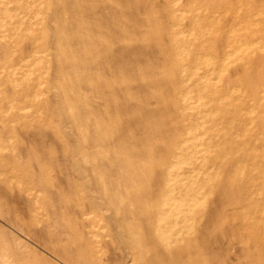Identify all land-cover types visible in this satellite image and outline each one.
Instances as JSON below:
<instances>
[{"label":"rangeland","instance_id":"374dc122","mask_svg":"<svg viewBox=\"0 0 264 264\" xmlns=\"http://www.w3.org/2000/svg\"><path fill=\"white\" fill-rule=\"evenodd\" d=\"M6 1V2H5ZM21 1V2H20ZM26 1V2H25ZM43 1V2H42ZM49 2L50 0H46V2ZM74 0H51L49 3L50 4H46V2L44 1V0H0V3H1V5H0V11H1V13L3 12V14H1L0 13V45L2 46H0L1 48H0V60H1V62H0V95L2 96H0V112H1V114L3 115V114H5V115H3V116H1V114H0V153H3V154H1L0 156V166L3 168V170H5V171H3L2 170V168L0 167V192H1V196L3 197H1L0 196V212L2 211H5V212H3V213H6L5 215H3V213L1 212L0 213V264H56V262H58L59 264H61V262H62V264H66L67 262H68V264H70V262H71V264H84V263H86V264H88V263H90V264H103V262H104V264H110L111 262V264H118V263H120V264H122V262L124 263V264H141V261L143 262V263H145V264H149L150 262H151V264H152V262H154L155 261V263H157L158 264V262L160 263V264H170V262H167V257H165L162 253H164V254H171L170 256L173 258V263L171 262V264H178L179 263V261H181V260H183V263L182 264H187V260H189V256L191 257V255L193 254V256L190 258V259H192L191 261L189 260L188 261V263L189 264H199V263H197V262H203V263H207V259H205L206 258V255H207V253L208 252H210V253H208V255H210L211 253H213V254H211V256L212 255H214L215 257H216V259L217 260H219L221 263H219V261H217L216 259H215V257L213 258V257H211V256H208V261H209V263L208 264H213V263H217V264H227V262L229 263V262H231V264H238L239 263V261L241 262L242 261V259H243V261L240 263V264H256V262H257V264H264V256H262V255H264V252L263 253H261L262 252V250H264V208H262V207H264V204L262 203V202H264V181H262V180H264V161H263V158H264V155H258V153H260V154H264V145H263V142H264V126H262V125H264L263 123H264V121H262L263 119H264V103H262V101H258L257 100V98L259 99V97H256L255 96V94L257 93V92H255V93H253V94H250L249 95V91H251L252 92V90H253V92L254 91H256L257 90V88L258 87H261V85L263 86L264 85V83L262 84V81L264 82V72H263V70H264V57H261V58H259L261 55H263L264 56V53L262 54L261 52H264V39H262V38H264V35H263V33H264V3H261L260 1L258 2V0H246V1H244V0H240V3H239V1L237 0H223L222 2H221V0L220 1H217V0H207V2L205 3L204 1H202V0H197L196 2L198 3V4H196V2H195V0H165V2L164 1H162V3H161V1L160 0H142V2H143V4H142V2H138V0H131L132 1V3L131 4H129V2H131L130 0H127V1H125V0H123V2H121L120 0H107L108 2H106V0H104V2H103V0H76L77 2H73ZM82 1V2H81ZM91 3H90V2ZM93 1H94V3H93ZM99 1V2H98ZM110 1H112V2H114V1H116V2H114L115 4H113V3H111ZM119 1H120V4H119ZM141 1V0H140ZM155 1V2H154ZM158 1H160V2H158ZM182 3H181V2ZM185 1L187 2V3H185ZM226 1H230V3H226ZM235 1V2H234ZM242 1H244V3L242 2ZM253 1V2H252ZM264 0H262V2H263ZM17 3V5H16V3ZM25 2V3H24ZM32 2V3H31ZM57 2V3H56ZM59 2H63L62 4L60 3V4H58ZM98 2V3H97ZM118 2V3H117ZM149 2V3H148ZM158 2V3H157ZM190 2V4H189V6H188V3ZM203 2H204V4L205 5H203ZM221 2V3H220ZM234 2V3H233ZM255 2H258V3H256V5H255ZM14 3V5L12 6V4ZM22 3V4H21ZM28 3V4H27ZM39 3V4H38ZM52 3H54L53 5H52ZM55 3H56V5L58 4L59 6H57L58 7V9L57 8H54V6H55ZM76 4V7H72L73 5L75 6V4ZM102 3V4H101ZM123 3V4H122ZM125 3H128V4H125ZM133 3L135 4L136 3V5H135V7H137L138 5H139V9H141V11L138 9V8H135L134 7V5H133ZM144 3H145V5H144ZM155 3H157V5L155 4ZM161 3V4H160ZM180 3L182 4V7H181V5H180ZM194 3H195V5H194ZM216 3H217V7H219V8H215L216 7ZM224 4V6H225V4L227 5V7L225 8V7H223L222 5ZM3 4V5H2ZM20 4V5H19ZM113 4V5H112ZM149 6H148V5ZM151 4H153L155 7H153ZM186 4H187V6H186ZM196 8H194L192 5ZM212 4V6H213V8H215L214 9V11L212 10V9H210L209 7H210V5ZM220 4H222V5H220ZM235 4H239V5H235ZM253 4H254V6H253ZM34 5L36 8H35V10L34 11H32L34 8V6L32 7V6ZM47 5V6H46ZM52 6V10H51V6ZM85 5H86V7H85ZM95 7H94V6ZM118 5V6H117ZM129 5H131V7L129 6ZM140 5L141 6H147L146 8L144 7H140ZM159 5V6H158ZM191 5V6H190ZM230 5V6H229ZM252 5V6H251ZM261 5H263V6H261ZM3 6H5V8H3ZM10 6H12L13 7V9L10 7ZM15 6V7H14ZM20 6V8H18ZM23 6V7H22ZM25 6V7H24ZM44 6H46V7H44ZM83 8H82V7ZM91 6V7H90ZM108 6V7H107ZM109 6H111V8L112 9H115V10H118V11H115V10H112ZM115 6V7H114ZM128 6V7H127ZM152 6V7H151ZM156 6H157V10L158 11H156L155 12V10H156ZM179 6V7H178ZM184 6V7H183ZM198 6H199V8H198ZM201 6V7H200ZM222 8H221V7ZM238 6V7H237ZM248 6V7H247ZM259 6V9L257 8ZM263 7V8H261V7ZM66 7H67V9H66ZM69 7H70V9L71 10H69ZM119 7H120V9H119ZM125 7H126V9H125ZM162 7H164V9L162 8ZM206 7V8H205ZM231 7L232 8H234V9H236L235 10V13H234V11H233V9H231ZM236 7V8H235ZM246 7H247V10H245L246 9ZM252 7V8H251ZM255 7V8H254ZM8 8V9H7ZM22 8V9H21ZM25 8H28V9H25ZM30 8V9H29ZM38 8H39V10H38ZM61 8V9H60ZM72 8H73V10H72ZM76 8H78V9H76ZM90 8H92V9H90ZM100 8V9H99ZM133 8H135L134 10H133ZM148 8H150V9H148ZM152 8V9H151ZM184 8H188V9H190V10H186V9H184ZM194 8V10L192 11V9ZM198 8V9H197ZM203 8V9H202ZM205 8V9H204ZM225 10H224V9ZM6 9H7V11H6ZM46 9V10H45ZM53 9H57V11L56 10H54L53 11ZM79 9H81V10H79ZM94 9H96V10H99V11H97V12H95V10ZM104 9V10H103ZM107 9H108V13L109 12H111L110 14H108L107 13ZM111 9V10H110ZM144 9V10H143ZM146 9H148V10H146ZM163 10L162 11V13L164 12V10H166V13H163V14H168V17H169V15L171 16V13H172V15L173 16H171L172 18H168L169 20L170 19H174V22L172 21V20H168L166 17H167V15L166 16H164L163 14H161L160 12V10ZM172 9V10H171ZM204 10V13L205 14H203V11L202 10ZM210 9V10H209ZM216 9H219V10H216ZM257 9V10H256ZM20 10V11H19ZM41 10V11H40ZM90 10V11H89ZM131 10V11H130ZM138 10V11H137ZM153 10V11H152ZM244 12H243V11ZM249 10H250V12H254V13H249ZM253 10V11H252ZM255 10H256V13H255ZM27 11V12H26ZM44 11V12H43ZM52 13V15H53V17H52V15H51V13ZM137 11V12H136ZM144 11H148L146 14H143L144 13ZM197 11V12H196ZM207 11V12H206ZM210 11H212V12H210ZM224 11V12H223ZM233 11V13H231ZM246 11H248L247 12V14H246ZM14 12V13H13ZM33 12V13H32ZM83 12H85V13H83ZM89 12V13H88ZM92 12V13H91ZM122 12V13H121ZM143 12V13H142ZM151 12V13H150ZM180 12H181V14H180ZM192 12V13H191ZM196 12V13H195ZM199 12V13H198ZM220 12V13H219ZM236 12H237V14H236ZM27 13V14H26ZM47 13H48V15H47ZM60 13H62V15L60 14ZM70 13V14H69ZM75 13V14H74ZM82 14V15H79V14ZM121 13V14H120ZM124 13V14H123ZM126 13V14H125ZM134 13L135 14H137V17H136V15H134ZM140 13L142 14V16L140 15ZM151 14V16H150V14ZM208 13V14H207ZM230 13V14H229ZM249 13V14H248ZM259 13H260V15H259ZM8 15V17H11L10 18V20H11V22H10V20H7V16L6 15ZM35 16V17H33V15ZM55 14H56V16H55ZM63 14H65V15H63ZM77 14V15H76ZM99 16H98V15ZM111 14H112V16H111ZM123 14V15H122ZM148 14V15H147ZM152 14H153V16H152ZM155 14V15H154ZM156 14H158V15H156ZM161 16H160V15ZM174 14H175V18H174ZM191 14H192V16H191ZM193 14H194V16H193ZM195 14H196V16H195ZM203 15V17H202V15ZM218 14L220 15V16H218ZM239 14H240V16L242 17V18H240V16H239ZM246 16H245V15ZM18 15L20 16V17H18ZM23 17H22V16ZM29 15H31V16H29ZM41 15V16H40ZM50 15V16H49ZM67 15V16H66ZM115 15H116V18H115ZM124 15H126V16H124ZM128 15V16H127ZM132 15V16H131ZM146 15V16H145ZM176 15H177V18H178V16H180L178 19H176ZM185 15V16H184ZM187 15H190L191 17H189V16H187ZM207 15H210V17L209 16H207ZM216 15H217V17H216ZM225 15V16H224ZM231 15H234V17L232 16L231 17ZM236 15V16H235ZM238 15V16H237ZM249 15V16H248ZM254 16V17H252V16ZM256 15V16H255ZM30 18H29V17ZM71 16V17H70ZM88 16H90V17H88ZM91 16H92V18L93 19H91ZM109 16V17H108ZM123 16H124V18H123ZM130 16V18H128ZM145 16V17H144ZM148 16V17H147ZM184 16V18L182 19V17ZM207 16V17H206ZM229 16V17H228ZM15 17H18V18H15ZM22 17V18H21ZM27 17L29 18V19H27ZM46 17H47V19H48V17L50 18V19H48V20H51V18H53L51 21H47L46 20ZM70 17V18H69ZM131 17H133V18H135V19H131ZM151 17V18H150ZM157 17V18H156ZM222 17V18H221ZM231 17V18H230ZM21 20H20V19ZM26 18V19H25ZM36 18V19H35ZM57 18V19H56ZM59 18H60V20H59ZM65 18H67L66 20H65ZM81 18H83V20H81ZM95 18H99V20L97 21V19H95ZM107 18L109 19L107 22H106V20H107ZM128 18V19H127ZM155 18H156V20H155ZM160 18H161V20H164V21H161L160 20ZM186 18H188L187 20H185ZM190 18V19H189ZM192 18V19H191ZM195 18V20H193ZM197 18V19H196ZM226 18H230V19H226ZM254 18H255V20H254ZM256 18H258V19H256ZM261 18V19H260ZM1 19H2V22H1ZM9 19V18H8ZM24 19V20H23ZM70 19H72L71 21H70ZM78 19V20H77ZM86 19V20H85ZM111 19V20H110ZM124 19V20H123ZM128 21H126V20ZM131 19V20H130ZM148 19V20H147ZM157 19H159V21L160 22H162V23H160ZM176 19V20H175ZM219 19H220V21H219ZM231 19H232V21H231ZM237 19V20H236ZM241 19V20H240ZM250 19V20H249ZM5 20H7V22L5 21ZM15 20H18V21H20V22H18V21H15ZM28 20H31L30 21V23L28 22ZM44 20V21H43ZM62 20H65L67 23H65L64 25L66 26L67 25V28H65V26H62L63 24L62 23H64L65 21H63L62 22ZM69 21V23H68V21ZM75 20H77V21H80V22H77V21H75ZM87 20H88V22L89 21H91L92 22V20H93V22H92V24H91V22H89V24L87 23ZM102 20V21H101ZM112 20H117V21H115L113 24H110V23H112L113 21ZM121 20V21H120ZM135 20V21H134ZM143 20H145V21H143ZM189 20V21H188ZM201 20H202V22H201ZM209 20V21H208ZM240 20V21H239ZM13 21V22H12ZM25 21H27L28 22V24H27V22H25ZM34 21V22H33ZM54 21H56V23L54 22ZM58 21H59V24H57L58 23ZM61 21V22H60ZM86 21V22H85ZM119 21V22H118ZM126 23H125V22ZM130 21V22H129ZM155 21V22H154ZM176 21H178V22H176ZM179 21H182L181 22V24H180V22ZM184 21V22H183ZM192 21L194 22L193 24H192ZM196 21H197V24H196ZM199 21H200V23H199ZM205 21V23H203ZM3 22H5V23H3ZM75 22V23H74ZM82 22V23H81ZM94 22H95V25H93L94 24ZM110 22V23H109ZM123 22H124V24H123ZM133 22V23H132ZM153 22V23H152ZM157 22V23H156ZM166 22V23H165ZM170 22V23H169ZM188 22V24L189 25H185L186 23ZM219 22V23H218ZM227 23V24H225V23ZM229 22V23H228ZM253 22V23H252ZM20 23V24H19ZM45 23L46 24H48L49 26H51V23L53 24V27L51 26V28L49 27V26H45ZM77 23V24H76ZM80 23V24H79ZM86 25H85V24ZM98 25H97V24ZM101 23L102 24H104V26L103 25H101ZM127 23H128V26H127ZM138 23H140V24H138ZM152 23V24H151ZM154 23H155V25H157V26H155L154 25ZM160 23V24H159ZM168 23V24H167ZM191 23V24H190ZM243 23H244V25H243ZM246 23H247V25L250 23V25H246ZM19 24V25H18ZM25 26H23V25ZM40 24V25H39ZM56 24V25H55ZM62 24V25H61ZM84 24V25H83ZM88 24V25H87ZM91 24V25H90ZM115 24L117 25H119L120 27H115ZM132 24V25H131ZM134 24V25H133ZM138 24V25H137ZM164 24H166L165 26H164ZM174 24V25H173ZM200 24V25H199ZM201 24H204V25H201ZM225 24V25H224ZM263 25V28H261L262 27V25ZM13 25V26H12ZM35 25H38V27H36ZM42 25V26H41ZM54 25L55 26H57V30L59 31L58 33H57V30H56V28L54 27ZM60 25V26H59ZM100 25V26H99ZM107 25H109V26H107ZM139 25H141L142 26V28H144V30H142V28H141V26H140V28H141V30H140V28L138 27ZM143 25H145L146 27L148 26V30H147V28L145 27V26H143ZM162 26V28H161V26ZM197 25V26H196ZM219 25V26H218ZM223 25V26H222ZM233 26V27H230V26ZM253 25H255V27H258L259 26V28H257V29H255V27L253 28ZM261 25V26H260ZM9 26H10V30H9ZM34 27V30H33V27ZM75 26V27H74ZM107 26V27H106ZM151 26V27H150ZM170 26V27H169ZM183 26V27H182ZM184 26H187V27H184ZM191 26V27H190ZM193 26H194V28H193ZM202 26V27H201ZM203 26H205L208 30H206V28H205V31H204V28H203ZM249 26H250V28H249ZM50 29H49V28ZM59 27V28H58ZM69 27V28H68ZM101 27V28H100ZM110 27V28H109ZM111 27H113V28H111ZM121 27H123V29L124 30H122V28ZM124 27H126V28H124ZM128 27V28H127ZM132 28V29H130V28ZM153 27V28H152ZM155 27V28H154ZM159 27V28H158ZM223 27V29H221ZM239 27H240V29H239ZM2 28V29H1ZM3 28H5V30H3ZM38 28H39V30H38ZM48 28V33L49 34H51L50 36H48L47 37V35H49L48 33H47V29ZM61 28H62V30H61ZM75 28V29H74ZM90 28H92V30L90 29ZM105 28H107V29H111V31H109V30H107L106 31V29ZM133 28H135V29H133ZM137 28H138V30H137ZM161 28V29H160ZM164 28V29H163ZM200 28H201V30H200ZM217 28H218V30H217ZM45 29V30H44ZM51 29H52V31H54L53 33H52V31H51ZM69 29V30H68ZM83 31H82V30ZM97 32H94V30ZM104 31H103V30ZM116 29V31H114ZM117 29H118V32H117ZM128 29V30H127ZM150 29H151V31H150ZM157 29V30H156ZM160 29V30H159ZM175 29V30H174ZM226 29V31H224ZM255 29V30H254ZM2 30V31H1ZM43 31L42 33H40L41 31ZM64 30V31H63ZM94 33V34H91L92 32ZM99 30H101V31H99ZM120 30V31H119ZM127 30V31H126ZM146 30V32H144ZM156 30V31H155ZM173 30V31H172ZM180 30V31H179ZM212 30H213V32H212ZM248 31V33H247V31ZM252 31V33H251V31ZM260 30H261V32H260ZM15 31H16V33H15ZM20 31V32H19ZM25 31H27V33H25ZM30 31H32V33H33V35L35 34L36 36L37 35H39V37L40 38H37L35 35H34V37L32 36V33L30 32ZM45 31V32H44ZM62 31V32H61ZM67 31V32H66ZM75 31V32H74ZM91 32V33H88V32ZM99 31V32H98ZM129 31L132 33V34H129ZM155 31V32H154ZM198 31V32H197ZM207 31V32H206ZM222 31H224L223 33H222ZM243 31H245V32H243ZM11 32V33H10ZM63 33L62 35L61 34H59V33ZM68 33L67 35H71V34H74V35H71V36H67L65 33ZM70 32H71V34H70ZM80 32H82L81 34H80ZM111 32H116V35H118L119 37H121L122 38V42H124V43H122L121 42V39L120 38H118V36L116 37V35L115 34H113V33H111ZM127 32H128V34H127ZM133 32H135V33H133ZM154 34H157L158 33V35H153V33ZM219 32H221L220 34H219ZM227 32V33H226ZM242 34H241V33ZM21 33H23V34H21ZM31 35H30V34ZM38 33V34H37ZM47 33V34H46ZM75 33H79L78 34V36H80V37H77L76 35H75ZM88 33V34H87ZM100 33V34H99ZM110 33V34H109ZM136 33H138L137 35H136ZM142 33V34H141ZM149 33H151L150 35H148ZM163 33V34H162ZM205 33V34H204ZM214 33H215V37H216V39H218V40H216V39H214L215 37L213 36L214 35ZM225 33V34H224ZM231 33H233L234 35H235V37H234V35L232 34L231 35ZM25 34V35H24ZM41 34V35H40ZM56 34V35H55ZM65 34V35H64ZM82 34H84L85 35V37L86 38H84V35H82ZM91 34V35H90ZM96 34V35H95ZM103 34V35H102ZM105 34H108V37H107V35H105ZM112 34V35H111ZM120 34V35H119ZM134 34V35H133ZM162 34V36H160V35ZM167 34V35H166ZM188 34V35H187ZM217 34V35H216ZM221 35L220 37H219V35ZM224 34V35H223ZM249 34V35H248ZM259 34H261V35H259ZM43 35H44V37H43ZM56 36L57 37V35H59L57 38L58 39H56L55 38V40H54V38L53 37H51V36ZM81 35H82V40L80 39L81 38ZM106 37H105V36ZM140 36V35H142L143 37H145L144 39L146 40V41H144V39H143V37L141 36V38H139V37H135V36ZM184 35V36H183ZM192 35V36H191ZM194 35V36H193ZM196 35V36H195ZM228 35V38L226 37V40L224 39L225 38V36H227ZM257 35H259V36H257ZM10 36H11V38H10ZM18 36H19V39H18ZM32 36V37H31ZM54 36V37H55ZM76 36V38H72V37H75ZM115 36V37H114ZM130 38V40H129V38ZM134 36V39H132V37ZM148 36V37H147ZM152 36V37H151ZM156 36V37H155ZM166 37V38H164V37ZM171 36V37H170ZM177 36V37H176ZM188 36V37H187ZM199 36V37H198ZM202 36H203V38H202ZM206 36H207V38H206ZM212 37L211 39H210V37ZM238 36H240V37H238ZM31 37V38H30ZM46 37V38H45ZM62 37V38H61ZM67 37V38H66ZM89 37V38H88ZM101 37H105L106 39H108V40H110L111 38H112V41L111 42H115V43H111L110 41H108V40H106V39H103V38H101ZM109 37H111V38H109ZM162 37V38H161ZM167 37H170L171 39H167ZM176 37V38H175ZM178 37H180L179 39H178ZM205 37V38H204ZM219 37V38H218ZM236 37H238V38H236ZM244 37V38H243ZM255 37V38H254ZM5 38H7V39H5ZM9 38H10V40H9ZM15 40H14V39ZM33 38V39H32ZM35 38V39H34ZM46 40H45V39ZM48 38H50L51 40H52V38H53V40L51 41V40H49ZM60 38V39H59ZM84 38V39H83ZM119 40H118V39ZM123 38H125L124 39V41H123ZM146 38H148V39H146ZM175 38V39H174ZM186 38H188V40H190L191 42H189ZM230 38H231V40H230ZM233 38H234V40H233ZM243 38V39H242ZM26 39V40H25ZM48 39V40H47ZM64 39H66V40H64ZM69 39V40H68ZM70 39L73 41V40H75V41H73V42H71L70 41ZM90 39V40H89ZM93 39V40H92ZM139 39V41H140V39H141V44H146V45H140V42L139 41H137ZM158 39V40H157ZM160 39V40H159ZM185 39V40H184ZM225 41L224 43H223V41ZM227 39H228V41L230 40V41H232V42H228L227 41ZM254 39V40H253ZM2 40V41H1ZM3 40H6V43L5 42H3ZM60 40V41H59ZM61 40H63V41H61ZM81 40V41H80ZM94 40L95 41H98V42H96V44H95V42H94ZM114 40V41H113ZM129 41L130 42V44H131V40H132V44H131V46L130 45H128V43L129 42H127V41ZM136 41V43H135V41ZM148 40V41H147ZM152 40V41H151ZM154 40H157V42L156 41H154ZM173 40V44L170 42V41H172ZM202 40H203V42H202ZM206 40V41H205ZM220 40V41H219ZM239 40V41H238ZM12 41V42H11ZM31 41V42H30ZM40 41H42V44H41V46H40ZM55 41H57L56 43H55ZM68 41V42H67ZM70 41V42H69ZM91 41H93V42H91ZM103 41H105V43H102ZM154 41V42H153ZM161 41H163V44L164 45H161L160 43H162ZM180 41V42H179ZM197 41H199V42H197ZM3 42V43H2ZM64 44H63V43ZM108 42H109V44H108ZM121 43V44H119V43ZM127 42V43H126ZM138 42V43H137ZM156 42V43H155ZM167 42V43H166ZM228 42V44L230 43L231 44V47H230V50H229V48H228V45H226V43ZM242 42H247V44H248V48H247V51L245 50V47L243 48L242 46L243 45H241V44H239V43H242ZM13 44V47H12V45L11 44ZM25 43V44H24ZM30 43H32V45L30 44ZM35 43L37 44L36 45V47H35ZM39 43V44H38ZM45 43H46V45H45ZM51 43H52V45H51ZM55 43V47H56V50H55V47L53 46V44ZM60 43V44H59ZM62 43V44H61ZM68 43H69V45H70V43L71 44H73V45H75V47L73 46V45H68ZM87 43H90V44H87ZM94 45H93V44ZM98 43V44H97ZM119 44L118 46H117V44ZM133 43H135V44H138V45H135V44H133ZM189 43V44H188ZM205 43H207V44H205ZM214 43V44H213ZM217 43V45H215ZM220 43V44H219ZM223 43V44H222ZM238 43V45H236V44ZM28 44H30V45H28L29 47H26ZM104 44V46H102ZM114 44H115V46H114ZM154 44V46L155 47H152L151 45H153ZM158 45L157 46V48H158V50H157V48H156V45ZM199 44V45H198ZM211 44V45H210ZM212 44L214 45V47H210V46H212ZM254 44V45H253ZM9 45V46H8ZM23 45H25V46H23ZM42 45H43V51H41L42 49ZM61 45V46H60ZM67 45V46H66ZM79 45H83V46H79ZM88 45H89V47H88ZM96 45V46H95ZM108 45H111V46H108ZM182 45V46H181ZM189 45V46H188ZM235 45V46H234ZM257 45V47L254 49V47ZM6 46H8L9 48H7ZM17 46V47H16ZM20 46V47H19ZM65 47V48H63V47ZM70 48H69V47ZM71 46H73V48L74 49H71L72 47ZM86 46V47H85ZM95 46V48H93ZM100 48H99V47ZM122 46V47H121ZM126 46H127V48H126ZM143 46H149L148 47V49L149 50H151V48H153L151 51H148L145 47H143ZM169 46H170V48L172 49H170L169 48ZM173 46V47H172ZM187 46V47H186ZM192 46V47H191ZM196 46V47H195ZM219 46H224L223 47V49H224V51H222L223 49H222V47H220V50L218 49V47ZM226 46H227V48H226ZM239 46H241V48H243V50L242 51H236V47L238 48ZM3 47H5V48H3ZM31 47H32V50L30 51V49H31ZM50 48V49H47V48ZM53 47H54V49H53ZM57 47H58V49L59 50H57ZM96 47H98L99 49H101V50H98ZM107 47H109V48H111V49H109V48H107ZM114 47H116V48H114ZM120 47V48H119ZM195 49H194V48ZM201 47L203 48V49H201ZM217 47V49H214V48H216ZM16 48H17V50H16ZM91 48V49H90ZM117 48H119V49H117ZM124 50H123V49ZM140 48V49H139ZM155 48V49H154ZM159 48H160V50H159ZM166 48H167V50H168V52H171V54L170 53H168V52H166L167 50H166ZM198 50H197V49ZM206 48V49H205ZM209 48H210V50H209ZM213 48V49H212ZM3 49V50H2ZM8 49V51H6ZM19 49V50H18ZM25 50V53H26V55L27 56H25L24 55V50ZM36 49H37V51H36ZM41 49V50H40ZM53 49V50H52ZM69 49V50H68ZM70 49H71V51H70ZM81 49H82V51H81ZM87 49L88 50H93L92 51V53H91V51L89 52H87ZM98 51H97V50ZM103 49V50H102ZM121 49V50H120ZM136 49H138V50H136ZM162 49H163V51H162ZM170 49V50H169ZM196 50V51H193V50ZM222 49V50H221ZM225 49H226V51H225ZM233 49V51H231ZM258 49V50H257ZM14 50V51H13ZM49 50H51V52L49 51ZM67 52H65V51ZM80 50V51H79ZM86 50V51H85ZM107 50V51H106ZM132 50V51H131ZM133 50H135V53L136 54H139V55H136L135 53H132L133 52ZM166 50V51H165ZM180 50V51H179ZM213 50L215 51V50H217L216 52H213ZM3 51H6V53L7 54H5V52H3ZM21 51V52H20ZM47 51V52H46ZM59 54H61V60L62 61H56V59H59L60 60V57L58 56V55H56L55 53L56 52ZM59 51V52H58ZM69 51H70V54L71 53H73L72 55H73V57L75 58H73L72 57V55L70 56L68 53H69ZM73 51V52H72ZM105 51V52H104ZM109 51H110V53H109ZM112 51V52H111ZM114 51V52H113ZM115 51L116 52H118V53H120V56H119V54L118 55H116L117 53H115ZM125 51V54H127L128 56H126L125 54H121L122 52H124ZM129 53H128V52ZM137 51V52H136ZM138 51H140V52H143V54L145 55H141L140 56V52L138 53ZM154 51L157 53V55L158 56H160V57H157V55H156V53H154ZM159 51V52H158ZM174 51V53H175V55L176 56H174L173 54H172V52ZM187 51V52H186ZM198 51V52H197ZM203 51H205V52H203ZM219 51V52H218ZM251 51V52H250ZM20 52V53H19ZM22 52H23V54H22ZM46 54H45V53ZM50 52V53H49ZM86 52V53H85ZM102 52V54H100ZM108 52V53H107ZM182 52V53H181ZM196 52V53H195ZM202 52V53H201ZM206 52H209L208 54L206 53ZM211 52V53H210ZM218 52V53H217ZM221 52L223 53V55L221 54ZM233 52V53H232ZM234 52H235V54H234ZM240 52H242L241 54H240ZM259 53V54H256L257 55V59L255 60V53ZM52 53H54V55H52ZM66 53V55H63V54H65ZM79 54V53H84L85 55H80L79 54V57H77V54ZM91 53V54H90ZM105 53V54H104ZM111 53L113 54L112 56H111ZM151 53H153V56H152V54ZM159 53V54H158ZM161 53H163V54H161ZM164 53H165V55H164ZM193 56H195V54H196V60H194V58L192 57V55ZM206 53V54H205ZM213 53V54H212ZM216 53H217V55H220V56H217L216 55ZM224 53H226V55L224 54ZM227 53H228V55H227ZM246 53H248V54H246ZM2 54H5V55H2ZM10 54H11V56H10ZM35 54H36V56H35ZM39 54H40V56H39ZM41 54H42V56H41ZM48 54V55H47ZM96 54V55H95ZM99 54V57L97 56ZM110 54V55H109ZM133 54L134 55H136V56H133ZM166 54H170L169 56H170V58L168 57V55L166 56ZM3 57H2V56ZM9 55V57H8V60H10V61H8L7 60V56ZM17 55V56H16ZM19 55V56H18ZM22 55V56H21ZM93 55V56H92ZM100 55H102V56H104V57H102V59H100ZM107 55H109L108 56V58H107ZM132 55V56H131ZM146 55H148L147 57H146ZM173 55V56H172ZM45 56V57H44ZM46 56H48L49 57V59L47 60V57ZM50 56L53 58H50ZM56 56V58L54 59V57ZM69 56L70 58V60L67 58V57ZM115 57V60L113 59L114 57ZM122 56V57H121ZM171 56H172V58H171ZM180 56V57H179ZM223 56H225L226 58H227V60L223 57ZM232 56H233V59H232ZM259 56V57H258ZM6 57V58H5ZM13 57V58H12ZM23 57V58H22ZM63 57H65V59L63 58ZM83 57V58H82ZM91 59V62L89 61L90 59ZM92 57V58H91ZM95 57H97V58H99V59H97V58H95ZM111 57H112V59H111ZM150 57H151V59H150ZM153 57V58H152ZM157 59H156V58ZM163 57V58H162ZM169 59H168V58ZM178 57V59L180 58L181 60H178V59H176L177 60V64H176V61L174 60L175 58H177ZM192 57V58H191ZM197 57H198V59H197ZM204 58V60H202V58ZM209 57V58H208ZM3 58H5V60H3ZM11 58V59H10ZM17 58V59H16ZM19 58V59H18ZM45 58H46V60H45ZM74 59V61H72L73 63H71V60H73ZM76 58H78V59H76ZM86 58V59H85ZM88 58V59H87ZM93 58H95V59H93ZM121 59V60H117V59ZM123 58H125V59H123ZM165 58H166V60H165ZM174 58V59H173ZM221 58V59H220ZM16 59V60H15ZM66 59H68V60H66ZM81 59V60H80ZM93 59V60H92ZM107 59V60H106ZM130 59H131V61H130ZM136 59V60H135ZM145 59V60H144ZM150 59V60H149ZM162 59H164V61L162 60ZM171 59V60H170ZM191 59H192V61H191ZM206 59H209L207 62L205 61ZM210 59H211V63L213 62V64H211L210 63ZM217 59V60H216ZM220 59V61H218ZM230 59H231V61H230ZM241 59V60H240ZM250 59V63H249V60ZM252 59H254V61H252ZM263 59V60H262ZM17 60H19V61H17ZM75 60H77L76 62H75ZM87 60V61H86ZM98 60V61H97ZM103 60H105V61H103ZM110 60V61H109ZM117 60V61H116ZM134 60V61H133ZM141 60H142V62L143 63H141ZM158 60V61H157ZM170 60V61H169ZM201 60H202V62H201ZM233 60V61H232ZM243 60H246V62L245 61H243ZM257 60H258V62H257ZM12 61V62H11ZM13 61H14V63H13ZM24 61H25V63H24ZM55 61V62H54ZM67 61V62H66ZM84 61V62H83ZM115 61H116V65H115V67H113L114 69H116V70H114L113 71V68L112 67H109V65H111V66H114V64H115ZM125 61H127V63L125 62ZM161 62V61H163V63L161 62V64L160 63H157V62ZM166 61V62H165ZM180 61V62H179ZM187 61V62H186ZM195 61V62H194ZM198 61V62H197ZM243 61V63L244 64H242L241 62ZM261 62V64H262V62H263V64L261 65L260 64V62ZM3 62H5V64H7L6 66H5V64H2ZM10 64H9V63ZM27 62H28V65H27ZM41 62V63H40ZM58 62H59V67H64V68H66V70H71V69H73L74 71H72L71 70V72H75L74 74L72 73L71 74V72H69V71H66L65 69H62L63 70V72L61 71V69L58 67ZM70 62V63H69ZM75 62V63H74ZM83 62V63H82ZM90 62V63H89ZM101 62V63H100ZM105 62V63H104ZM110 62V63H109ZM122 62V63H121ZM131 62H133L132 63V65H131V67H130V64H131ZM140 62V63H139ZM149 62V63H148ZM153 62V63H152ZM156 62V63H155ZM169 62V63H168ZM172 62V63H171ZM185 62V63H184ZM192 63V65L190 66V64L189 63ZM43 63V64H42ZM54 63V64H53ZM56 63H57V65H56ZM61 63V64H60ZM80 63V64H79ZM97 63H99V64H97ZM109 64V65H102V64ZM118 63H119V65H118ZM124 63V64H123ZM148 63V64H147ZM154 63H155V65H154ZM175 63V64H174ZM179 63H181V66H177ZM187 63V64H186ZM193 63L195 64L196 63V66L194 67L193 66ZM205 63V64H204ZM220 63H222V66L220 65ZM254 63H256V67L254 66ZM12 64H14V65H12ZM47 64H48V66H47ZM66 64H68L67 66H66ZM82 64H83V67H82ZM87 64V65H86ZM93 64H95V65H93ZM97 64V65H96ZM134 64V65H133ZM135 64H138V65H135ZM147 64V65H146ZM149 64H151L150 66H152V64L154 65V66H152V67H150L149 66V69L147 68V66L149 65ZM174 65V68L173 69H171L172 67L171 66H173ZM182 64H183V66H182ZM185 64V65H184ZM235 64H237L236 66H235ZM239 64V65H238ZM252 64V65H251ZM30 65H31V67H30ZM45 66V67H43V66ZM49 65H52V66H49ZM88 65L90 66V67H88ZM101 65V66H100ZM129 65V66H128ZM139 65H141V66H139ZM146 65V66H145ZM165 65V66H164ZM180 65V64H179ZM204 65H205V68H204ZM212 65V66H211ZM216 65H218L217 67H216ZM233 65V66H232ZM261 65V66H260ZM8 66V67H7ZM47 66V67H46ZM72 66V67H71ZM76 66L79 68V70L80 69H82V70H77L78 68H76ZM97 66V67H96ZM126 66V67H125ZM132 66H133V68H132ZM143 66V67H142ZM162 66V67H161ZM167 66H168V69H167ZM208 66V67H207ZM210 66V67H209ZM235 66V67H234ZM242 66V68H240V67ZM243 66H246V69H245V67H243ZM15 67V68H14ZM20 67V68H19ZM25 67H26V70H25ZM37 67V68H36ZM62 67V68H63ZM91 67H92V69H91ZM95 69H94V68ZM105 67V69H103ZM107 67V68H106ZM118 67H122V68H117ZM129 67V68H128ZM137 67H139V68H137ZM153 67L155 68V69H153ZM159 67L161 68V69H159ZM175 67H177V68H175ZM214 67V68H213ZM220 67H222V69L220 68ZM226 67V68H225ZM237 67V68H236ZM254 67V68H253ZM260 67L263 69H260ZM3 70H2V69ZM22 68V69H21ZM28 68V69H27ZM31 68V69H30ZM34 68V69H33ZM58 68L60 69V70H58ZM75 68V69H74ZM85 68V69H84ZM137 68V69H136ZM157 68H158V70H157ZM163 68H165V69H163ZM178 68H179V70H178ZM182 68V69H181ZM191 68L192 69H194V71L193 70H191ZM195 68H196V70H195ZM211 68V69H210ZM230 68L232 69L233 68V71L232 70H230ZM240 68V69H239ZM249 68H252V70H253V72H256V73H253L252 72V70H251V72H250V69ZM5 69H7V70H5ZM35 69H36V71H35ZM55 69H57L56 71H55V73H54V70ZM84 69V70H83ZM90 69V70H89ZM97 69V70H96ZM100 69H102V70H100ZM107 69V70H106ZM121 69V70H120ZM125 71H124V70ZM141 69V70H140ZM144 69V70H143ZM146 69H147V72H145L146 71ZM170 69H171V71H170ZM23 71V72H21V71ZM51 70V71H50ZM88 72H87V71ZM103 70H105V71H103ZM111 70V71H110ZM123 71V72H120V71ZM130 70V71H129ZM136 70V71H135ZM143 70V71H142ZM156 70V71H155ZM172 70H176V71H172ZM203 70V71H202ZM215 70V71H214ZM219 70H220V72H219ZM238 70V71H237ZM239 70H242V72L241 71H239ZM244 70V71H243ZM257 70H258V72H257ZM260 70H262V74H261V71ZM19 71V72H18ZM48 71H50V72H48ZM57 71H59V72H57ZM77 71V72H76ZM98 71V73H96ZM100 71V72H99ZM130 72L131 74H126V72ZM133 71H134V73L136 74V75H133ZM141 71V72H140ZM153 71V72H152ZM156 73H155V72ZM164 71L165 72H167V73H164ZM190 71H192V72H190ZM197 71V72H196ZM239 72V73H237V72ZM248 71H249V74H248ZM6 72H7V74H6ZM17 72V73H16ZM25 72H26V74H25ZM60 72H62L61 74H59ZM70 73L72 76H68L69 74L68 73ZM108 72H110V73H108ZM120 74H119V73ZM127 72V73H128ZM139 72V73H138ZM142 72H145V75H144V73H143V75H142ZM150 72H152V73H150ZM175 72V73H174ZM176 72H178V75H177V73ZM189 72V73H188ZM211 72H212V74H211ZM233 72H235L234 74H233ZM30 73V74H29ZM52 74V75H50V74ZM67 74V77L65 76L64 77V75L63 74ZM116 73H117V76H115L116 75ZM123 73V74H122ZM125 73V74H124ZM150 74V78H148V74ZM154 73L156 74V75H154ZM163 73V75H165L166 76V74H167V77L168 78H166L165 76H163V75H161V74ZM169 73H170V76H168L169 75ZM182 73H184L183 75H182ZM185 73H187L186 75H185ZM191 73H192V75H191ZM209 73V74H208ZM215 73L217 74V75H220V78L218 79V80H215L214 78H215ZM229 73H231V74H229ZM244 73V74H243ZM250 73H251V75L252 76H254V75H256L257 76V78H259L260 76H262V77H260L259 78V82H260V79H261V82L259 83L256 79V76L254 77V79H255V81H256V83H258V86H256V83H255V85H254V82L255 81H253L254 79L253 78H251V76H250ZM45 74V75H44ZM77 74H79V77H78V75ZM86 76H85V75ZM91 74V75H90ZM95 74V75H94ZM102 74H104V75H101ZM112 74H114V75H112ZM138 74V75H137ZM172 74V75H171ZM239 74H241L242 75V78H241V75H239ZM258 74V75H257ZM260 74V75H259ZM3 75H5L6 77H3ZM21 75V76H20ZM48 75V76H47ZM51 77H50V76ZM58 76V78H57V76ZM73 75H76L77 77H75V79L73 78H71V79H69V77H73ZM83 75V76H82ZM88 75V76H87ZM100 75V76H99ZM110 77V78H114L113 80H115L116 79V82L115 81H112V82H114V83H111L110 82V78H109V81H108V77ZM119 75H121V76H125L126 75V77H127V75L128 76H133V81H132V77L130 76L129 78H127V79H129V80H127V79H125L124 80V76L123 77H121V76H119ZM140 75V76H139ZM152 75V76H151ZM160 75V76H159ZM174 75H177V76H174ZM196 75V76H195ZM205 75V76H204ZM213 75V76H212ZM226 75H227V77H226ZM231 77V75L233 76L232 78H233V80H232V78H230L229 76ZM238 75V76H237ZM243 75L245 76V77H243ZM246 75H248V76H250L249 78H247L246 77ZM19 76V77H18ZM28 76V77H27ZM34 76V77H33ZM35 76H37L38 77V79H40V82L38 83V81L39 80H37V77L35 78ZM105 76L107 77L106 79H105ZM139 76V77H138ZM144 78H143V77ZM146 76V77H145ZM172 76H174L175 78L174 79H172L173 77ZM188 76V77H187ZM199 76V77H198ZM33 77V78H32ZM49 79H48V78ZM59 77H60V79H59ZM82 77V78H81ZM86 77H88V78H86ZM98 77H99V79H98ZM139 80H136V78ZM154 77V78H153ZM158 77V78H157ZM170 77V78H169ZM172 77V78H171ZM181 77V78H180ZM195 77V78H194ZM225 77V79H223ZM237 77H239V78H237ZM65 78H67V81H66V79ZM78 78V79H77ZM85 78V79H84ZM91 78L92 79H94V80H91ZM103 78L105 79V80H103ZM130 78H131V80H130ZM140 78H143L144 80L146 79V81H148V82H146V81H144L143 79L141 80ZM177 78V79H176ZM187 80H186V79ZM197 78V79H196ZM245 78V79H244ZM251 78V79H250ZM6 79V80H5ZM41 79H43V80H41ZM45 79V80H44ZM48 79V80H47ZM57 79H59V81L60 80H63V81H58L59 82V84L58 83H55V80H57ZM84 79V80H83ZM89 79V80H88ZM96 79V80H95ZM121 79V81H119ZM135 79V80H134ZM150 79H153L152 81L150 80ZM158 79H159V81H158ZM163 79H164V81H163ZM195 79L197 80V81H195ZM205 79H206V81H205ZM207 79H208V82H209V85H210V83H211V85L209 86L208 85V82H207ZM241 79H243V81L241 80ZM253 79V80H252ZM2 80V81H1ZM31 80V82H29ZM32 80H33V83L34 82H36L35 84H36V86H34L35 84H33L32 83ZM53 82H52V81ZM73 80V81H72ZM75 80V81H74ZM83 80V81H82ZM87 80H88V82H87ZM98 80V81H97ZM150 80V81H149ZM172 80H174L175 82L173 83L172 82ZM176 80H177V82H176ZM195 81L194 83H192L193 81ZM201 80V81H200ZM209 80H214V81H209ZM227 81V80H229V82H227V84H224V83H226L225 81ZM232 80V81H231ZM237 80H239V82L236 81ZM242 82H244V83H241L240 84V82L241 81ZM253 82H252V81ZM10 81V82H9ZM47 81V82H46ZM65 81V83L63 84V82ZM94 82V83H92L91 85H90V83L89 82ZM126 82V84H129L130 82L132 83V85H131V83H130V86H131V88H132V86H133V84H134V86H133V89H135V88H139L140 89V91H139V89H138V92H140L139 94H138V92H137V90L135 89V91H133V92H135V93H133V92H130L131 90H133V89H131L130 88V86H126V84L125 85H123L124 83L123 82ZM141 81V82H140ZM157 81V82H156ZM168 81H170V83H172L171 85H170V83L168 82ZM191 81V82H190ZM218 81H219V84H218ZM245 81H247V83L245 82ZM248 81L250 82V83H248ZM42 82V83H41ZM49 82V83H48ZM57 82V81H56ZM68 82V83H67ZM129 82V83H128ZM136 82L139 84V86L138 85H136ZM143 82V83H142ZM152 82H156L158 85H156V83H152V86L150 85ZM32 83V84H31ZM52 83H53V85H52ZM61 83L64 85H62L61 86ZM98 83H99V85H98ZM120 83H122L121 85H120ZM168 83V84H167ZM187 83V84H186ZM188 83H189V85H188ZM215 83V84H214ZM221 83V84H220ZM232 83H235V84H233V85H231ZM12 84V86H10ZM60 86V88L62 89V87H63V90H64V92H63V90H59V86ZM74 84H77L76 86H73ZM82 84V85H81ZM111 84H113L114 86H116V88L112 85L111 86ZM115 84H118V85H115ZM146 84V85H145ZM148 84H149V86L150 87H152L151 88V90L153 89V88H155V89H158V90H155L154 89V92H157V93H154L153 91V93L151 92V90H149V86H148ZM161 86H160V85ZM164 84H167V86L165 85L164 86ZM186 84V85H185ZM191 84V85H190ZM197 84V85H196ZM204 84V85H203ZM229 84V85H228ZM237 84V85H236ZM244 84V85H243ZM253 84V85H252ZM261 84V85H260ZM9 85V86H8ZM40 85H41V88H40ZM48 85V87H46ZM50 85L51 86H53L54 87V89L56 90V92H57V94H56V96H55V94L54 93H56L55 92V90L53 89V87H52V90H51V87H50ZM56 85L58 86V87H56ZM66 85H69V86H66ZM72 85V86H71ZM79 85V86H78ZM83 85H85V86H83ZM102 85V86H101ZM163 85V86H162ZM196 85V86H195ZM214 85V86H213ZM245 85H246V87H245ZM248 85H251V87L250 86H248ZM260 85V86H259ZM2 86H5V87H2ZM44 86V87H43ZM78 86V87H77ZM86 86H89V87H86ZM97 87V89H95L96 87ZM111 86V87H110ZM135 86H137V87H135ZM155 86V87H154ZM176 88V90H175V88ZM186 87L185 89H181V88H184V87ZM187 86H189V88H187ZM194 86V87H193ZM198 86V87H197ZM209 86V87H208ZM225 86V87H224ZM230 86V87H229ZM231 86H232V88L233 87H238V91L239 92H241L242 93V96H240V97H238L236 94H233L232 92H231V90H232V88H231ZM255 88H253V87ZM12 87V88H11ZM27 87H28V89H27ZM70 87H72L71 88V91H73V93L70 91ZM80 87H82V89H83V91L85 92H79L80 90L82 91V89H80ZM98 87H99V89H98ZM109 87V88H108ZM118 87V88H117ZM124 87V88H123ZM129 87V88H128ZM141 87H144V88H142V90H141ZM156 87H162V88H156ZM174 88V89H169L170 90V92H169V90H168V88ZM196 87V88H195ZM221 87H223V89H225V90H223V89H221ZM248 87H250L249 89H248ZM257 87V88H256ZM3 88V89H2ZM5 88H9V89H5ZM20 88V89H19ZM26 88V89H25ZM38 88H39V90H38ZM58 88V89H57ZM65 88V89H64ZM68 88H69V90H68ZM78 88V89H77ZM86 88H88V89H86ZM91 88V89H90ZM93 88V89H92ZM108 88V89H107ZM121 88V90H119ZM127 88V89H126ZM148 88V89H147ZM165 90H164V89ZM228 90H230V91H228ZM46 89V90H45ZM68 91H67V90ZM73 89V90H72ZM86 89V90H85ZM102 89H104V90H107V91H105L104 92V90H102ZM125 89V90H124ZM128 89H129V91H128ZM145 89V90H144ZM160 89H163V91H166V92H164L163 93V91H161ZM193 91H192V90ZM195 89V90H194ZM203 89H204V92H203ZM222 91H224V92H222ZM6 90H8V91H6ZM12 90V91H11ZM35 90V91H34ZM36 90H37V92H36ZM40 90H43V91H40ZM92 92H91V91ZM100 90V91H99ZM111 91L112 93H110V95L108 96L107 94L109 93V91ZM125 91V94H128L129 93V95H125V94H123L122 93V91ZM127 90V91H126ZM219 90V91H218ZM245 90V91H244ZM247 90V91H246ZM249 90V91H248ZM20 91V92H19ZM25 91V92H24ZM30 91H32V92H30ZM45 91H47V93L45 92ZM67 91V92H66ZM94 91V92H93ZM115 91H120V93L119 92H115ZM160 91L163 93L162 95L160 94ZM176 93H175V92ZM208 91V92H207ZM5 93V94H3V93ZM9 92V93H8ZM23 92L25 93V96L23 97ZM27 92V93H26ZM41 92V94H39V93ZM51 92V93H50ZM59 92V93H58ZM63 92V93H62ZM65 92H66V94H65ZM105 94H104V93ZM108 92V93H107ZM128 92V93H127ZM198 92V93H197ZM226 92V93H225ZM229 92V93H228ZM231 92V93H230ZM250 92V93H251ZM19 93V94H18ZM23 95H22V94ZM46 93V94H45ZM74 93H77V94H74ZM80 95H79V94ZM100 93V95H98ZM133 93V94H132ZM147 96H145L144 94ZM147 93V94H146ZM168 93H170L169 94V96H170V98H169V96H168ZM172 93L174 94V96H176L175 98H174V96L172 95ZM197 93V94H196ZM211 93V94H210ZM220 93V95H219V98H218V94ZM225 93V94H224ZM241 93H239V95L241 94ZM7 94V95H6ZM11 94H15V96L17 95V99H18V97H22V98H19L18 100L16 99V97H15V99H14V96L13 97H11V99L9 98L10 97V95ZM34 94V95H33ZM50 94H52V95H50ZM62 94H64V95H62ZM82 94V95H81ZM88 94H89V97H87L88 96ZM91 94H93V95H91ZM95 94V95H94ZM104 94V95H103ZM114 94V95H113ZM118 94V95H117ZM122 94H123V96H125V99H124V97L122 96ZM144 95V98H143V95ZM157 94H160V97H163L164 98V100H162L160 97H159V95H157ZM191 94V95H190ZM195 96H194V95ZM210 94V95H209ZM222 94V95H221ZM245 94V95H244ZM3 95H5V96H3ZM22 95V96H21ZM59 95V96H58ZM69 95H70V97H69ZM106 95V96H105ZM113 95V96H112ZM165 95H166V97H165ZM173 97H172V96ZM198 95V96H197ZM12 96V95H11ZM39 96H41V97H39ZM54 98H53V97ZM71 96H72V100L74 101H72L71 100ZM73 96H74V99H73ZM82 96H84V97H82ZM86 96V97H85ZM93 96V97H92ZM98 96H101L100 98L98 97ZM102 96L105 98H102ZM110 96H112V97H110ZM118 96H120L121 98H122V100H120L121 98L120 97H118ZM127 96H128V98H130V99H128L127 98ZM140 96H142V97H140ZM181 97V98H179V97ZM212 98H211V97ZM214 96H216V97H214ZM245 96V97H244ZM44 97L46 98V99H44ZM51 97V98H50ZM58 99H57V98ZM59 97H61V98H59ZM70 98V102H72V104H69L70 102H68L69 101V98ZM85 98V101L83 100L82 101V99L80 100V98ZM93 99H92V98ZM96 97H97V99H96ZM114 97V98H113ZM132 97H134V99H135V101H134V99L132 98ZM140 98V100H139V98ZM151 97V98H150ZM153 97V98H152ZM159 97V98H158ZM256 97V98H255ZM67 98V99H66ZM87 98V99H86ZM119 98V99H118ZM126 98H127V100H126ZM146 98V99H145ZM147 98H149L148 100H150L151 99V101H149L150 103H148V105H146V103L148 102V100H147ZM168 98V99H167ZM177 98V99H176ZM196 98H197V100H196ZM207 98V99H206ZM215 98H216V100H215ZM222 98V100H223V102H222V100H220ZM245 98V99H244ZM249 98H251V100L249 99V101H247ZM9 99V101H7V100ZM39 99H41L40 101H41V103H43V104H41L40 103V101L38 102V100ZM52 100V101H50V100ZM55 99V100H54ZM102 99H103V101L104 102H102ZM110 100V101H107V100ZM133 99V100H132ZM145 99V100H144ZM161 99V100H160ZM174 99H176V100H174ZM228 99V100H227ZM229 99H232L233 100V102H235L237 105H238V108L240 107L241 108V110H237V109H235L234 108V110L232 109L233 108V106L231 105V103H232V101L231 100H229ZM244 99V100H243ZM11 100V101H10ZM28 100V102H30V103H28V102H26V101ZM30 100V101H29ZM33 100L36 102V103H33ZM43 100H46V101H48L49 103H47L46 101H43ZM59 100H61V101H59ZM78 100V103L76 104L75 103V101H77ZM80 100V101H79ZM92 102H91V101ZM120 101V102H114L113 103V101ZM127 101V103L126 102H124V101ZM130 100V102H128ZM141 100H143V102L141 101ZM147 100V101H146ZM159 101V102H157V101ZM192 100V101H191ZM203 102H202V101ZM207 100V101H206ZM218 100V101H217ZM225 100H227V101H225ZM257 100V101H256ZM3 101V103H2V105H1V102ZM6 101V102H5ZM32 101V102H31ZM63 101H64V103L66 104L65 106V108H63L64 107V103H63ZM67 101V102H66ZM88 101H90V102H88ZM96 101V102H95ZM99 101H101V104H100V102ZM105 101H107L108 102V104H107V102L105 103ZM132 101V102H131ZM140 101V102H139ZM156 101V102H155ZM163 101L165 102V104L163 103ZM169 101V102H168ZM172 101H174V104L172 105V103H170V102H172ZM185 101V102H184ZM216 101V102H215ZM229 101V102H228ZM241 101V102H240ZM253 101V102H252ZM7 102H9V103H7ZM38 102V103H37ZM51 102H53V104L51 103ZM61 102V103H60ZM110 102V103H109ZM134 102H135V104H134ZM138 102V103H137ZM143 104H142V103ZM144 102H145V104H144ZM178 102H180V103H178ZM181 102H183V103H181ZM187 102L189 103V102H191L190 104H187ZM202 102V103H201ZM214 102V103H213ZM220 102H221V104H220ZM247 102H250V103H246ZM255 102V103H254ZM264 102V101H263ZM7 103V105H3V104H6ZM28 103V104H27ZM56 103H57V106H58V103L60 104V106H56ZM87 105H90V106H87ZM93 103H96V105H93ZM105 103V104H104ZM129 103V104H128ZM131 103V104H130ZM139 103H140V105H139ZM156 103H157V105H156ZM178 103V105H177V107H176V104ZM185 103H186V105H185ZM244 103V104H243ZM251 103H253V104H251ZM19 104H20V106H19ZM39 104H40V106H39ZM44 104H47L46 106L44 105ZM55 104V105H54ZM113 104V105H112ZM118 104V105H117ZM124 104H128L129 106H127V105H124ZM163 104V105H162ZM166 104H168V105H166ZM179 104H180V106H179ZM184 104V105H183ZM194 104H196V105H198L199 104V106H201V108H199L198 106H196V105H194ZM214 104V105H213ZM218 104H220V105H218ZM242 105V106H240V105ZM254 104H256L255 106H253ZM23 105H24V107H23ZM43 105V106H42ZM49 105V106H48ZM53 105L57 108V110L60 108V107H62V108H60L59 110L60 111H57L56 110V108L54 109V107H53ZM62 105V106H61ZM76 107V105H77V107L75 108L74 106ZM99 105V106H98ZM105 107H104V106ZM122 105H124V106H122ZM141 105H143V107H144V105L146 106L145 108H143L144 110H142V107H140V110H138V108H139V106H141ZM150 105L152 106V107H150ZM155 105H156V107H155ZM175 105V106H174ZM190 105H191V107H190ZM209 105H211V108H210V106ZM216 105V106H215ZM229 105H231V106H229ZM3 106V107H2ZM38 108H37V107ZM52 106V107H51ZM68 106V107H67ZM70 106V107H69ZM84 106V107H83ZM107 106H108V110L106 109L105 110V108H107ZM113 106V108H110V107H112ZM117 106H119L118 108V110H117V107L115 108V107ZM121 106V107H120ZM133 106V107H132ZM135 106V107H134ZM138 106V107H137ZM148 106V107H147ZM172 106H173V108H172ZM188 106V107H187ZM228 106H229V108H228ZM249 106H251V107H249ZM263 106V107H262ZM7 107H8V109H7ZM29 107V108H28ZM46 107V108H45ZM74 108L75 109V111H77L78 112V114H77V112H76V114H75V112H74V109H73V115H74V117L73 116H70V114H71V110H70V108ZM82 109H80V108ZM86 107V108H85ZM101 109H104L105 111H103V110H100V108ZM126 107H128V109L126 108ZM130 107V108H129ZM167 107H168V109H167ZM171 107V108H170ZM174 107H176L177 108V110H176V108H174ZM180 107V108H179ZM205 107L207 108V110L205 109ZM209 107V108H208ZM213 107H214V109H213ZM223 107V108H222ZM231 107V108H230ZM243 107H247L246 109H244ZM20 110H19V109ZM51 108H53V109H51ZM66 108H67V111H66ZM69 108V109H68ZM110 108V109H109ZM114 108L116 109V110H114ZM120 108H121V110H120ZM132 108V109H131ZM134 108H137V109H134ZM146 108H148L147 109V111H145L146 110ZM160 108V109H159ZM198 108H199V110H198ZM2 109V110H1ZM14 109V110H13ZM16 109V110H15ZM25 109H26V111H25ZM32 109H34V111L32 110ZM35 109H36V111H35ZM46 109V110H45ZM47 109H48V111L50 110V112H47ZM62 109V110H61ZM78 109V110H77ZM112 109H113V111H112ZM158 109V110H157ZM165 109V110H164ZM166 109H167V111H166ZM190 109H192V110H190ZM195 109H196V111L197 112H194L195 111ZM202 109V110H201ZM223 109V110H222ZM261 109H263V111H261ZM6 110V111H5ZM31 110V111H30ZM80 110H81V112H80ZM95 110V111H94ZM123 110L125 111L124 112V114L126 115H123ZM128 110H130V111H128ZM138 110V111H137ZM151 110H154L153 112L151 111ZM162 110V111H161ZM182 110V111H181ZM189 110V111H188ZM11 111V112H10ZM13 111H19L18 112V114H17V112H13ZM33 111V112H32ZM39 111V112H38ZM45 111V112H44ZM66 111V114L65 115H67L68 116V114H69V118H67V116H65L64 114H63V112H65ZM108 111V112H107ZM111 111H112V114H111ZM116 112V114H115V112ZM127 111V112H126ZM132 111V112H131ZM143 111V112H142ZM171 111H174V112H171ZM175 111H176V114H175ZM179 111V112H178ZM192 111V112H191ZM241 111V112H240ZM243 111H245V112H243ZM9 112H10V114H11V116H10V114H9ZM25 112H26V114H25ZM30 112H31V114H30ZM59 112H60V114H59ZM93 112H94V117H92L93 116ZM117 112H118V114L120 115V118H118V119H116V117L118 116L117 115ZM134 112H135V115H134ZM144 112H145V114H144ZM161 112H162V114H161ZM164 112H165V114H164ZM169 112H170V114H169ZM193 112H194V114H193ZM222 112H223V114H222ZM239 112H240V114H239ZM247 112H248V115L249 116H247L246 114H247ZM8 114H9V116H8ZM15 114V115H14ZM20 114V115H19ZM28 114V115H27ZM57 114H59V117H57ZM62 114V115H61ZM80 114V115H79ZM86 114V115H85ZM89 114V116H87ZM92 114V115H91ZM107 114L109 115H112L111 117H112V119L110 118V115L109 116H107ZM139 114H142V115H140L139 117H137ZM147 114H149V116L147 115ZM151 114V115H150ZM156 114V115H155ZM159 114H161V115H159ZM182 114H184V115H182ZM195 114H196V116H195ZM201 114L203 115V114H205V116H201ZM211 114H212V116H211ZM217 114H218V117H220V118H218L217 117ZM223 116H222V115ZM233 114V115H232ZM236 114H238V115H236ZM256 114V115H255ZM258 114V115H257ZM23 115V116H22ZM29 115H31V118L29 117ZM41 115H42V117H41ZM56 115V116H55ZM63 117V122L65 123H63V122H60L61 121V119H62V117ZM78 115V116H77ZM99 117H98V116ZM117 115V116H116ZM144 115V116H143ZM170 115H171V117L172 116H174V117H172L171 119H169L168 117H170ZM175 115H176V117H175ZM179 115V119L181 118V121H182V119H185V117H186V119L185 120H183V121H185V123L187 124V125H185V123L183 124V122L181 123V121L180 120H178V118H177V116ZM227 116V118L226 117H224V116ZM241 115H242V118L243 119H240L241 118ZM6 116H8L9 118L8 119H6L7 117ZM12 116H13V118H12ZM27 116V117H26ZM37 116V117H36ZM80 116H85V120L81 117V118H79ZM91 116V117H90ZM97 116V117H96ZM116 116V117H115ZM122 116V117H121ZM133 116H135V117H133ZM154 117L153 119L151 118V117ZM156 116V117H155ZM162 116H165V117H163L164 119H166V120H163V119H161L162 118ZM166 116H168V117H166ZM182 116H183V118H182ZM185 116V117H184ZM199 116H201V118L199 117ZM237 116H239V117H237ZM246 116L248 117L247 119H246ZM254 118H253V117ZM260 116H261V118H260ZM10 117H11V119H10ZM72 117L73 118H75V117H77V118H79L80 119V121L82 120L83 121V125L81 124L82 123V121L80 122L79 121V119L77 120L78 122H76V119H74L73 121L71 120V122L73 123L74 121V123L72 124V123H68V120H66V118L67 119H72ZM88 117H90L89 119H88ZM129 117V118H128ZM131 117V118H130ZM141 117H145L146 119L145 120H143L144 118H141ZM149 117L151 118L150 120H153V121H149V124H148V120H149ZM159 117H161V118H159ZM211 117H212V119H211ZM229 117H231V119L229 118ZM233 117V118H232ZM245 117V118H244ZM249 117H251V119L249 118ZM257 117V118H256ZM33 118V119H32ZM49 120H48V119ZM58 120V118H60V121L58 122L56 119ZM97 120H100V121H97ZM99 118V119H98ZM102 118L104 119V120H102ZM114 118H115V121H114ZM136 120H138V118H139V123L137 122V123H135V119ZM140 118H141V121H140ZM147 118H148V120H147ZM214 118H216V119H214ZM217 118H218V120H217ZM12 119H13V121H12ZM16 119V120H15ZM24 119V120H23ZM26 119V120H25ZM29 119V120H28ZM33 120V121H31V120ZM38 119H39V121H38ZM55 119V120H54ZM65 119V120H64ZM90 120V121H88V120ZM120 119H122L123 121H125V120H128V121H131L132 122V124L134 125V127L133 126H131L132 124L131 123H129V122H127V121H125L126 123L124 124V122H122ZM157 119V120H156ZM159 119H160V121H159ZM167 119L169 120V121H167ZM175 119H176V121H175ZM194 119H196V120H194ZM209 120V121H207V120ZM230 119V120H229ZM249 119V120H248ZM262 119V120H261ZM5 120H7V122L5 121ZM28 120V121H27ZM42 120V121H41ZM47 122H46V121ZM96 120V121H95ZM110 120V122H108ZM118 120V121H117ZM143 120V121H142ZM156 120V121H155ZM162 120V121H161ZM220 120V121H219ZM225 120H226V122H225ZM9 121L11 122L10 124H9ZM25 121V122H24ZM27 121V122H26ZM54 121V122H53ZM101 121H105L106 122V124L104 123V122H101ZM157 121H159V122H157ZM166 121H167V123H166ZM170 121H172V122H170ZM178 121V122H177ZM179 121H180V123H179ZM201 121V122H200ZM244 121V122H243ZM248 121V122H247ZM250 121H252V123L250 122ZM255 121H256V123H255ZM260 121V122H259ZM22 122V124H17V123H21ZM31 122V123H30ZM38 122H39V124H38ZM50 122V123H49ZM53 122V123H52ZM56 122H58V123H56ZM86 122L87 123H89L90 124V126L88 125V124H86ZM142 122V123H141ZM143 122H146V123H143ZM155 124V125H152L153 123ZM163 124H162V123ZM164 122H165V125H164ZM171 124H170V123ZM177 122V123H176ZM227 122H228V125H227ZM236 122H238L239 123V125H238V123H236ZM241 122V123H240ZM15 123V124H14ZM25 123V124H24ZM28 123H30V124H28ZM34 124V126H35V128H34V126H32L33 124ZM54 123H55V125H54ZM113 123V124H112ZM114 123H116V124H114ZM150 123H152V124H150ZM158 125H157V124ZM169 123V124H168ZM174 123V124H173ZM189 123V124H188ZM197 125H196V124ZM257 123H258V126H257ZM8 124V125H7ZM17 124V125H16ZM27 124V125H26ZM47 124H51V125H47ZM57 124V125H56ZM68 124H69V126H68ZM81 124V125H80ZM100 124V125H99ZM104 125V126H108L109 124V126L108 127H104L103 126V128H104V130L106 129V130H108L109 132H107L106 130L105 131H102L101 132V130H99V129H102L101 128V125ZM120 124H121V126H120ZM135 124H137V125H135ZM139 124H141V126L139 125ZM143 124H145V126L143 125ZM160 124H162L161 126H159ZM179 124H181V125H179L180 126V128L181 129H184V132L182 131H180V128H178L179 126L178 125ZM182 124H183V126H182ZM209 124H211V125H209ZM236 124V125H235ZM255 124V125H254ZM262 124V125H261ZM20 125H22V126H20ZM26 125V126H25ZM39 125H40V128H39ZM63 125V126H62ZM78 125H80L82 128H80V126H78ZM88 125V126H87ZM114 125H115V127H114ZM117 125H118V127H117ZM128 125V126H127ZM139 125V126H138ZM151 125V126H150ZM167 125H168V127H167ZM176 125V126H175ZM208 125V126H207ZM11 128H10V127ZM17 126H18V129H17ZM67 126H68V128H67ZM93 126V127H92ZM148 128H147V127ZM153 126V127H152ZM163 126V130H160V127H162ZM172 126H173V128H172ZM214 126V127H213ZM220 126L222 127V129L220 128ZM241 126V127H240ZM262 126V127H261ZM1 127H3V130H5V132H3V130H2V128ZM16 127V128H15ZM22 127V128H21ZM28 127V128H27ZM48 127V128H47ZM50 127V128H49ZM52 127V128H51ZM55 127V128H54ZM60 127H62L61 129H60ZM67 129H66V128ZM72 127V128H71ZM86 127V128H85ZM95 127V128H94ZM114 129H113V128ZM117 127V129H115ZM132 127V128H131ZM142 127V128H141ZM144 127V128H143ZM188 127H190V128H188ZM249 127V128H248ZM257 127H261L260 129H262L261 131H263V132H261L260 131V129L259 128H257ZM9 128L11 129V132L9 133L8 132V130H9ZM14 128V129H13ZM32 128V129H31ZM57 128H58V133L56 132V130H57ZM109 128V129H108ZM140 129V131H139V129ZM156 129V131L158 132V131H161V132H156L155 131V129ZM169 128V129H168ZM187 128V129H186ZM241 128V129H240ZM243 128V129H242ZM17 129V130H16ZM27 129H29V132H28V130ZM32 131H31V130ZM34 129V130H33ZM37 129V130H36ZM38 129H39V131H38ZM47 130V132H45L44 130ZM51 129V130H50ZM59 129H60V131H59ZM73 129H75V130H73ZM86 129H87V131H86ZM88 129H90V130H88ZM98 131H97V130ZM112 129V130H111ZM121 129V130H120ZM123 129H125L126 131H124V133H122L123 132ZM134 129H135V131H134ZM137 129V130H136ZM141 129H142V132H141ZM151 129H153L152 131L153 132H150L151 131ZM162 129V128H161ZM165 129H166V131H165ZM167 129H168V131L170 130V133H174L175 135L174 136H177L178 135V137H173V136H171L172 134H170V133H168V131H167ZM174 129H175V131L177 130V132H175L174 131ZM190 129V130H189ZM194 129V130H193ZM218 129V130H217ZM227 129H228V131H227ZM236 129H237V131H236ZM256 129H258V131L256 130ZM23 130V131H22ZM36 130V131H35ZM40 130H41V132H40ZM53 130V131H52ZM70 131V132H73V133H70L69 132V134L70 135H73V136H70V135H67L68 133L66 132V131ZM78 130H80V131H78ZM82 130H84V131H86V132H84L83 131V133H82ZM95 130V131H94ZM103 130V129H102ZM120 130V131H119ZM129 130L132 132V134L134 135V136H132V134L131 133H129ZM173 130V131H172ZM179 130V131H178ZM201 130V131H200ZM203 130H205L206 132H203ZM16 131H18V133L16 132ZM27 131V134L26 133H23V132H26ZM55 131V132H54ZM61 131H63V132H61ZM77 133H76V132ZM90 131V132H89ZM93 131V132H92ZM101 132V133H98V132ZM111 131V132H110ZM112 131H113V133H112ZM114 131H115V133H114ZM117 131H119L118 133H117ZM128 131V132H127ZM137 131V132H136ZM140 133H139V132ZM147 131V132H146ZM190 131V132H189ZM196 131V132H195ZM210 131L212 132V135L210 136ZM6 132H8V133H6ZM14 132V133H13ZM64 132H66V134L64 133ZM87 132H89V134L87 133ZM97 132V133H96ZM134 132L136 133V135L134 134ZM148 132H150V133H148ZM164 132V133H163ZM189 132V133H188ZM200 132H202V134L200 133ZM218 132V133H217ZM221 132H223V135H222V133ZM236 134H235V133ZM260 132V133H259ZM6 133V134H5ZM43 133V134H42ZM47 133V135H44V134H46ZM105 133V134H104ZM107 133H109V136H108V138H109V140L108 141H106L105 142V140H107ZM117 133V134H116ZM148 133V134H147ZM164 134L163 136H162V134ZM165 133L167 134V138H166V135H165ZM181 133V134H180ZM199 133V134H198ZM204 133V134H203ZM209 133V134H208ZM234 133V134H233ZM253 133V134H252ZM259 133V134H258ZM262 133V134H261ZM2 134V135H1ZM8 134V135H7ZM10 134H11V136H10ZM21 136V138H20V136ZM24 134H26V135H24ZM42 134V135H41ZM48 134H50L51 136H52V134H55L54 136H52V138H51V136H48ZM57 134H59L58 136H57ZM65 136H69L68 138L70 139V142H69V139L68 138H66V136L63 138L62 136L63 135ZM78 135V137H81L82 139L84 138L83 136H85V139H83V140H85V141H88L87 143H84L83 142V140H81V138H78L77 136H75V135ZM80 134H82V135H80ZM85 134V135H84ZM87 134V135H86ZM97 134H99L100 136L98 137V135ZM101 134H104V135H101ZM115 134V135H114ZM120 134V135H119ZM143 134V136H141ZM145 134H146V136H145ZM152 134V136H150ZM153 134H155V135H153ZM186 134V135H185ZM214 134V135H213ZM256 134V135H255ZM62 135V136H61ZM80 135V136H79ZM92 135V136H91ZM95 137H94V136ZM112 135V136H111ZM114 135V136H113ZM117 135H119V136H117ZM125 135V136H124ZM140 135V136H139ZM192 135V136H191ZM221 135V136H220ZM238 136V138H237V136ZM249 135V136H248ZM261 136L260 138H258V136ZM262 135H263V137H262ZM3 138H5V139H3ZM14 136H17V137H14ZM18 136H19V138H18ZM87 136V137H86ZM130 136V137H129ZM131 136H132V138H131ZM147 136H149L148 138H147ZM165 136V137H164ZM169 136V137H168ZM181 136V137H180ZM195 136V137H194ZM199 136V137H198ZM205 136V137H204ZM208 136V137H207ZM212 136H213V138L214 139H212ZM223 136V137H222ZM229 136V137H228ZM231 136V137H230ZM234 136V137H233ZM58 137H61V138H58ZM94 137V138H93ZM103 137H105V138H103ZM114 137V138H113ZM120 137V138H119ZM125 137V138H124ZM135 137H136V139H135ZM138 137V138H137ZM144 137H146V138H144ZM183 137H185V139L183 138ZM192 137V138H191ZM207 137V138H206ZM222 137V138H221ZM226 137H227V139H226ZM243 137V138H242ZM10 139L9 141H8V139ZM18 138V139H17ZM75 140H73V139ZM86 138H87V140H86ZM90 138V139H89ZM99 138L101 139V140H99ZM113 138V139H112ZM123 139L122 141L120 140V139ZM129 138V140H127ZM130 138H131V140H133V138H134V140L136 141H134V142H130ZM140 138H144L143 140L142 139H140ZM150 138V139H149ZM157 140H156V139ZM169 138V139H168ZM172 138H174L173 140H172ZM177 138L178 139H180V140H177ZM183 138V139H182ZM209 138V139H208ZM219 138H220V140H219ZM231 138V139H230ZM240 138V139H239ZM242 138V139H241ZM253 138V139H252ZM254 138H255V141H254ZM263 138V139H262ZM52 139H54V140H58L59 139V141H58V143H57V141H52ZM81 140L82 142H80L81 143V145H79V141H76V140ZM91 139H93V140H91ZM110 139H111V141H110ZM120 140V141H118V140ZM139 139V140H138ZM146 139V140H145ZM148 139L150 140V141H148ZM159 139H163L165 142L167 141V143H169L170 141H172V142H170L168 145H167V143L165 144V143H163L164 141L163 140H161L162 142H160L159 141ZM182 139V140H181ZM223 139V140H222ZM229 139V140H228ZM238 139H239V141L241 140V142H238ZM246 141H245V140ZM251 139H252V141H251ZM18 140V141H17ZM62 140H64L62 143L60 142V141H62ZM66 140H68V141H66ZM72 140V141H71ZM102 140H104L103 142H102V144H103V146H101L100 148H102V151H99L100 150V148H99V146L101 145V143H100V145H99V142H97V141H102ZM140 140H141V142L143 143H141L140 142ZM151 140H153V141H151ZM156 140V141H155ZM179 141L178 143L176 142V141ZM219 140V141H218ZM234 140V141H233ZM243 140H244V142H243ZM261 140V141H260ZM117 142V143H114V142ZM125 141H127V142H124ZM129 141V142H128ZM138 141V142H137ZM144 141V142H143ZM159 141V142H158ZM211 143H210V142ZM254 141V142H253ZM263 141V142H262ZM8 142H9V144H8ZM73 142V143H72ZM74 142H75V144H74ZM78 143V145H77V143ZM93 142H95V143H93ZM121 142L123 143V144H121ZM192 144H191V143ZM201 142V143H200ZM207 142V143H206ZM209 142V143H208ZM221 142H222V144H221ZM234 142V143H233ZM17 143V144H16ZM65 145H64V144ZM97 143V144H96ZM107 143H110V144H107ZM131 144V146L130 145H127V144ZM142 145H141V144ZM145 143H147V145L145 144ZM150 143H151V145H152V147H151V145H150ZM158 143V144H157ZM172 143H175L174 144V146L177 148V149H174L175 147L173 146V144ZM198 143H200L199 145H198ZM239 143H241V144H239ZM260 143V144H259ZM12 144V145H11ZM28 144V145H27ZM32 144V146H33V148H32V146L30 147V145ZM59 144H61V145H59ZM71 144H72V146H71ZM76 146H74V145ZM92 144H94V146H95V148H94V146H92ZM96 144V145H95ZM126 144V145H125ZM139 144V145H138ZM172 144V145H171ZM253 144V145H252ZM10 145V146H9ZM16 145H17V147H16ZM19 145H21L20 147H19ZM22 145H24V146H28V147H23ZM64 145V146H63ZM72 147V149H71V147ZM84 145H86V146H84ZM87 145H89V146H87ZM106 145V146H105ZM122 145V146H121ZM125 145V146H124ZM134 145H135V147H134ZM138 145V146H137ZM141 145V147L140 148H142V150L140 151V148L138 149V147ZM143 145H146V146H144L143 147ZM150 146L149 148L147 147V146ZM155 145H158V146H155ZM230 145V146H229ZM251 145H252V147H251ZM263 145V146H262ZM13 146V147H12ZM62 146L64 147L63 149H62ZM74 146V147H73ZM92 146V147H91ZM173 146V147H172ZM262 146V147H261ZM11 147L13 148V150L15 151H13V150H10L11 149ZM30 147V148H29ZM70 147V148H69ZM80 147V151H82V152H80L81 154L80 155H82V156H80L79 155V152H77L79 149H76V148H79ZM86 147V149H84V148ZM104 147H106V149H103ZM109 147H110V149H109ZM113 149H112V148ZM116 147V148H115ZM118 147H120V148H118ZM147 147V148H146ZM153 147H156V148H153ZM186 147V148H185ZM204 147V148H203ZM222 147H223V149L225 150V153H224V151H223V149H222ZM24 149V150H22V149ZM32 148V149H31ZM36 150H35V149ZM49 148H51V150L49 149ZM52 148H53V150H55V152L54 151H52ZM69 148V149H68ZM91 148V149H90ZM95 150V152L93 151V149ZM108 148V149H107ZM130 148V149H129ZM132 148H134V152H133V149ZM138 149V150H136V149ZM145 148V149H144ZM150 148H153V149H157L158 151H160L161 150V152L164 154V152L166 153V151L168 150V153H166V155L164 154H162L161 152H158V154L156 153L157 152V150H156V152H155V150L153 151L152 149L150 150ZM159 148H160V150H159ZM175 150H173V149ZM200 148H202L201 149V151H199V149ZM220 149V152L222 153V154H220V152H219V149ZM226 148H227V150H226ZM17 149L18 150H20L21 151V153H20V151H18L20 154H18V153H16L17 152ZM25 149H27V150H30V151H26ZM59 149H60V151H59ZM66 149H68V150H66ZM70 149L72 150V152H74L75 150V152L74 153H71V151H70ZM96 149L99 151H96ZM123 151H122V150ZM127 149H129V150H127ZM132 149V150H131ZM149 149V150H148ZM163 149H165L164 151H163ZM169 149H171L172 150V153H171V155H168V154H170L169 152L171 151V150H169ZM222 149V150H221ZM33 150H34V153H33ZM38 150H40V152H38L37 153V151ZM47 150V151H46ZM85 150V151H84ZM86 150H88V151H86ZM108 150V151H107ZM109 150L111 151V153H108L109 152ZM115 151L114 153H113V151ZM126 150V153L124 152ZM147 152H146V151ZM189 150H191V151H189ZM217 150H218V152H217ZM70 152V155L68 154V152ZM103 151H104V154H103ZM144 151V152H143ZM152 151V153H150L149 155L150 156H147L148 154L147 153H149V152H151ZM178 151V152H177ZM180 151V152H179ZM199 151V152H198ZM248 151L249 152H251L250 154L248 153ZM11 152V153H10ZM23 152V153H22ZM24 152H27V154L26 153H24ZM36 152V153H35ZM53 152V153H52ZM61 152H63V153H61ZM67 152V153H66ZM90 152V158H87V162L88 161H90V164H89V162H88V164H87V162H86V158H84V156H88V153ZM92 152V153H91ZM117 152H120V155L122 156H120L119 155V153H117ZM176 152V153H175ZM185 152V153H184ZM228 152V153H227ZM242 152V153H241ZM263 152V153H262ZM6 153H7V155H6ZM66 155H65V154ZM86 153V154H85ZM100 153H102L101 154V156H100ZM129 153H130V155H129ZM145 153L147 154L146 155V157H147V160H146V157L145 156H143V154L145 155ZM160 153V154H159ZM210 153V154H209ZM224 153V154H223ZM240 153H241V155H240ZM246 153L249 155H246ZM255 153H256V156H255ZM17 155V157H16V155ZM33 154V155H32ZM37 154V155H36ZM39 154V155H38ZM50 154H51V156H50ZM63 154V155H62ZM74 154H76L75 156H74ZM92 154H94V155H92ZM115 154H118V156H119V158L120 159H118L117 160V158H118V156L117 155H115ZM125 154V155H124ZM134 154V155H133ZM142 154V155H141ZM152 154V155H151ZM153 154H155L154 156H153ZM216 154H218L219 155V157H218V155H216ZM239 155V156H236V155ZM253 154V155H252ZM8 155H9V157H8ZM23 156L24 155V157H22V158H20V156ZM30 155V157H27V156H29ZM41 155V156H40ZM72 155H73V158H72ZM84 155V156H83ZM105 155V156H104ZM106 155L108 156V157H106ZM132 155V156H131ZM160 155H163V157L162 156H160ZM199 155V156H198ZM202 155V156H201ZM208 155H210V156H208ZM223 155V156H222ZM35 157V159L34 158H31V157ZM69 156L72 158H69ZM88 156V157H89ZM110 156H112L113 157V159L110 157ZM126 156V157H125ZM134 156H136V159L134 158ZM153 158H152V157ZM162 157L161 159H160V157ZM234 156V157H233ZM246 156V157H245ZM250 158V159H248V157ZM263 156V157H262ZM40 157V159H42V161L41 162H43V160H44V163H45V165H44V163H40V159H37L36 160V158H39ZM68 157V159H66ZM93 159H97V160H93ZM98 157V158H97ZM104 157V158H103ZM128 157V158H127ZM130 157H132V159H130L129 160V158ZM149 157H151L150 158V160L149 161H151V159H153L151 162H149L148 161V159H149ZM159 157V159H157ZM169 157V158H168ZM187 157V158H186ZM212 157V158H211ZM218 157V159H216ZM231 157V158H230ZM237 157H238V159H237ZM244 158V160L242 159V158ZM5 158H6V160H5ZM15 158V159H14ZM17 158V159H16ZM29 158V159H28ZM76 158V159H75ZM116 158V160H115V163L113 164V162H114V159ZM138 158V159H137ZM143 158V159H142ZM164 158H166V159H164ZM167 158L170 160H168L167 161ZM251 158H252V162H251ZM258 158V159H257ZM9 160V164H7L8 163V160ZM11 159V160H10ZM20 159V160H19ZM22 159H23V161H24V163H26V161L29 163H26V164H23V161H22ZM24 159H27V160H24ZM78 159H80V160H78ZM110 159V161H108ZM112 159V160H111ZM140 159V160H139ZM157 159V160H156ZM163 159V160H162ZM233 159V160H232ZM235 159V160H234ZM3 160H5V162H3ZM17 160H18V162H17ZM29 160H30V162H32V163H30L29 162ZM33 160V161H32ZM84 160H85V163H84ZM100 160H101V163H100ZM105 160V161H104ZM120 160V162L119 163H116V162H118ZM123 160V161H122ZM129 160V161H128ZM131 160H132V162H131ZM134 160H136L137 162H139L138 164L137 163H134V162H136V161H134ZM145 160H146V162H145ZM159 160H162V161H160L159 162ZM166 160V162H168V163H164L163 161H165ZM213 160V161H212ZM217 160L219 161V163L217 162ZM249 160V161H248ZM258 160V161H257ZM261 160V161H260ZM38 161H39V163H38ZM46 161V162H45ZM72 162V163H70V162ZM95 161H96V163H95ZM99 163H98V162ZM106 161H108L107 163H106ZM113 161V162H112ZM122 161V162H121ZM125 161H126V163H125ZM142 161L144 162V163H142ZM153 161H158V163H153ZM206 161V162H205ZM212 162V163H210L209 164V162ZM222 161V162H221ZM227 161V162H226ZM234 161V162H233ZM235 161H236V163H235ZM7 162V163H6ZM11 162V163H10ZM13 162V163H12ZM20 162V163H19ZM75 162V163H74ZM77 162H78V164H77ZM92 162V163H91ZM104 162H105V164H104ZM110 162H112V163H110ZM124 162V163H123ZM134 165H132L133 167L132 168H130L131 166H129V165H131V163ZM189 162L191 163V164H189ZM233 162V163H232ZM255 162H258V164H254ZM5 164V165H3V164ZM22 163V164H21ZM34 163V165H32ZM35 163H37V164H35ZM95 165H97V167H96V169H94V168H92L93 166H94V164ZM128 163V164H127ZM142 163V164H141ZM146 163V164H145ZM195 163V164H194ZM197 163L199 164L200 163V165H197ZM217 163V164H216ZM228 163V164H227ZM242 163H243V165H242ZM250 164V165H248V164ZM2 164V165H1ZM15 164H17L16 166H15ZM38 164H39V168H38ZM80 164H82L81 165V167L79 166ZM91 164H92V166H91ZM103 166H102V165ZM113 167H115L114 169H115V171L116 172H118V174L115 172V171H113L114 169H110L109 170V168H111L112 166ZM122 164V165H121ZM124 164H127V165H124ZM148 164H150L149 166H147ZM161 164V165H160ZM162 164H164V165H162ZM171 164V165H170ZM188 166V168H187V166ZM209 164V165H208ZM212 164V165H211ZM231 164H233L232 166H231ZM252 164H253V166H252ZM261 164H263V166L261 165ZM10 165H13V167L11 166L10 167ZM57 167H56V166ZM59 165V166H58ZM70 165V166H69ZM75 165H77V170H78V172H77V170H75L76 169V166ZM107 165V166H106ZM108 165H110V166H108ZM117 165H118V167H117ZM153 165V166H152ZM154 165H156L155 166V169H154ZM174 165V166H173ZM186 167H185V166ZM235 165V166H234ZM237 165V166H236ZM257 165V166H256ZM261 165V166H260ZM16 168H15V167ZM19 166V167H18ZM24 166V167H23ZM50 166V167H49ZM52 166V167H51ZM73 166V167H72ZM85 168H83V167ZM91 166V167H90ZM102 166V167H101ZM140 166V168H142V167H145V169L147 168L148 170H149V172L148 173H150V174H152L151 176H150V174L148 175L147 174V171L148 170H145L144 168H142V169H138V167ZM152 166V167H151ZM158 166V168H156ZM159 166H160V168H159ZM162 166H166V170H165V167H162ZM190 166V167H189ZM198 166H199V168H198ZM210 166V168H207V167H209ZM212 166V167H211ZM224 166V167H223ZM234 166V168L231 170V168ZM249 166V167H248ZM7 167V168H6ZM27 167V170H25L24 168H26ZM29 167V168H28ZM43 167V168H42ZM46 167V168H45ZM53 167H54V170H53ZM63 167V168H62ZM81 169H80V168ZM104 167V168H103ZM106 167V168H105ZM107 167H108V170H107ZM112 167V168H113ZM121 167V168H120ZM122 167H125V168H122ZM137 169H136V168ZM150 167H151V169H152V171H150L151 169H150ZM168 167V168H167ZM193 167V168H192ZM196 167V168H195ZM228 167V168H227ZM10 168V169H9ZM31 168V169H30ZM50 168V169H49ZM62 168V169H61ZM68 170H66V169ZM99 170H98V169ZM102 168L104 169L103 171H102ZM117 168H120V170L119 169H117ZM136 169L135 171H134V169ZM177 168H179V169H177ZM224 168V169H223ZM252 168V169H251ZM15 169V170H14ZM17 169H21L22 170V172H21V170H19V171H17ZM41 169V170H40ZM46 169H47V171H46ZM56 169V170H55ZM61 169V170H60ZM66 171H65V170ZM84 169V171H82ZM86 169H87V171H86ZM89 169V170H88ZM92 169V170H91ZM94 169V170H93ZM101 169V170H100ZM123 169H125V170H123ZM128 169V170H127ZM159 169V170H158ZM163 170V172H162V170ZM176 169V170H175ZM213 169V170H212ZM229 169H230V173H228L229 172ZM247 169H248V171H247ZM250 169H251V171H250ZM29 170L31 171V173L29 172ZM38 170H40V171H38ZM43 170V171H42ZM48 170H50L49 171V173H50V175H52V173H54L51 177L49 176V173H48ZM75 172H74V171ZM107 170V172H105ZM127 170V171H126ZM160 170H161V172H160ZM172 170H173V172H172ZM234 170V171H233ZM261 170H263V171H261ZM32 171H33V173H32ZM44 171H45V173H44ZM55 171V172H54ZM80 171H82V172H80ZM92 171H95L96 172V174H95V172H94V174L95 175H93V172ZM109 171H112V174H111V172H109ZM126 171V172H125ZM137 171H140V173L139 172H137ZM159 172V174H158V172ZM166 171H168V174H166L167 172ZM182 173H181V172ZM185 171V172H184ZM186 171H188V173L186 172ZM214 171V172H213ZM227 171V172H226ZM246 171V172H245ZM12 172V173H11ZM21 172V173H20ZM36 172H38V173H40L41 174V172H42V175H40V174H35ZM59 172V173H58ZM67 172V173H66ZM87 172H88V174H87ZM103 174H102V173ZM122 172V173H121ZM130 172V174H128L127 175V173H129ZM137 172V173H136ZM146 172V174H143V173H145ZM156 172H157V174H156ZM177 172V173H176ZM181 174H180V173ZM233 174H232V173ZM251 172V173H250ZM253 172H254V175H253ZM259 172V174H257ZM108 173V174H107ZM116 173V174H115ZM119 173H121L120 174V176H118L119 175ZM133 175H132V174ZM227 173V174H226ZM244 173V174H243ZM246 173V174H245ZM7 174H9V175H7ZM12 174H14L13 176H12ZM17 174V175H16ZM18 174H19V176H18ZM22 174V175H21ZM24 174V175H23ZM27 174V175H26ZM45 174V175H44ZM48 174V175H47ZM71 174V175H70ZM74 174H75V178H74ZM82 174H85V175H83V177L81 176ZM87 174V175H86ZM101 174V175H100ZM122 174L124 175L123 177H125V178H123L122 177V179H123V181H121V180H119L120 178H121V176H122ZM144 175V177H147L148 178V176H149V178L147 179V178H144L143 177V175ZM158 175V176H156V175ZM173 174H174V176H173ZM196 174V175H195ZM203 174V175H202ZM233 175V176H231L230 177V175ZM260 174L261 175H263V176H260ZM5 175H7V176H5ZM32 175V177H29V176H31ZM76 175H78V177L76 176ZM79 175L82 177H79ZM92 175V176H91ZM98 175H100V176H98ZM110 175H112L111 177H114L113 178V183L115 182V180L117 181L116 182V185L114 184V185H111V184H113V183H111L112 182V178L110 177ZM139 175V176H138ZM141 175V176H140ZM162 175H163V177H162ZM164 175H166V176H164ZM249 175H251L253 178H251V176H249ZM257 175V176H256ZM9 176V177H8ZM22 176H24V177H22ZM27 176V177H26ZM39 176H41V177H43V179H41V177H40V179H39ZM105 178V177H107V178H103V177ZM115 176L117 177H119V179L117 178V179H115ZM129 176V177H128ZM131 176H132V178H131ZM135 176V177H134ZM136 176H138V177H136ZM185 176H187V177H185ZM200 176H201V178H200ZM223 176V177H222ZM242 176L244 177V178H242ZM247 176H249V177H247ZM260 176V177H259ZM21 177V178H20ZM34 177H37V179L39 180L37 183L36 182H34V181H37V179L36 178H34ZM48 178V180H47V178ZM96 177H98L97 179H96ZM109 177V178H108ZM133 177H134V181H133ZM140 177V178H139ZM142 177V178H141ZM156 177H157V179H158V177H159V179L157 180L156 179ZM162 178V180H161V178ZM167 177H168V179H167ZM170 177H172V178H170ZM183 177H185L184 179H182ZM227 177H230V180H229V178H227ZM262 177V178H261ZM3 178V179H2ZM23 178H25V179H23ZM27 178H31V179H27ZM77 178H79V179H82V180H80L79 181V179H78V181L76 180ZM93 179V180H91V179ZM151 178V179H150ZM156 179V182L158 181V182H160V183H158V184H160L161 185V187L159 186L158 187V184L157 183H155V179ZM163 178H165V179H163ZM225 178H227V179H225ZM249 178V179H248ZM256 178V179H255ZM35 179V180H34ZM64 179V180H63ZM102 179H104V181H102ZM107 179V180H106ZM108 179H111V181L110 180H108ZM125 179H128V181H126ZM131 179V180H130ZM139 179V180H138ZM201 179V180H200ZM236 179V180H235ZM253 180V183L254 184H252V180ZM7 180V181H6ZM24 180V181H23ZM32 180V181H31ZM44 180H46V181H48V182H46V181H44ZM54 180V181H53ZM60 180V181H59ZM67 180V181H66ZM87 180V181H86ZM98 180V181H97ZM99 180H101L100 181V183H101V185L103 186V189L105 190H103L102 189V186L100 185V183H99ZM119 180V181H118ZM136 180V181H135ZM137 180H138V183H137ZM144 181V180H146V182H147V184H150V186L148 187V185L145 183V181H144V183H142L141 184V181ZM209 180V181H208ZM224 180V181H223ZM227 180V181H226ZM231 180H233L234 182L236 181V183H234V182H232ZM258 180V181H257ZM262 181L261 183L259 182V181ZM14 181H15V183H14ZM53 181V182H52ZM82 181H84V183L82 182ZM95 181H97L98 182V185H96L97 184V182H95ZM106 181V182H105ZM130 181V182H129ZM133 183H132V182ZM142 181V182H143ZM164 181V182H163ZM199 181H201V182H199ZM205 181V182H204ZM214 181V182H213ZM220 181V182H219ZM229 181H230V183H229ZM243 181H245V182H248V183H244ZM25 182V183H24ZM42 182V183H41ZM43 182H44V185L45 186H47V188L49 189V192H47V188H43V187H45V186H43ZM52 182V183H51ZM77 182H79V184L77 183ZM86 182H88L87 184H86ZM102 182H103V184H102ZM108 182V183H107ZM110 182V183H109ZM120 182V184H118ZM135 182H136V184H135ZM150 182H154V183H150ZM162 182V183H161ZM224 182H226V183H224ZM243 182V183H242ZM251 182V183H250ZM14 183V184H13ZM24 183V184H23ZM34 183H36V184H38V185H36V184H34ZM39 183H41V184H39ZM48 183V184H47ZM65 183V184H64ZM71 184V185H69V184ZM75 183H77L78 184V187L75 185ZM90 183H91V185H90ZM95 183V184H94ZM125 183V186L123 185ZM140 183V184H139ZM165 183H167V185L165 184ZM176 183H178V186H177V184ZM214 183V184H213ZM218 183V184H217ZM221 183V184H220ZM227 184V185H223V184ZM237 183H240L239 185L237 184ZM257 183V184H256ZM3 184H5V187L7 186V187H9L7 190L8 191H10V192H8L6 189L5 190H3L2 188H5V187H3ZM17 184H19V185H17ZM29 184H30V186H29ZM34 184V185H33ZM50 184V185H49ZM60 184V185H59ZM82 184V185H81ZM85 184H86V186H85ZM110 184V185H109ZM126 184H130L129 186L127 185V187H129V188H127L126 187ZM139 184V185H138ZM153 184V185H152ZM179 184L180 185H182V186H179ZM234 184V187L233 186H231V185H233ZM242 184V185H241ZM248 184H250V185H248ZM253 185V189H252V185ZM14 185H16V186H14ZM32 185V186H31ZM53 185V186H52ZM55 185H57L56 186V188H54L55 187ZM62 185H64L66 188H65V190H66V192H67V194H66V192H64V186H62ZM83 185H84V189H86V191L84 190V189H80V188H83ZM117 185H120L121 186V188H120V186H118L117 187ZM131 185H134L137 189H136V192H135V187L134 186H131ZM147 185V186H146ZM167 187V188H165V186ZM210 185V186H209ZM236 185V186H235ZM23 186V187H22ZM24 186H26V187H24ZM42 186V187H41ZM62 187V189H61V187ZM71 186H73V187H71ZM75 186H76V188H75ZM98 186H100L99 188H98ZM107 186H108V188H107ZM114 186H116L120 191H117V188L115 189L114 188ZM124 186V187H123ZM131 186V187H130ZM142 186V187H141ZM145 186H146V188H145ZM152 186H155L154 188L152 187ZM162 186H164L163 188H162ZM184 186L186 187L187 186V188H184ZM208 186V187H207ZM222 186V187H221ZM227 186H229L230 187V189L231 190H229V187H227ZM244 186V189L242 188V187ZM247 187V189H245L246 187ZM248 186H250V187H248ZM15 187V188H14ZM21 187V188H20ZM30 187V188H29ZM32 187V188H31ZM34 187H35V189H34ZM40 187V190L38 189ZM52 187V188H51ZM71 187V188H70ZM95 188V190H93L92 188ZM104 187H106V188H104ZM141 187V188H140ZM151 187V188H150ZM158 187V188H157ZM221 187V188H220ZM233 188V190L234 189H237L238 188V190H236L235 192L232 190V188ZM236 187V188H235ZM255 187V188H254ZM258 187V188H257ZM19 188H20V190H19ZM25 188H27V189H25ZM43 188V189H42ZM71 190H70V189ZM78 188V189H77ZM90 188V189H89ZM114 188V189H113ZM134 188V189H133ZM144 188V189H143ZM148 188V189H147ZM165 188V191H166V189H167V191L166 192H164L163 191V189ZM170 188H171V190H170ZM178 188V189H177ZM208 188V189H207ZM219 188V189H218ZM225 188V189H224ZM252 190H251V189ZM260 188V189H259ZM23 189V190H22ZM52 189H55V191L54 190H52ZM61 189V190H60ZM73 189V190H72ZM80 189V190H79ZM91 191H89V190ZM110 191H108V190ZM127 191H126V190ZM140 189V190H139ZM150 189V190H149ZM151 189H156V190H151ZM157 189H160V190H157ZM207 189V190H206ZM215 189V190H214ZM222 191H221V190ZM224 189V190H223ZM42 190V191H41ZM59 190V191H58ZM63 190V191H62ZM68 190H70V191H68ZM76 190H79L80 191V193H77V192H79V191H76ZM96 190H98V191H96ZM114 192H112V191ZM133 190V191H132ZM137 190H138V192H137ZM169 190V191H168ZM228 190V191H227ZM246 190L248 191V193H244V191L246 192ZM250 190V191H249ZM254 190H258V191H256V192H254ZM2 191H3V193H2ZM7 191V192H6ZM21 191V192H20ZM36 191H38V193H36ZM60 191H61V193L62 192H64V194L62 193H60ZM93 195H90V193ZM94 191H96V192H94ZM118 193L119 192V194L120 195H118L116 192ZM122 191H124V193H126V194H124ZM131 191V192H130ZM147 192L148 191V193H145V192ZM149 191H153V195H151L150 193H149ZM163 191V192H162ZM178 191V192H177ZM216 191H217V193H220L221 192V195H217V193H216ZM224 191H227V192H225L224 194H225V196H224V194H223V192ZM231 191H232V193L233 194H235V197H234V195H232V193H231ZM238 191H241V192H239L238 193ZM260 191V192H259ZM13 192V194H11ZM16 194H15V193ZM18 192L20 193V194H18ZM22 192L23 193H25V194H22ZM31 192H33L32 194H31ZM35 192V193H34ZM44 192V195H45V193L47 194V195H43L42 193ZM52 192V193H51ZM72 192H73V194H72ZM75 192H76V194H75ZM93 192V193H92ZM98 192V193H97ZM100 192H104L105 194H107V195H103V193H100ZM109 192V193H108ZM112 192V193H111ZM143 192V193H142ZM158 192H161V195L162 194H164L162 197H158V200L160 201H158V200H155V197L157 198V196H160V193L158 194ZM228 192H230V193H228ZM253 192V193H252ZM259 192V193H258ZM7 193H9V195L7 194ZM69 193H71V194H69ZM87 193H89V195L87 194ZM111 193V194H110ZM156 193H157V195H156ZM202 193V194H201ZM238 193V194H237ZM242 195H241V194ZM249 193H250V195H249ZM11 194V195H10ZM28 196H27V195ZM37 194V195H36ZM54 194H56V196L53 195ZM61 194V195H60ZM76 195L75 196V198H76V202H75V199H74V196L73 195ZM79 194L81 195L80 197H81V199L79 198ZM100 196H99V195ZM110 194V195H109ZM115 194H117V195H115ZM128 194V195H127ZM132 195V196H130V195ZM139 194L140 195H142L143 197H141V196H139ZM147 194H149V195H151V197L149 196V195H147ZM241 196H240V195ZM244 194H246V195H244ZM257 194V195H256ZM25 195V196H24ZM36 197H35V196ZM88 195V196H87ZM98 195V196H97ZM111 196L110 198H109V196ZM123 195H125V196H123ZM133 195H136L135 197L133 196ZM138 195V196H137ZM147 195V196H146ZM214 195V196H213ZM230 195H231V197H230ZM249 195V196H248ZM252 195V196H251ZM14 196H16V199H15V197ZM31 196V198H26V197H30ZM51 197V199H53V201L50 199V198H48V197ZM62 196V197H61ZM71 196H73V197H71ZM85 196V197H84ZM95 196V198H94V201H93V197ZM106 196V197H105ZM108 196V197H107ZM119 196H121V198L119 197ZM127 196V197H126ZM132 197L133 198V200H134V202H137V200H138V202L140 203H134L133 201H131V199H130V197ZM179 196V197H178ZM203 196V197H202ZM216 196V197H215ZM228 196L230 197V198H228ZM235 198H233V197ZM255 196V197H254ZM257 196L260 198V199H258L257 198ZM262 198H261V197ZM12 197H14L13 199H15V202H14V200L12 199ZM24 197V198H23ZM33 197V198H32ZM40 197H42V198H40ZM56 197H57V199L59 198H61V199H63V201H61V199L60 200H57L56 199ZM69 197V198H68ZM88 197V198H87ZM115 197H117V198H115ZM124 197H125V201L123 200L124 199ZM139 197H141V198H138ZM147 197H149V199H147ZM191 197V198H190ZM210 197V198H209ZM239 197H242V198H244V200L243 199H241V198H238ZM249 197V198H248ZM8 198V199H7ZM11 198V200L13 201V203H12V201L10 200L9 201V199ZM22 198V199H21ZM48 198V199H47ZM67 199L68 201H66L65 199ZM71 198H72V200H71ZM90 198V199H89ZM92 198V199H91ZM101 198V199H100ZM102 198H104V199H102ZM118 198L119 199H121L120 200V202L118 201ZM123 198V199H122ZM128 198V199H127ZM135 198V199H134ZM142 198H143V200H144V198L146 199V200H142ZM151 198V199H150ZM154 198V199H153ZM160 198H162L163 200L161 201V199ZM190 198V199H189ZM195 198H196V200H195ZM222 198L225 200H222ZM238 200H237V199ZM252 198H254V200L252 199ZM39 199V200H38ZM43 199V200H42ZM44 199H46V201L44 200ZM50 199V200H49ZM78 199V200H77ZM80 199V200H79ZM86 199H88L87 201H86ZM111 199V200H110ZM117 199V200H116ZM210 199V200H209ZM216 201H215V200ZM221 199V200H220ZM232 199V200H231ZM246 199V200H245ZM252 199V200H251ZM34 200V201H33ZM48 200V201H47ZM56 200H57V202H56ZM73 203L74 202V204H72L70 201ZM97 200H98V202H97ZM102 201V203H104V205L106 206H103V204H101L100 202ZM107 201V203L106 202H103V201ZM123 200V202H122V205L123 206H121V201ZM140 200V201H139ZM215 202H214V201ZM218 200H219V202H218ZM226 200H229V201H231V204H233V206L230 204V202L229 201H226ZM236 200H237V202H236ZM248 200H249V202H248ZM256 200V201H255ZM9 201V202H8ZM17 201H19V202H17ZM45 202V203H42V202ZM52 201V202H51ZM59 201V202H58ZM66 201V202H65ZM92 201V202H91ZM100 201V202H99ZM110 201H111V205H110ZM113 201H116V205L118 204V203H120V204H118V206H115L114 204H115V202L113 203ZM126 201H127V206L128 207H131L132 205V207L131 208H135V210H137V209H139L140 207H141V209L142 210H144V212L140 209V211L139 210H137V211H134L133 209H131V208H129L128 209V207H125L126 206ZM141 201L143 202V203H141ZM146 201H149V205H148V202H146ZM152 201H156L157 203L155 204V205H153V202ZM211 201V202H210ZM221 201H223L222 203L223 204H221ZM243 201H244V203H243ZM252 201V202H251ZM11 202V203H10ZM17 202V204L18 203H20V205H19V208L17 209L18 211H16V209H15V207L16 206H18L17 204H16V206L14 205V203H16ZM26 202H27V204H26ZM49 202V203H48ZM54 202V203H53ZM59 203L57 206H59V207H57L56 206V210H52L53 208H55V206L53 205V204H55L56 205V203ZM60 202H62V204L60 203ZM68 202V203H67ZM77 202H79V203H77ZM90 202H91V204H90ZM150 202H151V204H150ZM162 202V203H161ZM209 202H210V204H209ZM216 202H217V204H219V205H221L220 207H218L219 205H217L216 204ZM224 202H228L227 204L226 203H224ZM237 203V205H236V203ZM253 202H255V203H253ZM259 202L260 203H262V204H259ZM9 203V204H8ZM31 203H32V205H34V206H31ZM35 203H37V207H36V204ZM40 203H42V204H40ZM52 203V204H51ZM67 203V204H66ZM80 203H82V204H80ZM85 203V204H84ZM86 203H87V205H90V206H87L86 205ZM89 203V204H88ZM100 203V204H99ZM106 203V204H105ZM129 203V204H128ZM133 203V204H132ZM159 203V204H158ZM161 203V204H160ZM192 203H194L193 205H192ZM211 203H213V204H211ZM258 205H257V204ZM26 204V205H25ZM46 204V205H45ZM76 204V205H75ZM94 204H98L97 206L100 208V210L101 211H99V208L98 207H96ZM113 204V205H112ZM130 204H132V205H130ZM147 204V205H146ZM181 204V205H180ZM182 204H183V206H182ZM207 204V205H206ZM215 204V205H214ZM225 204V205H224ZM230 204V205H229ZM7 205H9V206H7ZM11 205H12V207H11ZM45 205V206H44ZM51 207H50V206ZM75 205V206H74ZM141 205V206H140ZM157 205H158V208H157ZM197 205V206H196ZM217 205V206H216ZM227 205H229V206H227ZM240 205H242V206H240ZM248 205V206H247ZM8 207V210H1V208L2 209H7V207ZM26 206H27V208H26ZM49 206V207H48ZM52 206H53V208H52ZM68 206H69V208H68ZM94 207V208H96V210H94L93 208H90V209H88L89 207ZM111 206V207H110ZM113 206V207H112ZM120 206H121V208H120ZM135 206V207H134ZM136 206L138 207V208H136ZM214 206H216L218 209L217 210H215L216 209V207H214ZM225 208H224V207ZM6 207V208H5ZM29 207V208H28ZM33 207V208H32ZM47 207V208H46ZM64 209H63V208ZM77 207H79V209L77 210ZM83 207V210L81 209ZM108 207L110 208V212H109V209H108ZM114 207H115V209H116V207L118 208H120V209H116V210H114ZM165 207H167V208H165ZM169 207V208H168ZM171 207V208H170ZM192 207V208H191ZM213 207V208H212ZM223 207V208H222ZM228 207H230L229 208V210L228 211H230L231 212V210H232V212L231 213H229L228 211H227V208ZM250 207H253V209L255 208V210H252V208L250 209ZM258 207V208H257ZM261 207V208H260ZM12 210V212H11V210ZM25 208V209H24ZM50 210H49V209ZM73 208H76V209H73ZM104 208H106V210L104 209ZM146 210H145V209ZM150 208H151V210H150ZM155 208V209H154ZM199 208H200V212H198L199 211ZM203 208V209H202ZM232 208V209H231ZM233 208H235V209H233ZM20 209L22 210L21 212H20ZM66 209V210H65ZM68 209H71V211L70 212H68ZM86 209H88V211L86 210ZM112 209V210H111ZM153 209V210H152ZM185 209V210H184ZM187 209V210H186ZM195 209H196V211H195ZM210 209H211V211H210ZM259 209H262V210H258ZM30 210V213H31V215H30V213L28 214V212L27 211H29ZM46 210H48V212L46 211ZM84 210H85V212H84ZM91 210V211H90ZM93 210L95 211V212H93ZM119 210L120 211H122V212H120V213H118L119 212ZM127 211V212H125V211ZM148 210H149V212H148ZM154 210H156V211H154ZM250 210L252 211V212H250ZM11 212V214H10V212ZM14 211H16V212H14ZM24 211V212H23ZM43 211V214L45 213V215H43L41 212ZM60 211H62V213L64 214V215H62V214H60ZM64 211H66V212H68V213H70V214H68V213H66V212H64ZM76 211H78V212H76ZM80 211V212H79ZM81 211H83V212H81ZM86 211H87V214H86ZM89 211H90V213H89ZM97 211V212H96ZM113 211H115V213H113ZM117 211V212H116ZM154 212V213H157V214H151V212ZM178 211H179V213H178ZM214 211H215V213H218V214H215L214 213ZM221 211V212H220ZM226 211H227V213H226ZM237 211H239V212H237ZM241 211V212H240ZM242 211H244L243 213H242ZM246 211V212H245ZM39 212H40V214H39ZM58 212V213H57ZM101 212H102V214H101ZM133 212V213H132ZM139 212H140V215H139ZM143 212V215H141V213ZM145 212H147L146 214H145ZM210 212V213H209ZM212 212V213H211ZM220 212V213H219ZM222 212H225L224 214L222 213ZM257 212V213H256ZM14 213H15V215H14ZM18 213V215H16ZM55 213H57V216H56V214ZM80 213H85L84 215L83 214H81L80 215ZM123 213H125L124 215H126V213H127V215L126 216H124L123 217V215L122 214ZM149 213V214H148ZM158 213H159V215H158ZM169 213V214H168ZM262 215H260V214ZM32 214H34V215H32ZM39 214V215H38ZM66 214H68V215H66ZM75 214H77V215H75ZM95 214H96V216H95ZM108 214H112L111 216H109L108 217ZM113 214H115V215H113ZM117 214V215H116ZM131 214H134V215H131ZM150 215V216H148V215ZM197 214V215H196ZM209 214V215H208ZM226 214V215H225ZM234 214V215H233ZM238 214V215H237ZM256 214L258 215V216H256ZM3 215V216H2ZM22 216V218H21V216ZM26 217H25V216ZM40 215H42V216H40ZM49 215V216H48ZM51 215V216H50ZM83 215V216H82ZM100 215V216H99ZM103 215H105V217L102 216ZM120 215H122L121 217H120ZM129 215V216H128ZM136 215V216H135ZM145 215V216H144ZM148 217H147V216ZM158 215V216H157ZM198 215H201L200 216V218H199V216ZM206 215H208V217H209V219H207V220H209V222L208 221H206ZM212 215H215L216 216V218L213 216V218L211 217ZM222 215V216H221ZM233 217H232V216ZM249 215H251L250 217H249ZM9 216H10V218H11V220H9L10 218H9ZM16 216V217H15ZM28 216H29V218L31 217V219H29L28 218ZM64 217V219H63V221H62V219L60 220V218L61 217ZM70 216V217H69ZM77 216V217H76ZM90 217V218H88V217ZM94 217V218H92V217ZM113 216V217H112ZM114 216H116V217H114ZM134 217V218H131V217ZM141 217V219H144V218H149V219H145L144 221H147L148 222V220H149V223H147V222H144L143 220L141 221L140 220V218L139 217ZM152 216V217H151ZM153 216H155L154 217V219H153ZM168 216H169V218H168ZM181 216V218L179 219V217ZM218 216H221V218L220 217H218ZM239 216V217H238ZM242 216V219L240 218ZM243 216H245V221L243 220ZM7 217H8V219H7ZM17 217H18V219H17ZM21 219H20V218ZM25 218V222L23 223V221H24V218ZM47 217V218H46ZM51 217V218H50ZM54 217H55V220H54ZM65 217H69V219H73V221L72 222H74L75 220H76V218H77V222H74V223H76V224H81V223H83V224H81V225H79V226H77L76 224H71V222H70V220H68L67 218H65ZM74 217V218H73ZM76 217V218H75ZM81 217V218H80ZM83 217H84V221L83 220H81V219H83ZM95 217H97V218H95ZM111 217H112V219H111ZM118 217H120V220H119V218ZM144 217V218H143ZM153 219V221H152V219ZM227 217V218H226ZM229 217L231 218V219H229ZM238 217V218H237ZM13 218L15 219V220H13ZM45 218V219H44ZM79 218V219H78ZM88 218V219H87ZM91 218H92V220H91ZM105 218H109L110 219V221H107V220H109V219H105ZM116 218V219H115ZM129 220H127V219ZM135 218H137V219H135ZM139 218V219H138ZM158 218V220L157 221H155V219H157ZM172 218V219H171ZM197 218V219H196ZM199 218V219H198ZM210 218H212V219H210ZM215 218V220H213ZM219 218L221 219V220H219ZM49 219H50V222H51V220H54V222H52L53 224H51V223H49ZM75 219V220H74ZM97 219V220H96ZM121 219H122V222H121ZM123 219H124V224H123ZM132 219V220H131ZM151 219V220H150ZM169 219H171L170 221H169ZM224 219H226V221L224 220ZM235 220V219H237V220H235V223H233V221H231V220ZM239 219V220H238ZM252 219H253V221H252ZM45 222H44V221ZM87 220L89 221V222H87ZM93 220H94V222H93ZM114 220V221H113ZM117 220V221H116ZM135 220V221H134ZM138 222H137V221ZM173 220H174V222H173ZM182 220V221H181ZM210 220H212V222H215L216 221V223L214 224H212V223H210L211 221ZM218 220V221H217ZM223 220V221H222ZM12 221L13 222H15V223H17V225L16 224H14V223H12ZM21 221V222H20ZM55 221H56V223H55ZM67 221V222H66ZM105 221V222H104ZM167 221V222H166ZM219 221H221V222H219ZM229 221H230V223H229ZM237 221H239V223H237ZM244 221V224L242 223ZM255 221H256V224H255ZM26 222L28 223V224H26ZM31 222V224H29ZM57 222L59 223V227H58V229H55V227H57L58 226V224H57ZM66 222V223H65ZM70 222V224H68ZM101 222H103V223H101ZM109 222H111V224L109 223ZM125 222H126V224L128 223L130 226H128V224L125 226ZM130 222L132 223V224H130ZM139 222H140V224H141V226H144V228L143 227H141L142 229L141 230H139L138 228L140 227V224H139ZM155 222H157V224L155 223ZM205 222H208V223H205ZM218 222V223H217ZM223 222V223H222ZM248 222L251 224H248ZM253 222V223H252ZM46 223V224H45ZM47 223H49V224H51V225H49V226H51V227H49L48 226V224ZM97 223V225H94V224H96ZM105 223V224H104ZM113 223H115V224H113ZM116 223H118V225L116 224ZM145 223V224H144ZM163 224V227H162V224ZM167 223V224H166ZM227 223V224H226ZM232 223H233V225H232ZM247 225H246V224ZM21 224V225H20ZM22 224H24V225H22ZM62 224V225H61ZM85 224V225H84ZM87 224H92V225H87ZM99 224L102 226H99ZM107 224H109V225H107ZM138 224V225H137ZM143 224V225H142ZM202 224H203V226H202ZM217 224V225H216ZM219 224H220V227H219ZM235 224V225H234ZM262 224H263V226H262ZM25 225H27L28 227H26ZM29 225H31V227L34 229V230H32V228L29 226ZM36 225H38V226H36ZM55 227H54V226ZM106 225V226H105ZM112 225H117V227H115L114 229L116 230H118V231H116L115 232V230L113 231V228H111V227H113ZM132 225H134L135 226V228H137L136 230H138V231H135L134 230V227L132 226ZM149 225H151V229L149 228ZM206 225V226H205ZM208 225H210V226H208ZM212 225V226H211ZM214 225H216L215 227H216V230H215V227H214ZM224 225V226H223ZM226 225H228V226H226ZM239 225V226H238ZM245 226V227H242L241 229H239V228H237V227H240V226ZM260 225V227H258ZM17 226V227H16ZM19 226V227H18ZM45 226V227H44ZM63 226V227H62ZM71 226H73V227H71ZM74 226H77L78 228L80 227V226H83L82 228L80 227L79 229H81V230H84V231H82L81 232V230L80 231H78L79 229H77V227H74ZM86 226V227H85ZM104 226V227H103ZM121 226H124V227H121ZM146 226H148V227H146ZM179 226V227H178ZM197 226H199V227H197ZM232 226L233 227H235V228H232ZM251 226V227H250ZM39 229H38V228ZM93 227H95V228H97L98 230H96L95 228H93ZM101 227V228H100ZM109 227V228H108ZM129 227H131L130 229H133V230H129L128 231V229H129ZM133 227V228H132ZM167 227V228H166ZM204 227V228H203ZM206 227H208V228H206ZM218 227H219V229H218ZM221 227H222V229H221ZM228 227V228H227ZM246 227L247 228H249L251 231H253L254 232V234H252V232L251 231H249V229H247V231H246ZM24 228V229H23ZM41 228H43L42 229V231L40 232V230H41ZM48 229L47 231H45L44 229ZM49 228L50 229H52V228H54L55 229V233L57 234V235H55V233L53 232V230H49ZM68 228L70 229V230H68ZM73 228V230L74 229H76L75 231L76 232H74L73 230H71ZM120 228V229H119ZM122 228V229H121ZM123 228H124V230H126L127 229V231H124L123 230ZM149 228V229H148ZM152 228H153V234H154V237H153V235H152ZM177 228V229H176ZM179 228V229H178ZM198 228H199V230H198ZM202 228H203V231H202ZM209 228H211V229H209ZM226 228V229H225ZM231 228V229H230ZM253 228V229H252ZM254 228L256 229L255 231H254ZM11 229V230H10ZM16 231H15V230ZM20 229H21V231H20ZM31 229V230H30ZM36 229V230H35ZM65 229H67L66 231H65ZM86 229V230H85ZM96 231L95 233H94V231ZM102 229V230H101ZM107 229V230H106ZM111 229V230H110ZM166 229V230H165ZM185 229V230H184ZM210 230V232H209V230ZM233 230V231H230V230ZM238 229L242 232L241 234H240V231H238ZM29 230V231H28ZM44 230V231H43ZM57 230H60L59 232H61V233H63V234H59L58 233V231ZM64 230V231H63ZM99 230H101V231H99ZM106 230V231H105ZM120 230H121V232H120ZM146 230V231H145ZM155 230V231H154ZM175 230H177L176 232L177 233H174V231ZM201 230V231H200ZM206 230V231H205ZM215 230V231H214ZM243 230V231H242ZM262 232H261V231ZM8 231H11V232H8ZM26 231V232H25ZM33 231H34V233H33ZM36 231H38V233H39V235L36 233ZM86 231V232H85ZM89 233H88V232ZM97 231H99V232H97ZM103 231V233L101 234L100 232H102ZM108 231V232H107ZM113 232V233H110V232ZM123 231L125 232V233H123ZM143 231H145V232H143ZM149 231H150V233H149ZM214 231V232H213ZM224 231H226V232H224ZM237 231H238V233H237ZM13 232L15 233V236H14V234H13ZM19 232V233H18ZM21 232V233H20ZM52 232V233H51ZM64 232H65V234H64ZM107 232V233H106ZM132 232V234H133V232H135V234H131L133 237H134V239H136L137 241H138V244H140V245H137V242L136 241H134V239H133V237H131V235H129L128 233H131ZM141 233V234H138V233ZM172 232H173V234H172ZM180 232V233H179ZM199 232H200V234H199ZM204 232V233H203ZM216 232V233H215ZM23 233V234H22ZM27 233V234H26ZM36 233V234H35ZM48 233V234H47ZM51 233V234H50ZM70 233H72V234H74V235H70ZM77 233V234H76ZM86 233V234H85ZM87 233L89 234L88 235V237H87ZM98 233H99V236H98ZM110 233V234H109ZM143 233V234H142ZM149 233V234H148ZM157 233H160L159 235L157 234ZM184 233V234H183ZM197 233H198V235H197ZM219 233H221V234H219ZM223 233H226V234H228V235H225V234H223ZM236 233V234H235ZM246 233V234H245ZM11 234V235H10ZM18 234V235H17ZM21 234V235H20ZM43 236H42V235ZM66 234H68V235H66ZM106 234H107V236H106ZM125 234V235H124ZM127 234V235H126ZM144 234H146V235H144ZM171 234V235H170ZM195 234V235H194ZM208 234V235H207ZM215 234V235H214ZM235 234V235H234ZM252 235V236H248V235ZM259 236V235H262V237L261 236H259L258 238H260V239H258L257 238V236ZM12 235H13V237H12ZM50 235H52V236H50ZM56 237L57 236V239L59 240V238H60V240H59V242L57 241V239L54 237V236ZM63 236V238H64V241H65V243L63 244V238H61L62 236ZM83 235V237L84 238H82L81 236ZM85 235V236H84ZM93 235V236H92ZM103 235V237H101ZM109 235H112V236H109ZM116 235V236H115ZM136 235V236H135ZM149 235H150V237H149ZM152 235V236H151ZM194 237H193V236ZM213 235V236H212ZM218 235V236H217ZM220 235H221V237H220ZM226 237H225V236ZM231 235H233L232 237H231ZM239 235V236H238ZM242 235H243V237H244V239L242 238ZM247 235V236H246ZM254 235V236H253ZM21 236H23L22 238H21ZM24 236H25V238H24ZM34 236V237H33ZM48 236H49V238H48ZM61 236V237H60ZM66 236H68V237H66ZM70 236H72L71 238H69ZM113 236H115V238H113ZM138 236V237H137ZM148 236V238L149 239H151V240H149V244L150 245H147V247H149L148 248V252H147V249H146V247H145V245L147 244V240H148V238H146ZM159 238H157V237ZM165 236V237H164ZM171 236H172V238H171ZM186 237L185 238V240H184V238L183 237ZM192 236V237H191ZM217 236V238H215ZM222 236H224V237H222ZM237 236V237H236ZM15 237H16V239H15ZM54 237V238H53ZM75 238V240H74V238ZM77 237H79L78 238V240H76V238ZM89 237H90V239H89ZM91 237H93V238H91ZM96 237V238H95ZM123 237V238H122ZM128 237V238H127ZM129 237H131V238H129ZM135 237H137V238H135ZM141 237V238H140ZM163 237H164V239H163ZM179 237H181V238H179ZM199 237V238H198ZM206 237V238H205ZM208 237H209V239H208ZM241 239H243L244 241L243 242H240L239 240H241ZM251 241L250 243H249V241H248V239ZM255 237V238H254ZM34 238V239H33ZM46 238H48V240H49V244H48V242H46ZM53 238V239H52ZM83 240H82V239ZM121 238H122V240H121ZM195 239V240H193L192 241V239ZM219 238V239H218ZM226 238H227V241H226ZM229 238V239H228ZM233 238H235L234 240L235 241H233ZM237 238H238V241H237ZM253 238V239H252ZM30 239V240H29ZM43 239H46L45 240V243H44V240ZM54 239H56L55 241L57 242H55L56 244L54 245ZM90 241H89V240ZM97 239V240H96ZM105 241H104V240ZM115 239H118V240H115ZM128 239V240H127ZM132 239V240H131ZM141 239H143L144 240V242H143V240H141ZM173 239H174V241H173ZM204 239H206V240H208L207 242L210 244L209 246L211 247V249L209 248V246H208V243L206 242V241H204ZM211 239V240H210ZM214 239V240H213ZM216 239V240H215ZM218 239V240H217ZM18 240H19V242H18ZM20 240H21V242H20ZM36 240V241H35ZM47 240V241H48ZM86 240V241H85ZM92 240H95L94 242H91ZM102 240V241H101ZM109 240H110V243H109ZM119 240H121V242L123 243V241H124V243H123V246L124 247H122V243L119 241ZM126 240H127V242H126ZM141 240V241H140ZM163 240V241H162ZM171 240L173 241L172 242V244L174 245V246H177V247H173V245H171ZM197 240V242H195ZM201 240V241H200ZM204 242H203V241ZM221 240H224V241H221ZM247 240V241H246ZM253 240H255V241H253ZM259 240V241H258ZM263 240V241H262ZM24 241V242H23ZM26 241V242H25ZM30 241H33V242H30ZM51 241H53V242H51ZM61 241H63V242H61ZM80 241H82L84 244H80V246H79V243H82V242H80ZM85 241V242H84ZM108 241V242H107ZM112 241V242H111ZM117 241V242H116ZM151 241V242H150ZM156 241V243H154L155 244V246H153L154 248H152V245H153V242H155ZM157 241H158V243H157ZM160 241H161V245L159 244L160 243ZM226 241V242H225ZM232 241V242H231ZM242 241V240H241ZM66 242L67 243H69L68 245L66 244ZM87 242V243H86ZM106 242L108 243V245L109 246H104L105 244H106ZM119 242L121 243V245L119 244ZM136 242V243H135ZM140 242V243H139ZM187 244V243H191V245H189V244H185V243ZM214 244H213V243ZM220 242V243H219ZM230 242H231V244L233 245L232 247H228V246H231V244H230ZM234 242V243H233ZM23 243V244H22ZM29 246V244L31 245V246H27L26 244ZM47 243V244H46ZM51 243V244H50ZM78 243V244H77ZM86 243V244H85ZM101 243H104L103 245L101 244ZM114 243H116V244H114ZM117 243H118V245H117ZM143 243H144V245H143ZM146 243V244H145ZM165 243V244H164ZM199 243H202L203 245V247H200L201 246V244H199ZM205 243H207V245H205ZM219 243V244H218ZM239 244V245H237V244ZM244 243H246V244H244ZM247 243L249 244L248 246H247ZM252 243L254 244V243H256V244H254L255 246L258 244V246H259V248H258V246H252ZM24 244H25V246H24ZM33 244H36V248H35V246L33 245ZM59 244V245H58ZM60 244H62L61 246H60ZM78 245L79 246V248H78V246H76V245ZM91 244H92V248L90 247L91 246ZM95 244H96V246H95ZM127 244V246H125ZM128 244H131L130 246L128 245ZM136 246H135V245ZM156 244L158 245V247L156 246ZM163 244V245H162ZM177 244V245H176ZM184 244V245H183ZM196 246H195V245ZM211 244H213V245H211ZM230 244V245H229ZM234 244H236V245H234ZM240 244H244L243 246L242 245H240ZM260 244H261V246H260ZM50 245V246H49ZM52 245V246H51ZM86 245V247H88V248H85L84 246ZM98 245V246H97ZM102 245V246H101ZM143 245V246H142ZM164 245H166V248L169 250L170 249V252L169 251H167V249L165 248V246ZM179 245H181V246H179ZM199 245V246H198ZM214 245H218V247H213ZM46 246V247H45ZM54 246V247H53ZM56 246H57V248H58V250L56 251L55 250V248H56ZM60 246V247H59ZM63 246H66V247H63ZM71 246V247H70ZM74 246H75V248H74ZM94 246H95V248H94ZM117 246H119L118 248H117ZM129 246V247H128ZM137 246H139L140 248H137ZM141 246H142V248H141ZM163 246V247H162ZM172 246V248L174 249H172L171 250V247ZM191 246H194V247H191ZM224 248H223V247ZM225 246L228 248L227 250H225L226 248H225ZM236 246V247H235ZM237 246H239L238 248H237ZM50 247V248H49ZM52 247V248H51ZM80 247H82L83 248V251H82V249L80 248ZM91 248V250H90V248ZM101 247H103L102 249H101ZM108 247L110 248V249H108ZM111 247H112V249L117 253V250L118 249H120V250H118V253H120L119 255H118V253L116 254V253H114V251L111 249ZM126 247H127V249H126ZM183 247H185V249L183 248ZM189 247H191L192 248V250H191V248L189 249ZM205 247V248H204ZM220 247V248H219ZM222 247V248H221ZM236 249H235V248ZM241 247H243V249L241 248ZM252 247H255L254 248V250L252 249ZM33 248H34V250H33ZM71 249V250H68V249ZM100 248V249H99ZM117 248V249H116ZM121 248H123V249H121ZM128 248H130V249H128ZM144 248V249H143ZM160 248L162 249V251L160 250ZM187 248H188V250H190V251H187ZM194 248L196 249V250H194ZM203 250H202V249ZM233 248V249H232ZM36 249V250H35ZM49 249V250H48ZM54 249V250H53ZM75 251H74V250ZM81 249V250H80ZM84 249H86V250H84ZM87 249H89L88 250V252L90 253H88L87 252ZM93 249V250H92ZM100 251H99V250ZM107 249V250H106ZM125 249H126V252H128V253H124V251H125ZM132 249H133V251H132ZM139 249V252H140V250L142 251L141 253L142 254H140L139 252H137V250ZM178 249V250H177ZM201 249V250H200ZM207 249V250H206ZM231 249V250H230ZM238 249H240L241 250V252H240V250H238ZM246 249V250H245ZM249 249H252L253 250V252H252V250H250V251H248ZM255 249H257V250H255ZM259 249H261L260 251H259ZM46 250V251H45ZM51 250V251H50ZM65 251V254H64V252H62V251ZM68 250V255H70L71 254V256L73 257L74 256V258H70V257H68V255H67V253H66V251ZM78 250V252H76ZM79 250H80V252H79ZM97 250L99 251V252H97ZM102 250V251H101ZM130 250V251H129ZM135 250V251H134ZM150 250H152V251H150ZM155 250V251H154ZM165 250V251H164ZM207 251V252H205V251ZM214 250V251H213ZM219 250H221V251H219ZM232 252H230V251ZM237 250L239 251V253L237 252ZM243 250H244V252H243ZM55 253H54V252ZM59 251H60V253H59ZM96 251V252H95ZM120 251V252H119ZM182 251H186V252H188V254L186 255V253H184V252H182ZM193 251V252H192ZM195 251V252H194ZM201 251V252H200ZM219 251V252H218ZM235 251V252H234ZM36 252H38V254L36 253ZM40 252V253H39ZM43 252V253H42ZM49 252V253H48ZM54 254H53V253ZM57 252V253H56ZM85 252H87V253H85ZM93 252V253H92ZM112 252V253H111ZM131 252V253H130ZM134 252H136L135 254H139L140 256H142L143 254V256L142 257H148L147 259H148V261H147V259H145V258H143V259H145L146 260V262H144L143 260H139V259H135L133 262L131 261V259H132V257L133 256H135V257H138L137 255H135L134 254ZM143 252H145V253H143ZM151 252H153V253H151ZM158 252H159V254H158ZM176 252H178V253H176ZM190 252V253H189ZM196 252H197V254H196ZM205 252V253H204ZM217 252V253H216ZM221 252H223V253H221ZM238 254H237V253ZM242 252H243V254L245 253H247L248 252V254H244V256H243V254H242ZM250 252V253H249ZM259 252V253H258ZM48 253V254H47ZM62 253V254H61ZM73 253H75V254H73ZM87 254L86 256H85V254ZM96 253H98V254H101V255H94V254H96ZM105 255V256H103V254ZM109 253V254H108ZM116 254V255H114V254ZM130 253V254H129ZM132 253H133V255H132ZM148 253H151L152 254V256L151 257H149L151 254H148ZM158 254V256H157V254ZM163 255V257H162V255ZM185 254L184 255V257L182 256L183 254ZM194 253L196 254V257H200V260L197 258V260H195V261H197L196 263L194 262V260L193 259H196L195 258V256H194ZM198 253H199V255H202V256H199L198 255ZM202 253H204V254H202ZM227 253H231V254H227ZM251 253L253 254V253H255L254 255H251ZM45 254V255H44ZM58 254V255H57ZM81 254V255H80ZM93 254V255H92ZM107 254L109 255V256H107ZM110 254H112V256L110 255ZM122 254H123V256H122ZM125 254H127V257H126V255ZM182 258H180V257H178V255ZM191 254V255H190ZM220 254V255H219ZM233 254H235V255H233ZM241 254V255H240ZM250 254V255H249ZM44 256V257H41V256ZM57 255V256H56ZM60 255H61V258L63 257V256H65L64 258H63V260L64 261H61L62 259H59L60 258ZM67 255V256H66ZM78 255V256H77ZM88 255H89V257H88ZM90 255H91V257H90ZM149 255V256H148ZM204 255V256H203ZM226 255V256H225ZM228 255V256H227ZM80 256H82V257H80ZM83 256H84V258H83ZM115 256H117L118 258H115V259H113ZM122 256V257H121ZM125 256V257H124ZM131 256V257H130ZM157 256V257H156ZM219 256V257H218ZM222 256V257H221ZM232 256V257H231ZM236 256V257H235ZM257 256H258V258L260 257V259H258L257 258ZM48 258L50 261L52 260V262H49V260H47V259H44V258ZM66 257H68V258H66ZM101 257V258H100ZM104 257V259H102ZM108 257V260H106L105 258H107ZM111 257V258H110ZM113 257V258H112ZM119 257H120V259H119ZM185 257H187V259H185ZM194 257V258H193ZM234 257V258H233ZM248 257H251L250 259L248 258ZM255 259H254V258ZM56 258V259H55ZM57 258H58V261H55V260H57ZM70 258V259H69ZM81 258H82V260H81ZM93 258L95 259V261L97 262H95V261H93ZM97 258V259H96ZM110 258V259H109ZM121 258H125V260L124 259H121ZM128 258V259H127ZM151 258H152V261H151ZM153 258H156V259H153ZM160 258V259H159ZM204 258V259H203ZM220 258H221V260L222 259H225V260H220ZM247 258V259H246ZM68 259V260H67ZM84 259V260H83ZM90 259H92V261H89ZM116 259L118 260L119 259V262H116ZM129 261H127V260ZM158 259H159V261H158ZM161 259H162V261H161ZM181 259V260H180ZM184 259H185V261H184ZM213 259H215V260H213ZM231 259V260H230ZM237 260V261H234V260ZM255 261H254V260ZM177 260V261H176ZM203 260H206V262L205 261H203ZM213 260V261H212ZM230 260V261H229ZM257 260V261H256ZM259 260V261H258ZM261 260V261H260ZM77 261V262H76ZM85 261V262H84ZM99 261H101V262H99ZM114 261V262H113ZM122 261V262H121ZM158 261V262H157ZM210 261H212V263H210ZM217 261V262H216ZM249 261V262H248ZM64 262V263H63ZM66 262V263H65ZM94 262V263H93ZM138 262V263H137ZM192 262H194V263H192ZM179 264H181V262L179 263ZM200 264H202V263H200ZM230 264V263H229Z\"/></svg>","mask_w":264,"mask_h":264},{"label":"bare ground","instance_id":"6f19581e","mask_svg":"<svg viewBox=\"0 0 264 264\" xmlns=\"http://www.w3.org/2000/svg\"><path fill=\"white\" fill-rule=\"evenodd\" d=\"M1 1H2V0H1ZM33 1H34V0H33ZM44 1L46 2V0H44ZM50 1H51V0H50ZM50 1H49V2H50ZM52 1H53V0H52ZM74 1L77 2L76 0H74ZM74 1H73V2H74ZM82 1H83V0H82ZM82 1H81V2H82ZM95 1H96V0H95ZM120 1H121V0H120ZM120 1H119V4H120ZM125 1H127V0H125ZM130 1H131V0H130ZM146 1H147V0H146ZM148 1H149V0H148ZM156 1H157V0H156ZM160 1H161V0H160ZM160 1H158V2H160ZM162 1L165 2V0H162ZM162 1H161V3H162ZM186 1H187V0H186ZM186 1H185V3H187ZM196 1H197V0H195V2H196ZM199 1H200V0H199ZM202 1H204V0H202ZM205 1L207 2V0H205ZM205 1H204V2H205ZM210 1H211V0H210ZM217 1H220V0H217ZM222 1H223V0H221V2H222ZM231 1H232V0H231ZM236 1H237V0H236ZM238 1H239V3H240V0H238ZM244 1H246V0H244ZM244 1H242V2L244 3ZM259 1H260L261 3H264V1L262 2V0H258V2H259ZM5 2H6V1H5ZM20 2H21V1H20ZM25 2H26V1H25ZM25 2H24V3H25ZM42 2H43V1H42ZM49 2L47 1L46 4H47V3H48V4L51 3V2H50V3H49ZM89 2H90V1H89ZM98 2H99V1H98ZM98 2H97V3H98ZM103 2H104V0H103ZM106 2H108V1L106 0ZM110 2L113 3V4H115L114 2H116V1H114V2L110 1ZM121 2H123V0H122ZM127 2H128V1H127ZM138 2H142V0H141V1L138 0ZM149 2H150V1H149ZM149 2H148V3H149ZM154 2H155V1H154ZM158 2H157V3H158ZM180 2H181V1H180ZM204 2H203V5H205ZM206 2H205V3H206ZM221 2H220V3H221ZM234 2H235V1H234ZM234 2H233V3H234ZM252 2H253V1H252ZM258 2H255V5H256V3H258ZM15 3H16V2H15ZM31 3H32V2H31ZM56 3H57V2H56ZM56 3H55L54 8H57V9H58V7H57V6H59L58 4H60V3L62 4L63 2H59L57 5H56ZM90 3H91V2H90ZM93 3H94V1H93ZM117 3H118V2H117ZM131 3H132V1L129 2V4H131ZM150 3H151V2H150ZM157 3H155V4L157 5ZM161 3H160V4H161ZM165 3H166V2H165ZM181 3H182V2H181ZM181 3H180V5H181V7H182V4H181ZM226 3H230V1H229V2L226 1ZM21 4H22V3H21ZM27 4H28V3H27ZM38 4H39V3H38ZM53 4H54V3H52V5H53ZM63 4H64V3H63ZM74 4H75V3H74ZM101 4H102V3H101ZM113 4H112V5H113ZM122 4H123V3H122ZM125 4H128V3H125ZM142 4H143V2H142ZM162 4H163V3H162ZM189 4H190V2L188 3V6H189ZM196 4H198V3L196 2ZM222 4H223V3H222ZM222 4H220V5H222ZM258 4H259V3H258ZM0 5H1V3H0ZM2 5H3V4H2ZM13 5H14V3L12 4V6H13ZM16 5H17V3H16ZM19 5H20V4H19ZM115 5H116V4H115ZM120 5H121V4H120ZM133 5H134V7H135L136 3H135V4L133 3ZM144 5H145V3H144ZM144 5H143V6H144ZM147 5H148V4H147ZM149 5H150V4H149ZM149 5H148V6H149ZM151 5H152L153 7H155L153 4H151ZM191 5H192V4H191ZM191 5H190V6H191ZM194 5H195V3H194ZM209 5H210V4H209ZM227 5H228V4H227ZM227 5L225 4V6H224V4H223L222 6L226 8ZM235 5H239V4H235ZM259 5H260V4H259ZM12 6H10V7L13 9ZM31 6H32V5H31ZM33 6H34V5H33ZM33 6H32V7H33ZM46 6H47V5H46ZM46 6H44V7H46ZM50 6H51V5H50ZM93 6H94V5H93ZM117 6H118V5H117ZM129 6L131 7V5H129ZM143 6L140 5V7H143ZM152 6H151V7H152ZM158 6H159V5H158ZM186 6H187V4H186ZM192 6H193V5H192ZM229 6H230V5H229ZM239 6H240V5H239ZM251 6H252V5H251ZM253 6H254V4H253ZM261 6H263V5H261ZM261 6H260V7H261ZM14 7H15V6H14ZM22 7H23V6H22ZM24 7H25V6H24ZM72 7H76V4H75V6L73 5ZM81 7H82V6H81ZM85 7H86V5H85ZM90 7H91V6H90ZM94 7H95V6H94ZM107 7H108V6H107ZM109 7L111 8V6H109ZM114 7H115V6H114ZM127 7H128V6H127ZM144 7H145V6H144ZM144 7H143V8H144ZM146 7H147V6H146ZM146 7H145V8H146ZM178 7H179V6H178ZM183 7H184V6H183ZM193 7H194V6H193ZM200 7H201V6H200ZM211 7L213 8L212 4L210 5L209 8L212 9ZM220 7H221V6H220ZM237 7H238V6H237ZM247 7H248V6H247ZM247 7H246L245 10H247ZM263 7H264V6H263ZM263 7H261V8H263ZM0 8H1V7H0ZM3 8H5V6H3ZM18 8H20V6H19ZM33 8H34V9H33L32 11H34L36 7L34 6ZM82 8H83V7H82ZM135 8H138V9H139V5H138L137 7H135ZM135 8H133V10H134ZM162 8L164 9V7H162ZM194 8H195V7H194ZM194 8L192 9V11L194 10ZM198 8H199V6H198ZM198 8H197V9H198ZM205 8H206V7H205ZM205 8H204V9H205ZM215 8H219V7H217V3H216V7H215ZM215 8H213L212 10L214 11ZM221 8H222V7H221ZM235 8H236V7H235ZM251 8H252V7H251ZM254 8H255V7H254ZM257 8L259 9V6H258ZM7 9H8V8H7ZM7 9H6V11H7ZM21 9H22V8H21ZM25 9H28V8H25ZM29 9H30V8H29ZM57 9H53V11H54V10L57 11ZM60 9H61V8H60ZM66 9H67V7H66ZM76 9H78V8H76ZM90 9H92V8H90ZM99 9H100V8H99ZM111 9H112V8H111ZM111 9H110V10H111ZM119 9H120V7H119ZM125 9H126V7H125ZM141 9H142V8H141ZM141 9H139V10L141 11ZM148 9H150V8H148ZM148 9H146V10H148ZM151 9H152V8H151ZM184 9H186V8H184ZM187 9H188V8H187ZM187 9H186V10H187ZM195 9H196V8H195ZM202 9H203V8H202ZM202 9H201V10H202ZM210 9H209V10H210ZM223 9H224V8H223ZM231 9H233V11H234V13H235V10H236V9H234V8H232V7H231ZM38 10H39V8H38ZM45 10H46V9H45ZM51 10H52V6H51ZM69 10H71L70 7H69ZM72 10H73V8H72ZM79 10H81V9H79ZM94 10H95V12L99 11V10H96V9H94ZM103 10H104V9H103ZM112 10H115V9H112ZM126 10H127V9H126ZM143 10H144V9H143ZM171 10H172V9H171ZM188 10H190V9H188ZM216 10H219V9H216ZM224 10H225V9H224ZM256 10H257V9H256ZM256 10H255V13H256ZM263 10H264V9H263ZM19 11H20V10H19ZM40 11H41V10H40ZM89 11H90V10H89ZM115 11H118V10H115ZM130 11H131V10H130ZM134 11H135V10H134ZM137 11H138V10H137ZM137 11H136V12H137ZM152 11H153V10H152ZM156 11H158V10H157V6H156V10H155V12H156ZM160 11H161V12H160L161 14L166 13V10H164L163 13H162V11H163L162 9H161ZM194 11H195V10H194ZM202 11H203V14H205V13H204V10H202ZM233 11H232L231 13H233ZM242 11H243V10H242ZM252 11H253V10H252ZM26 12H27V11H26ZM43 12H44V11H43ZM49 12H50V11H49ZM147 12H148V11H147ZM147 12L144 11V13H143V12H142V13H143V14H146ZM196 12H197V11H196ZM196 12H195V13H196ZM206 12H207V11H206ZM210 12H212V11H210ZM223 12H224V11H223ZM243 12H244V11H243ZM247 12H248V11H246V14H247ZM0 13H1V11H0ZM13 13H14V12H13ZM32 13H33V12H32ZM50 13H51V12H50ZM83 13H85V12H83ZM88 13H89V12H88ZM91 13H92V12H91ZM107 13H108V9H107ZM110 13H111V12H109L108 14H110ZM121 13H122V12H121ZM121 13H120V14H121ZM150 13H151V12H150ZM150 13H149V14H150ZM191 13H192V12H191ZM198 13H199V12H198ZM219 13H220V12H219ZM249 13H254V12H250V10H249ZM249 13H248V14H249ZM1 14H3V12H2ZM26 14H27V13H26ZM60 14L62 15V13H60ZM69 14H70V13H69ZM74 14H75V13H74ZM78 14H79V13H78ZM123 14H124V13H123ZM123 14H122V15H123ZM125 14H126V13H125ZM180 14H181V12H180ZM207 14H208V13H207ZM229 14H230V13H229ZM236 14H237V12H236ZM263 14H264V13H263ZM5 15H6V14H5ZM32 15H33V14H32ZM47 15H48V13H47ZM51 15H52V13H51ZM53 15H54V14H53ZM53 15H52V17H53ZM63 15H65V14H63ZM76 15H77V14H76ZM79 15H82V14H79ZM97 15H98V14H97ZM99 15H100V14H99ZM99 15H98V16H99ZM134 15H136V17H137V14L134 13ZM140 15L142 16L141 13H140ZM147 15H148V14H147ZM154 15H155V14H154ZM156 15H158V14H156ZM159 15H160V14H159ZM163 15H164V16L167 15V17H166L167 19H168V18H172L171 16H173L172 13H171V16L169 15V17H168V14H163ZM201 15H202V14H201ZM244 15H245V14H244ZM259 15H260V13H259ZM261 15H262V14H261ZM261 15H260V16H261ZM6 16L8 17V15H6ZM21 16H22V15H21ZM29 16H31V15H29ZM29 16H28V17H29ZM40 16H41V15H40ZM49 16H50V15H49ZM55 16H56V14H55ZM66 16H67V15H66ZM100 16H101V15H100ZM111 16H112V14H111ZM124 16H126V15H124ZM124 16H123V18H124ZM127 16H128V15H127ZM131 16H132V15H131ZM145 16H146V15H145ZM145 16H144V17H145ZM150 16H151V14H150ZM152 16H153V14H152ZM160 16H161V15H160ZM184 16H185V15H184ZM184 16L182 17V19L184 18ZM187 16L191 17L192 14H191V16H190V15H187ZM193 16H194V14H193ZM195 16H196V14H195ZM207 16L210 17V15H207ZM207 16H206V17H207ZM218 16H220V15L218 14ZM224 16H225V15H224ZM232 16L234 17V15H231V17H232ZM235 16H236V15H235ZM237 16H238V15H237ZM239 16H240V14H239ZM245 16H246V15H245ZM248 16H249V15H248ZM251 16H252V15H251ZM255 16H256V15H255ZM262 16H263V15H262ZM18 17H20V16L18 15ZM18 17H15V18H18ZM22 17H23V16H22ZM22 17H21V18H22ZM28 17H27V19L30 18V17H29V18H28ZM33 17H35V16L33 15ZM70 17H71V16H70ZM70 17H69V18H70ZM88 17H90V16H88ZM101 17H102V16H101ZM108 17H109V16H108ZM147 17H148V16H147ZM179 17H180V16H178V18H179ZM202 17H203V15H202ZM216 17H217V15H216ZM228 17H229V16H228ZM231 17H230V18H231ZM252 17H254V16H252ZM8 18H9V19H8ZM8 18H7V20H10L11 17H8ZM93 18H94V17H93ZM93 18H92V16H91V19H93ZM102 18H103V17H102ZM104 18H105V17H104ZM104 18H103V19H104ZM115 18H116V15H115ZM128 18H130V16H129ZM128 18H127V19H128ZM132 18H133V17H131V19H132ZM150 18H151V17H150ZM156 18H157V17H156ZM156 18H155V20H156ZM174 18H175V14H174ZM178 18H177V15H176V19H178ZM221 18H222V17H221ZM230 18H226V19H230ZM240 18H242V17L240 16ZM263 18H264V17H263ZM19 19H20V18H19ZM25 19H26V18H25ZM35 19H36V18H35ZM48 19H50V18L48 17ZM48 19H47V17H46V20L49 22V21H51L53 18H51V20H48ZM56 19H57V18H56ZM66 19H67V18H65V20H66ZM95 19H97V18H95ZM116 19H117V18H116ZM131 19H130V20H131ZM133 19H135V18H133ZM133 19H132V20H133ZM176 19H175V20H176ZM187 19H188V18H186L185 20H187ZM189 19H190V18H189ZM191 19H192V18H191ZM196 19H197V18H196ZM256 19H258V18H256ZM260 19H261V18H260ZM7 20H5V21L7 22ZM20 20H21V19H20ZM23 20H24V19H23ZM59 20H60V18H59ZM65 20H62V22L65 21ZM71 20H72V19H70V21H71ZM77 20H78V19H77ZM77 20H75V21H77ZM81 20H83V18H81ZM85 20H86V19H85ZM98 20H99V18L97 19V21H98ZM108 20H109V19L107 18L106 22H107ZM110 20H111V19H110ZM123 20H124V19H123ZM125 20H126V19H125ZM147 20H148V19H147ZM157 20L159 21V19H157ZM160 20H161V18H160ZM168 20H169V19H168ZM170 20H172V19H170ZM170 20H169V21H170ZM193 20H195V18H194ZM236 20H237V19H236ZM240 20H241V19H240ZM240 20H239V21H240ZM249 20H250V19H249ZM254 20H255V18H254ZM15 21H18V20H15ZM30 21H31V20H28L29 23H30ZM43 21H44V20H43ZM67 21H68V20H67ZM101 21H102V20H101ZM112 21H113L112 23H110V22H109V23H110V24H113V23H114L115 21H117V20H115V21L112 20ZM120 21H121V20H120ZM126 21H127V20H126ZM134 21H135V20H134ZM143 21H145V20H143ZM161 21H164V20H161ZM172 21L174 22V19H173ZM188 21H189V20H188ZM208 21H209V20H208ZM219 21H220V19H219ZM231 21H232V19H231ZM1 22H2V19H1ZM10 22H11V20H10ZM12 22H13V21H12ZM18 22H20V21H18ZM25 22H27V21H25ZM28 22H27V24H28ZM33 22H34V21H33ZM54 22L56 23V21H54ZM60 22H61V21H60ZM77 22H80V21H77ZM85 22H86V21H85ZM89 22H91V21H89ZM89 22H88V20H87V23H88V24H89ZM92 22H93V20H92ZM92 22H91V24H92ZM118 22H119V21H118ZM124 22H125V21H124ZM124 22H123V24H124ZM127 22H128V21H127ZM129 22H130V21H129ZM154 22H155V21H154ZM159 22H160V21H159ZM176 22H178V21H176ZM179 22H180V24H181L182 21H179ZM183 22H184V21H183ZM201 22H202V20H201ZM3 23H5V22H3ZM49 23H50V22H49ZM65 23H67V22L65 21L64 23H62L63 25H62V24H61V25H62V26H65V25H64ZM68 23H69V21H68ZM74 23H75V22H74ZM81 23H82V22H81ZM125 23H126V22H125ZM132 23H133V22H132ZM152 23H153V22H152ZM152 23H151V24H152ZM156 23H157V22H156ZM160 23H162V22H160ZM160 23H159V24H160ZM165 23H166V22H165ZM169 23H170V22H169ZM193 23H194V22L192 21V24H193ZM199 23H200V21H199ZM203 23H205V21H204ZM218 23H219V22H218ZM224 23H225V22H224ZM228 23H229V22H228ZM252 23H253V22H252ZM19 24H20V23H19ZM19 24H18V25H19ZM30 24H31V23H30ZM57 24H59V21H58ZM69 24H70V23H69ZM76 24H77V23H76ZM79 24H80V23H79ZM84 24H85V23H84ZM84 24H83V25H84ZM88 24H87V25H88ZM91 24H90V25H91ZM96 24H97V23H96ZM138 24H140V23H138ZM138 24H137V25H138ZM167 24H168V23H167ZM190 24H191V23H190ZM196 24H197V21H196ZM225 24H227V23H225ZM225 24H224V25H225ZM22 25H23V24H22ZM39 25H40V24H39ZM55 25H56V24H55ZM55 25H54V27H55L56 30H57V26H58V25H57V26H55ZM85 25H86V24H85ZM93 25H95V22H94ZM97 25H98V24H97ZM101 25L104 26V24H102V23H101ZM117 25H118V24H117ZM117 25L115 24V27H116ZM131 25H132V24H131ZM133 25H134V24H133ZM154 25H155V23H154ZM165 25H166V24H164V26H165ZM173 25H174V24H173ZM185 25H189L188 22H187ZM197 25H198V24H197ZM197 25H196V26H197ZM199 25H200V24H199ZM201 25H204V24H201ZM243 25H244V23H243ZM246 25H247V23H246ZM248 25H250V23H249ZM248 25H247V26H248ZM261 25H262V24H261ZM261 25H260V26H261ZM263 25H264V24H263ZM263 25H262L261 28H263ZM0 26H1V25H0ZM12 26H13V25H12ZM23 26H24V25H23ZM25 26H26V25H25ZM25 26H24V27H25ZM35 26L38 27V25H35ZM41 26H42V25H41ZM45 26H49V25L45 23ZM51 26L53 27V24H52V23H51ZM51 26H49V27L51 28ZM59 26H60V25H59ZM95 26H96V25H95ZM99 26H100V25H99ZM107 26H109V25H107ZM107 26H106V27H107ZM127 26H128V23H127ZM140 26H141V25H139L138 27L140 28ZM143 26H145V25H143ZM155 26H157V25H155ZM160 26H161V25H160ZM218 26H219V25H218ZM222 26H223V25H222ZM32 27H33V26H32ZM49 27H48V28H49ZM74 27H75V26H74ZM117 27H120V26L118 25ZM145 27H146V26H145ZM150 27H151V26H150ZM169 27H170V26H169ZM182 27H183V26H182ZM184 27H187V26H184ZM190 27H191V26H190ZM201 27H202V26H201ZM230 27H233V26L231 25ZM254 27H255V25H253V28H254ZM48 28L46 29V30H47V33L49 32V31H48ZM50 28H49V29H50ZM58 28H59V27H58ZM65 28H67V25L65 26ZM68 28H69V27H68ZM100 28H101V27H100ZM109 28H110V27H109ZM111 28H113V27H111ZM121 28H122V30H124L123 27H121ZM124 28H126V27H124ZM127 28H128V27H127ZM129 28H130V27H129ZM141 28H142V26H141ZM141 28H140V30H141ZM146 28H147V30L149 29L148 26H147ZM152 28H153V27H152ZM154 28H155V27H154ZM158 28H159V27H158ZM161 28H162V26H161ZM161 28H160V29H161ZM193 28H194V26H193ZM203 28H204V31H205V28H206V27L203 26ZM249 28H250V26H249ZM257 28H259V26H258V27H255V29H257ZM1 29H2V28H1ZM74 29H75V28H74ZM90 29L92 30V28H90ZM105 29H106V31L109 30V29H107V28H105ZM130 29H132V28H130ZM133 29H135V28H133ZM160 29H159V30H160ZM163 29H164V28H163ZM221 29H223V27H222ZM239 29H240V27H239ZM255 29H254V30H255ZM263 29H264V28H263ZM3 30H5V28H3ZM9 30H10V26H9ZM33 30H34V27H33ZM38 30H39V28H38ZM44 30H45V29H44ZM58 30H59V29H58ZM58 30H57V33L59 32ZM61 30H62V28H61ZM68 30H69V29H68ZM81 30H82V29H81ZM91 30H90V31H91ZM93 30H94V29H93ZM95 30H96V29H95ZM95 30H94V32H96ZM102 30H103V29H102ZM127 30H128V29H127ZM127 30H126V31H127ZM137 30H138V28H137ZM142 30H144V28H142ZM156 30H157V29H156ZM156 30H155V31H156ZM174 30H175V29H174ZM200 30H201V28H200ZM206 30H208V29L206 28ZM217 30H218V28H217ZM1 31H2V30H1ZM40 31H41V30H40ZM51 31H52V29H51ZM63 31H64V30H63ZM82 31H83V30H82ZM90 31H89L88 33H91V32H92V31H91V32H90ZM99 31H101V30H99ZM99 31H98V32H99ZM103 31H104V30H103ZM109 31H111V29H110ZM114 31H116V29H115ZM119 31H120V30H119ZM150 31H151V29H150ZM155 31H154V32H155ZM172 31H173V30H172ZM179 31H180V30H179ZM224 31H226V29H225ZM224 31H222V33H223ZM246 31H247V30H246ZM250 31H251V30H250ZM19 32H20V31H19ZM30 32L32 33V31H30ZM42 32H43V31H41L40 33H42ZM44 32H45V31H44ZM53 32H54V31H52V33H53ZM61 32H62V31H61ZM61 32H60L59 34L62 35L63 33H61ZM66 32H67V31H66ZM74 32H75V31H74ZM107 32H108V31H107ZM117 32H118V29H117ZM144 32H146V30H145ZM197 32H198V31H197ZM206 32H207V31H206ZM212 32H213V30H212ZM243 32H245V31H243ZM260 32H261V30H260ZM10 33H11V32H10ZM15 33H16V31H15ZM25 33H27V31H25ZM47 33H46V34H47ZM64 33H65V32H64ZM68 33H69V32H68ZM68 33H65V34L67 35ZM81 33H82V32H80V34H81ZM88 33H87V34H88ZM96 33H97V32H96ZM111 33H113V34L116 35V32H115V33H114V32H111ZM133 33H135V32H133ZM152 33H153V32H152ZM220 33H221V32H219V34H220ZM226 33H227V32H226ZM240 33H241V32H240ZM247 33H248V31H247ZM251 33H252V31H251ZM21 34H23V33H21ZM29 34H30V33H29ZM37 34H38V33H37ZM48 34H49V33H48ZM53 34H54V33H53ZM65 34H64V35H65ZM70 34H71V32H70ZM78 34H79V33H78ZM78 34L75 33V35H76L77 37H80V36H78ZM91 34H94V33L92 32ZM91 34H90V35H91ZM99 34H100V33H99ZM109 34H110V33H109ZM127 34H128V32H127ZM129 34H132V33L129 31ZM137 34H138V33H136V35H137ZM141 34H142V33H141ZM150 34H151V33H149L148 35H150ZM162 34H163V33H162ZM162 34H161V35L159 34V35L162 36ZM204 34H205V33H204ZM219 34H218V35H219ZM224 34H225V33H224ZM224 34H223V35H224ZM232 34H233V33H231V35H232ZM241 34H242V33H241ZM24 35H25V34H24ZM30 35H31V34H30ZM34 35H35V34H34ZM34 35H33V33H32V36H33V37H34ZM40 35H41V34H40ZM50 35H51V34L47 35V37L50 36ZM55 35H56V34H55ZM55 35H54V36H55ZM71 35H74V34H71ZM71 35H67V36H71ZM82 35H84V34H82ZM82 35H81V38H80L81 40H82ZM95 35H96V34H95ZM102 35H103V34H102ZM105 35H107V37H108V34H105ZM105 35H104V36H105ZM111 35H112V34H111ZM119 35H120V34H119ZM133 35H134V34H133ZM153 35H158V33H157V34H154V33H153ZM166 35H167V34H166ZM187 35H188V34H187ZM216 35H217V34H216ZM221 35H222V34H221ZM221 35H219V37H220ZM233 35H234V34H233ZM248 35H249V34H248ZM259 35H261V34H259ZM259 35H257V36H259ZM263 35H264V33H263ZM32 36H31V37H32ZM35 36H36V35H35ZM54 36L52 35L51 37H53L54 40H55V38L58 39L57 37H58L59 35H57V37H56V36L54 37ZM76 36H75V37H72V38H76ZM117 36H118V35H116V37H117ZM141 36H142V35H140V36L138 35V36H135V37H136V38H137V37L141 38ZM183 36H184V35H183ZM191 36H192V35H191ZM193 36H194V35H193ZM195 36H196V35H195ZM213 36L215 37V33H214ZM213 36H212V37H213ZM31 37H30V38H31ZM36 37H37V38H40L41 36L39 37V35H37ZM43 37H44V35H43ZM105 37H106V36H105ZM105 37H104V38L101 37V38L106 39ZM114 37H115V36H114ZM127 37H128V36H127ZM129 37H130V36H129ZM129 37H128V38H129ZM131 37H132V36H131ZM142 37H143V36H142ZM147 37H148V36H147ZM151 37H152V36H151ZM155 37H156V36H155ZM163 37H164V36H163ZM170 37H171V36H170ZM170 37H167V39H171ZM176 37H177V36H176ZM176 37H175V38H176ZM187 37H188V36H187ZM198 37H199V36H198ZM209 37H210V36H209ZM212 37H210V39H211ZM219 37H218V38H219ZM226 37L228 38V35L225 36V38H224L225 40H226ZM234 37H235V35H234ZM238 37H240V36H238ZM238 37H236V38H238ZM259 37H260V36H259ZM10 38H11V36H10ZM10 38H9V40H10ZM45 38H46V37H45ZM45 38H44V39H45ZM53 38H52V40H53ZM61 38H62V37H61ZM66 38H67V37H66ZM84 38H86L85 35H84ZM84 38H83V39H84ZM88 38H89V37H88ZM109 38H111V37H109ZM118 38H120V39H121V42H122V38L119 37V36H118ZM118 38H117V39H118ZM144 38H145V37H143V39H144ZM161 38H162V37H161ZM164 38H166V37H164ZM175 38H174V39H175ZM179 38H180V37H178V39H179ZM202 38H203V36H202ZM204 38H205V37H204ZM206 38H207V36H206ZM243 38H244V37H243ZM243 38H242V39H243ZM254 38H255V37H254ZM5 39H7V38H5ZM13 39H14V38H13ZM18 39H19V36H18ZM32 39H33V38H32ZM34 39H35V38H34ZM48 39L51 40L50 38H48ZM48 39H47V40H48ZM59 39H60V38H59ZM76 39H77V38H76ZM124 39H125V38H123V41H124ZM132 39H134V36L132 37ZM146 39H148V38H146ZM186 39L188 40V38H186ZM212 39H213V38H212ZM214 39H216V37H215ZM262 39H264V38H262ZM14 40H15V39H14ZM25 40H26V39H25ZM45 40H46V39H45ZM52 40H51V41H52ZM64 40H66V39H64ZM68 40H69V39H68ZM81 40H80V41H81ZM89 40H90V39H89ZM92 40H93V39H92ZM106 40H108V39H106ZM110 40L112 41V38H111ZM110 40H108V41H110ZM118 40H119V39H118ZM129 40H130V38H129ZM148 40H149V39H148ZM148 40H147V41H148ZM157 40H158V39H157ZM157 40H154V41L157 42ZM159 40H160V39H159ZM184 40H185V39H184ZM216 40H218V39H216ZM221 40H222V39H221ZM230 40H231V38H230ZM230 40L228 41V39H227L228 42H232V41H230ZM233 40H234V38H233ZM253 40H254V39H253ZM1 41H2V40H1ZM59 41H60V40H59ZM61 41H63V40H61ZM70 41L73 42V41H75V40L72 41V40L70 39ZM70 41H69V42H70ZM98 41H99V40H98ZM98 41H95V40H94L95 44H96V42H98ZM111 41H110V42H111ZM113 41H114V40H113ZM126 41H127V40H126ZM134 41H135V40H134ZM137 41H139V39H138ZM140 41H141V39H140ZM140 41H139V42H140ZM144 41H146V40L144 39ZM151 41H152V40H151ZM154 41H153V42H154ZM188 41L191 42L190 40H188ZM205 41H206V40H205ZM219 41H220V40H219ZM222 41H223V40H222ZM238 41H239V40H238ZM3 42L6 43V40H3ZM3 42H2V43H3ZM11 42H12V41H11ZM30 42H31V41H30ZM40 42H41V43H40V46H41L42 41H40ZM56 42H57V41H55V43H56ZM67 42H68V41H67ZM91 42H93V41H91ZM124 42H125V41H124ZM124 42H122V43H124ZM127 42H129V41H127ZM127 42H126V43H127ZM141 42H142V41H141ZM141 42H140V45H141V46H142V45H146V44H141ZM156 42H155V43H156ZM161 42H162V43H160V44H161V45H164V44H163V41H161ZM170 42L173 44V40L170 41ZM179 42H180V41H179ZM197 42H199V41H197ZM202 42H203V40H202ZM224 42H225V41H223V43H224ZM228 42L226 43V45H228V48H229V50H230L231 44H230V43L228 44ZM55 43L53 44L54 47H55ZM62 43H63V42H62ZM62 43H61V44H62ZM64 43H65V42H64ZM64 43H63V44H64ZM102 43H105V41H103ZM111 43H115V42H111ZM118 43H119V42H118ZM135 43H136V41H135ZM135 43H133V44H135ZM137 43H138V42H137ZM166 43H167V42H166ZM199 43H200V42H199ZM223 43H222V44H223ZM10 44H11V43H10ZM24 44H25V43H24ZM30 44L32 45V43H30ZM30 44H28V45H30ZM38 44H39V43H38ZM59 44H60V43H59ZM65 44H66V43H65ZM87 44H90V43H87ZM92 44H93V43H92ZM97 44H98V43H97ZM108 44H109V42H108ZM116 44H117V43H116ZM119 44H121V43H119ZM119 44H117V46H118ZM131 44H132V40H131ZM131 44H130V42L128 43V45H130V46H131ZM188 44H189V43H188ZM200 44H201V43H200ZM205 44H207V43H205ZM213 44H214V43H213ZM213 44H212V46H210V47H214ZM219 44H220V43H219ZM235 44H236V43H235ZM239 44L243 45L242 47H243V48L245 47V50L247 51V48H248V44H247V42H242V43H239ZM11 45H12V47H13V44H11ZM26 45H27V44H26ZM28 45H27L26 47H29ZM36 45H37V44L35 43V47H36ZM45 45H46V43H45ZM51 45H52V43H51ZM68 45H69V43H68ZM70 45H73V44L70 43ZM70 45H69V46H70ZM93 45H94V44H93ZM135 45H138V44H135ZM155 45H156V44H155ZM198 45H199V44H198ZM207 45H208V44H207ZM210 45H211V44H210ZM215 45H217V43H216ZM236 45H238V43H237ZM253 45H254V44H253ZM0 46H1V45H0ZM8 46H9V45H8ZM8 46H6V47L9 48ZM23 46H25V45H23ZM60 46H61V45H60ZM66 46H67V45H66ZM66 46H65V47H66ZM69 46H68V47H69ZM73 46L75 47V45H73ZM73 46H71V47H72L71 49H74ZM79 46H83V45H79ZM95 46H96V45H95ZM95 46H94L93 48H95ZM102 46H104V44H103ZM108 46H111V45H108ZM114 46H115V44H114ZM151 46H152V47H155L154 44L151 45ZM157 46H158V45H156V48H157ZM181 46H182V45H181ZM188 46H189V45H188ZM234 46H235V45H234ZM1 47H2V46H1ZM1 47H0V48H1ZM16 47H17V46H16ZM19 47H20V46H19ZM54 47H53V49H54ZM62 47H63V46H62ZM65 47H63V48H65ZM85 47H86V46H85ZM88 47H89V45H88ZM98 47H99V46H98ZM98 47H96V48H97L98 50H101V49H99L101 46H100L99 48H98ZM111 47H112V46H111ZM121 47H122V46H121ZM143 47L146 48L147 46H143ZM148 47H149V46H148ZM148 47L146 48L148 51H151V50L153 49V48H151V50H149L150 48L148 49ZM172 47H173V46H172ZM186 47H187V46H186ZM191 47H192V46H191ZM195 47H196V46H195ZM220 47H222V46H219V47H218L219 50H220ZM223 47H224V46H223ZM223 47H222V49H223ZM256 47H257V45L254 47V49H255ZM3 48H5V47H3ZM69 48H70V47H69ZM75 48H76V47H75ZM107 48H109V47H107ZM114 48H116V47H114ZM119 48H120V47H119ZM119 48H117V49H119ZM126 48H127V46H126ZM169 48H170V46H169ZM193 48H194V47H193ZM224 48H225V47H224ZM226 48H227V46H226ZM243 48H241V46H239L238 48L236 47V51H242ZM5 49H6V48H5ZM41 49H42V50H41ZM41 49H40V50L43 51V45H42V48H41ZM47 49H50V48L48 47ZM53 49H52V50H53ZM65 49H66V48H65ZM71 49H70V51H71ZM90 49H91V48H90ZM97 49H96V50H97ZM109 49H111V48H109ZM122 49H123V48H122ZM139 49H140V48H139ZM154 49H155V48H154ZM170 49H171V48H170ZM170 49H169V50H170ZM194 49H195V48H194ZM196 49H197V48H196ZM201 49H203V48L201 47ZM205 49H206V48H205ZM212 49H213V48H212ZM214 49H217V47L214 48ZM222 49H221V50H222ZM2 50H3V49H2ZM16 50H17V48H16ZM18 50H19V49H18ZM23 50H24V49H23ZM31 50H32V47H31L30 51H31ZM55 50H56V47H55ZM57 50H59L58 47H57ZM68 50H69V49H68ZM98 50H97V51H98ZM102 50H103V49H102ZM111 50H112V49H111ZM120 50H121V49H120ZM123 50H124V49H123ZM136 50H138V49H136ZM157 50H158V48H157ZM159 50H160V48H159ZM166 50H167V48H166ZM166 50H165V51H166ZM171 50H172V49H171ZM192 50H193V49H192ZM197 50H198V49H197ZM209 50H210V48H209ZM257 50H258V49H257ZM0 51H1V50H0ZM6 51H8V49H7ZM6 51H3V52H5V54H7ZM13 51H14V50H13ZM36 51H37V49H36ZM49 51L51 52V50H49ZM64 51H65V50H64ZM70 51H69L68 54L71 56L73 53L70 54ZM79 51H80V50H79ZM81 51H82V49H81ZM85 51H86V50H85ZM88 51L90 52L91 50H88V49H87V52H88ZM92 51H93V50H92ZM92 51H91V53H92ZM106 51H107V50H106ZM131 51H132V50H131ZM162 51H163V49H162ZM179 51H180V50H179ZM193 51H196V50H193ZM216 51H217V50H215V51L213 50V52H216ZM222 51H224V49H223ZM225 51H226V49H225ZM231 51H233V49H232ZM20 52H21V51H20ZM20 52H19V53H20ZM27 52H28V51H27ZM27 52H26V53H27ZM46 52H47V51H46ZM50 52H49V53H50ZM55 52H56V51H55ZM58 52H59V51H58ZM65 52H66V51H65ZM67 52H68V51H67ZM67 52H66V53H67ZM72 52H73V51H72ZM93 52H94V51H93ZM104 52H105V51H104ZM111 52H112V51H111ZM113 52H114V51H113ZM127 52H128V51H127ZM136 52H137V51H136ZM139 52H140V51H138V53H139ZM143 52H144V51H143ZM143 52H140V53H141L140 56L143 54ZM158 52H159V51H158ZM166 52H168V50H167ZM186 52H187V51H186ZM197 52H198V51H197ZM203 52H205V51H203ZM218 52H219V51H218ZM218 52H217V53H218ZM250 52H251V51H250ZM26 53H25V50H24V55H25V56H27ZM28 53H29V52H28ZM44 53H45V52H44ZM66 53L63 54V55H66ZM85 53H86V52H85ZM91 53H90V54H91ZM94 53H95V52H94ZM107 53H108V52H107ZM109 53H110V51H109ZM115 53H117L116 55L119 54V56H120V53H118V52H116V51H115ZM128 53H129V52H128ZM132 53H135V50H133ZM154 53H156V52L154 51ZM168 53L171 54V52H168ZM181 53H182V52H181ZM195 53H196V52H195ZM201 53H202V52H201ZM206 53L208 54L209 52H206ZM206 53H205V54H206ZM210 53H211V52H210ZM217 53H216V55H217ZM232 53H233V52H232ZM241 53H242V52H240V54H241ZM259 53H260V52H259ZM259 53H257V52L255 53V55H254V56H255V60L257 59V58H256V57H257L256 54H259ZM261 53L263 54L264 52H261ZM261 53H260V54H261ZM5 54H2V55H5ZM22 54H23V52H22ZM45 54H46V53H45ZM55 54L58 55L59 57L61 56L60 53L58 54V53L56 52ZM76 54H77V53H76ZM79 54L81 55L82 53H79ZM79 54H77V57H79ZM100 54H102V52H101ZM104 54H105V53H104ZM121 54H125V51L122 52ZM135 54H136V53H135ZM144 54H145V53H144ZM144 54H143V55H144ZM151 54H152V56H153V53H151ZM158 54H159V53H158ZM161 54H163V53H161ZM170 54H169V55H170ZM172 54H173L174 56H176L175 53H174V51L172 52ZM190 54H191V53H190ZM212 54H213V53H212ZM221 54L223 55L222 52H221ZM224 54L226 55V53H224ZM234 54H235V52H234ZM246 54H248V53H246ZM2 55H1V56H2ZM47 55H48V54H47ZM52 55H54V53H52ZM73 55H74V54H73ZM73 55H72V57H73ZM82 55H85V54L83 53ZM95 55H96V54H95ZM109 55H110V54H109ZM109 55H107V58H108ZM112 55H113V54L111 53V56H112ZM125 55L128 56L127 54H125ZM136 55H139V54H136ZM136 55L133 54V56H136ZM156 55H157V53H156ZM164 55H165V53H164ZM167 55H168V54H166V56H167ZM169 55H168V57L170 58ZM173 55H172V56H173ZM191 55H192V54H191ZM227 55H228V53H227ZM10 56H11V54H10ZM16 56H17V55H16ZM18 56H19V55H18ZM21 56H22V55H21ZM35 56H36V54H35ZM39 56H40V54H39ZM41 56H42V54H41ZM74 56H75V55H74ZM85 56H86V55H85ZM92 56H93V55H92ZM97 56L99 57V54H98ZM101 56H102V55H100V59H102V57H104V56H102V57H101ZM131 56H132V55H131ZM144 56H145V55H144ZM147 56H148V55H146V57H147ZM172 56H171V58H172ZM217 56H220V55H217ZM2 57H3V56H2ZM8 57H9V55L7 56V60H8ZM44 57H45V56H44ZM46 57H47V60H48L49 57H48V56H46ZM66 57H67V56H66ZM75 57H76V56H75ZM113 57H114V56H113ZM121 57H122V56H121ZM157 57H160V56L157 55ZM168 57H167V58H168ZM179 57H180V56H179ZM192 57H193V58L195 57L194 60H196V54H195V56L192 55ZM192 57H191V58H192ZM220 57H221V56H220ZM223 57L227 60V58H226L225 56H223ZM258 57H259V56H258ZM261 57H264V56L261 55L259 58H261ZM5 58H6V57H5ZM5 58H3V60H5ZM12 58H13V57H12ZM22 58H23V57H22ZM50 58H52V57L50 56ZM55 58H56V56L54 57V59H55ZM63 58L65 59V57H63ZM67 58L69 59L70 57L68 56ZM73 58H74V57H73ZM73 58H72V59H73ZM82 58H83V57H82ZM88 58H89V57H88ZM88 58H87V59H88ZM91 58H92V57H91ZM95 58H97V57H95ZM95 58H93V59H95ZM152 58H153V57H152ZM155 58H156V57H155ZM162 58H163V57H162ZM169 58H168V59H169ZM201 58H202V57H201ZM208 58H209V57H208ZM10 59H11V58H10ZM16 59H17V58H16ZM16 59H15V60H16ZM18 59H19V58H18ZM52 59H53V58H52ZM68 59H66V60H68ZM74 59H75V58H74ZM74 59L71 60V63H73L72 61H74ZM76 59H78V58H76ZM85 59H86V58H85ZM89 59H90V58H89ZM93 59H92V60H93ZM97 59H99V58H97ZM111 59H112V57H111ZM113 59L115 60V57H114ZM116 59H117V58H116ZM123 59H125V58H123ZM150 59H151V57H150ZM150 59H149V60H150ZM156 59H157V58H156ZM173 59H174V58H173ZM176 59H178V57L174 59V60L176 61V64H177V60H176ZM197 59H198V57H197ZM220 59H221V58H220ZM220 59H219L218 61H220ZM232 59H233V56H232ZM263 59H264V58H263ZM263 59H262V60H263ZM1 60H2V59H1ZM1 60H0V62H1ZM45 60H46V58H45ZM47 60H46V61H47ZM57 60H58V61H62L63 59L61 60V57H60V60H59V59H56V61H57ZM69 60H70V59H69ZM69 60H68V61H69ZM80 60H81V59H80ZM106 60H107V59H106ZM117 60H121V59H117ZM117 60H116V61H117ZM135 60H136V59H135ZM144 60H145V59H144ZM151 60H152V59H151ZM162 60L164 61V59H162ZM165 60H166V58H165ZM170 60H171V59H170ZM170 60H169V61H170ZM178 60H181V59L179 58ZM202 60H204V58H202ZM202 60H201V62H202ZM208 60H209V59H206L205 61L207 62ZM216 60H217V59H216ZM240 60H241V59H240ZM8 61H10V60H8ZM17 61H19V60H17ZM63 61H64V60H63ZM76 61H77V60H75V62H76ZM86 61H87V60H86ZM89 61L91 62V59H90ZM97 61H98V60H97ZM103 61H105V60H103ZM109 61H110V60H109ZM116 61H115L114 66H111L112 64H111V65H109V64H107V63L104 64L106 61H105L102 65H103V66H104V65H109V67H112V68H113V67H115V65H116ZM130 61H131V59H130ZM133 61H134V60H133ZM157 61H158V60H157ZM163 61H161V62L163 63ZM181 61H182V60H181ZM191 61H192V59H191ZM230 61H231V59H230ZM232 61H233V60H232ZM243 61L246 62V60H243ZM243 61L241 62L242 64H244ZM248 61H249V63L251 62L250 59H249ZM252 61H254V59H252ZM11 62H12V61H11ZM54 62H55V61H54ZM66 62H67V61H66ZM75 62H74V63H75ZM77 62H78V61H77ZM83 62H84V61H83ZM83 62H82V63H83ZM90 62H89V63H90ZM125 62L127 63V61H125ZM161 62L159 61V62H157V63H160V64H161ZM165 62H166V61H165ZM179 62H180V61H179ZM186 62H187V61H186ZM194 62H195V61H194ZM197 62H198V61H197ZM208 62H209V61H208ZM257 62H258V60H257ZM259 62H260V61H259ZM8 63H9V62H8ZM13 63H14V61H13ZM24 63H25V61H24ZM40 63H41V62H40ZM69 63H70V62H69ZM100 63H101V62H100ZM109 63H110V62H109ZM121 63H122V62H121ZM132 63H133V62H131L130 67H131ZM139 63H140V62H139ZM141 63H143L142 60H141ZM148 63H149V62H148ZM148 63H147V64H148ZM152 63H153V62H152ZM155 63H156V62H155ZM155 63H154V65H155ZM168 63H169V62H168ZM171 63H172V62H171ZM184 63H185V62H184ZM188 63H189V62H188ZM210 63H211V59H210ZM2 64H5V62H3ZM9 64H10V63H9ZM42 64H43V63H42ZM53 64H54V63H53ZM60 64H61V63H60ZM79 64H80V63H79ZM97 64H99V63H97ZM97 64H96V65H97ZM123 64H124V63H123ZM147 64H146V65H147ZM174 64H175V63H174ZM179 64H180V65H179ZM179 64H178L177 66H181V63H179ZM186 64H187V63H186ZM189 64H190V66L192 65V63H189ZM204 64H205V63H204ZM211 64H213V62H212ZM260 64H261V62H260ZM262 64H263V62H262ZM262 64H261V65H262ZM6 65H7V64H5V66H6ZM12 65H14V64H12ZM27 65H28V62H27ZM56 65H57V63H56ZM67 65H68V64H66V66H67ZM86 65H87V64H86ZM93 65H95V64H93ZM118 65H119V63H118ZM120 65H121V64H120ZM120 65H119V66H120ZM133 65H134V64H133ZM135 65H138V64H135ZM146 65H145V66H146ZM150 65H151V64H149V65L147 66L148 69H149V66H150ZM154 65L152 64V66H154ZM172 65H173V64H172ZM184 65H185V64H184ZM194 65L196 66V63H195V64L193 63V66H194ZM220 65L222 66V63H220ZM236 65H237V64H235V66H236ZM238 65H239V64H238ZM251 65H252V64H251ZM255 65H256V63H254V66H255ZM261 65H260V66H261ZM263 65H264V64H263ZM0 66H1V65H0ZM42 66H43V65H42ZM47 66H48V64H47ZM47 66H46V67H47ZM49 66H52V65H49ZM59 66H60V65H59V62H58V67H59ZM100 66H101V65H100ZM121 66H122V65H121ZM128 66H129V65H128ZM139 66H141V65H139ZM152 66H150V67H152ZM164 66H165V65H164ZM182 66H183V64H182ZM195 66H194V67H195ZM211 66H212V65H211ZM217 66H218V65H216V67H217ZM232 66H233V65H232ZM235 66H234V67H235ZM7 67H8V66H7ZM30 67H31V65H30ZM43 67H45V66H43ZM62 67H63V66H62ZM62 67H59V68H60L61 71L63 72L62 69H65V70H66V68H64V67L62 68ZM71 67H72V66H71ZM82 67H83V64H82ZM88 67H90V66L88 65ZM96 67H97V66H96ZM125 67H126V66H125ZM142 67H143V66H142ZM161 67H162V66H161ZM171 67H172L171 69H173V68H174V65L171 66ZM196 67H197V66H196ZM207 67H208V66H207ZM209 67H210V66H209ZM239 67H240V66H239ZM243 67H245V69H246V66H243ZM255 67H256V66H255ZM263 67H264V66H263ZM263 67H262V68H263ZM14 68H15V67H14ZM19 68H20V67H19ZM36 68H37V67H36ZM59 68H58V70H60ZM76 68H78V67L76 66ZM79 68H80V67H79ZM79 68H78L77 70H79ZM93 68H94V67H93ZM106 68H107V67H106ZM116 68H117V67H116ZM118 68H122V67H118ZM118 68H117V69H118ZM128 68H129V67H128ZM132 68H133V66H132ZM137 68H139V67H137ZM137 68H136V69H137ZM175 68H177V67H175ZM204 68H205V65H204ZM213 68H214V67H213ZM220 68L222 69V67H220ZM225 68H226V67H225ZM236 68H237V67H236ZM240 68H242V66H241ZM240 68H239V69H240ZM253 68H254V67H253ZM256 68H257V67H256ZM262 68L260 67V69H262ZM1 69H2V68H1ZM21 69H22V68H21ZM27 69H28V68H27ZM30 69H31V68H30ZM33 69H34V68H33ZM74 69H75V68H74ZM84 69H85V68H84ZM84 69H83V70H84ZM91 69H92V67H91ZM94 69H95V68H94ZM103 69H105V67H104ZM133 69H134V68H133ZM153 69H155V68L153 67ZM159 69H161V68L159 67ZM163 69H165V68H163ZM167 69H168V66H167ZM171 69H170V71H171ZM181 69H182V68H181ZM210 69H211V68H210ZM242 69H243V68H242ZM249 69H250V72H251L252 68H249ZM2 70H3V69H2ZM5 70H7V69H5ZM25 70H26V67H25ZM56 70H57V69L54 70V73H55ZM71 70L74 71L73 69H71ZM71 70L68 69V70H66V71L71 72ZM80 70H82V69H80ZM80 70H79V71H80ZM89 70H90V69H89ZM96 70H97V69H96ZM100 70H102V69H100ZM106 70H107V69H106ZM114 70H116V69L113 68V71H114ZM120 70H121V69H120ZM120 70H119V71H120ZM123 70H124V69H123ZM140 70H141V69H140ZM143 70H144V69H143ZM143 70H142V71H143ZM157 70H158V68H157ZM178 70H179V68H178ZM191 70L194 71V69H192V68H191ZM195 70H196V68H195ZM230 70L233 71V68H232V69L230 68ZM262 70H263V69H262ZM262 70H260V71H261V74H262ZM20 71H21V70H20ZM35 71H36V69H35ZM50 71H51V70H50ZM50 71H48V72H50ZM86 71H87V70H86ZM103 71H105V70H103ZM110 71H111V70H110ZM124 71H125V70H124ZM129 71H130V70H129ZM135 71H136V70H135ZM155 71H156V70H155ZM155 71H154V72H155ZM172 71H176V70H172ZM202 71H203V70H202ZM214 71H215V70H214ZM237 71H238V70H237ZM237 71H236V72H237ZM239 71L242 72V70H239ZM243 71H244V70H243ZM18 72H19V71H18ZM21 72H23V71H21ZM57 72H59V71H57ZM62 72H60L59 74H61ZM76 72H77V71H76ZM87 72H88V71H87ZM99 72H100V71H99ZM120 72H123V71H120ZM127 72H128V71H127ZM127 72H126V74H131L130 72H128V73H127ZM140 72H141V71H140ZM145 72H147V69H146ZM145 72H142V75H143V73H144V75H145ZM152 72H153V71H152ZM152 72H150V73H152ZM167 72H168V71H167ZM167 72L164 71V73H167ZM190 72H192V71H190ZM196 72H197V71H196ZM219 72H220V70H219ZM252 72H253V70H252ZM257 72H258V70H257ZM263 72H264V70H263ZM16 73H17V72H16ZM67 73H68V72H67ZM72 73H73V72H71V74H72ZM74 73H75V72H74ZM74 73H73V74H74ZM96 73H98V71H97ZM108 73H110V72H108ZM118 73H119V72H118ZM138 73H139V72H138ZM155 73H156V72H155ZM155 73H154V75H156ZM174 73H175V72H174ZM176 73H177V75H178V72H176ZM188 73H189V72H188ZM220 73H221V72H220ZM234 73H235V72H233V74H234ZM237 73H239V72H237ZM253 73H256V72H253ZM6 74H7V72H6ZM25 74H26V72H25ZM29 74H30V73H29ZM49 74H50V73H49ZM68 74H69L68 76H72L70 73H68ZM119 74H120V73H119ZM122 74H123V73H122ZM124 74H125V73H124ZM147 74H148V73H147ZM152 74H153V73H152ZM160 74H161V73H160ZM183 74H184V73H182V75H183ZM186 74H187V73H185V75H186ZM208 74H209V73H208ZM211 74H212V72H211ZM229 74H231V73H229ZM235 74H236V73H235ZM243 74H244V73H243ZM248 74H249V71H248ZM44 75H45V74H44ZM50 75H52V74H50ZM50 75H49V76H50ZM63 75H64V77H65V76L67 77V74L64 73ZM77 75H78V77H79V74H77ZM84 75H85V74H84ZM90 75H91V74H90ZM94 75H95V74H94ZM100 75H101V74H100ZM100 75H99V76H100ZM102 75H104V74H102ZM102 75H101V76H102ZM112 75H114V74H112ZM133 75H136V74L134 73V71H133ZM137 75H138V74H137ZM148 75H149L148 78H150V74H148ZM161 75H163V73H162ZM171 75H172V74H171ZM177 75H174V76H177ZM191 75H192V73H191ZM215 75H216V76H215L214 79H215V80H218V79L220 78V75H217L216 73H215ZM239 75H241V74H239ZM257 75H258V74H257ZM259 75H260V74H259ZM20 76H21V75H20ZM47 76H48V75H47ZM56 76H57V75H56ZM74 76L77 77L76 75H73V77H69V79H71V78H72V79H73V78L75 79ZM82 76H83V75H82ZM85 76H86V75H85ZM87 76H88V75H87ZM106 76H107V75H106ZM106 76H105V79L108 77V76H107V77H106ZM115 76H117V73H116ZM119 76H121V75H119ZM123 76H124V75H123ZM123 76H121V77H123ZM130 76H131V75H130ZM130 76L127 75V77H126V75H125V76H124V80L127 79V78H129ZM139 76H140V75H139ZM139 76H138V77H139ZM151 76H152V75H151ZM159 76H160V75H159ZM163 76H165V75H163ZM168 76H170V73H169ZM174 76H172L173 78H172V77H171V78L174 79V78H175ZM195 76H196V75H195ZM204 76H205V75H204ZM212 76H213V75H212ZM228 76H229V75H228ZM233 76H234V75H233ZM233 76L231 75V77H230V76H229V77L232 78ZM237 76H238V75H237ZM247 76H248V75H246V77H247ZM250 76H251V78L254 79V77H255L256 75L252 76L251 73H250ZM250 76H248L247 78H249ZM3 77H6V76L3 75ZM18 77H19V76H18ZM27 77H28V76H27ZM33 77H34V76H33ZM33 77H32V78H33ZM36 77H37V76H35V78H36ZM50 77H51V76H50ZM131 77H132V81H133V76H131ZM138 77H137V78H138ZM142 77H143V76H142ZM145 77H146V76H145ZM165 77L168 78V77H167V74H166ZM187 77H188V76H187ZM198 77H199V76H198ZM226 77H227V75H226ZM234 77H235V76H234ZM243 77H245V76L243 75ZM260 77H262V76H260ZM260 77H259V78H260ZM47 78H48V77H47ZM57 78H58V76H57ZM81 78H82V77H81ZM86 78H88V77H86ZM109 78H110V77H108V81H109ZM135 78H136V77H135ZM137 78H136V80H138ZM143 78H144V77H143ZM143 78H140V79L142 80ZM153 78H154V77H153ZM157 78H158V77H157ZM169 78H170V77H169ZM180 78H181V77H180ZM194 78H195V77H194ZM227 78H228V77H227ZM237 78H239V77H237ZM241 78H242V75H241ZM251 78H250V79H251ZM256 78H257V76H256ZM259 78L256 79L258 82H259ZM48 79H49V78H48ZM48 79H47V80H48ZM59 79H60V77H59ZM59 79L55 80V83H58V84H59L60 81H63V80H60V81H59ZM65 79H66V81H67V78H65ZM77 79H78V78H77ZM84 79H85V78H84ZM84 79H83V80H84ZM98 79H99V77H98ZM105 79L103 78V80H105ZM113 79H114V78H113ZM113 79L110 78V82H111V83H114V82H112V81H115V82H116V79H115V80H113ZM176 79H177V78H176ZM185 79H186V78H185ZM196 79H197V78H196ZM196 79H195V81H197ZM223 79H225V77H224ZM244 79H245V78H244ZM253 79H252V80H253ZM5 80H6V79H5ZM37 80H39V81H38V83H39V82H40V79H38V77H37ZM41 80H43V79H41ZM44 80H45V79H44ZM83 80H82V81H83ZM88 80H89V79H88ZM88 80H87V82H88ZM91 80H94V79L91 78ZM95 80H96V79H95ZM106 80H107V79H106ZM127 80H129V79H127ZM130 80H131V78H130ZM134 80H135V79H134ZM143 80H144V79H143ZM150 80L152 81L153 79H150ZM150 80H149V81H150ZM186 80H187V79H186ZM225 80H226V79H225ZM225 80H224V81H225ZM232 80H233V78H232ZM232 80H231V81H232ZM241 80L243 81V79H241ZM241 80H240V81H241ZM252 80H251V81H252ZM1 81H2V80H1ZM51 81H52V80H51ZM56 81H57V82H56ZM58 81H59V82H58ZM72 81H73V80H72ZM74 81H75V80H74ZM97 81H98V80H97ZM119 81H121V79H120ZM138 81H139V80H138ZM144 81H146V79H145ZM158 81H159V79H158ZM163 81H164V79H163ZM165 81H166V80H165ZM165 81H164V82H165ZM192 81H193V80H192ZM195 81H193L192 83H194ZM200 81H201V80H200ZM205 81H206V79H205ZM209 81H214V80H209ZM235 81H236V80H235ZM237 81L239 82V80H237ZM237 81H236V82H237ZM242 81L240 82V84H241V83H244V82H242ZM251 81H250V82H251ZM253 81H255V79H254ZM253 81H252V82H253ZM9 82H10V81H9ZM29 82H31V80H30ZM46 82H47V81H46ZM52 82H53V81H52ZM122 82H123V81H122ZM140 82H141V81H140ZM146 82H148V81H146ZM156 82H157V81H156ZM156 82H152V83L154 84V83H156ZM168 82L170 83V81H168ZM172 82L174 83L175 81L172 80ZM176 82H177V80H176ZM190 82H191V81H190ZM207 82H208V79H207ZM225 82H226V83H224V84H227V82H229V80H227V81H225ZM245 82L247 83V81H245ZM250 82L248 81V83H250ZM252 82H251V83H252ZM260 82H261V79H260ZM260 82H259V83H260ZM32 83H33V80H32ZM32 83H31V84H32ZM35 83H36V82H34L33 84H35ZM41 83H42V82H41ZM48 83H49V82H48ZM64 83H65V81L63 82V84H64ZM67 83H68V82H67ZM89 83H90V85H91V84L94 83V82L91 81V82H89ZM123 83H124L123 85L126 84V82H123ZM128 83H129V82H128ZM130 83H131V82H130ZM130 83H129V84H126V86H130ZM142 83H143V82H142ZM150 83H151V82H150ZM152 83L150 84L151 86H152ZM255 83H256V81L254 82V85H255ZM263 83H264V82L262 81V84H263ZM58 84H57V85H58ZM63 84L61 83V86H62ZM121 84H122V83H120V85H121ZM134 84H135V83H134ZM134 84H133V86H134ZM167 84H168V83H167ZM167 84H164V86H165V85L167 86ZM171 84H172V83H170V85H171ZM186 84H187V83H186ZM186 84H185V85H186ZM214 84H215V83H214ZM218 84H219V81H218ZM220 84H221V83H220ZM233 84H235V83H232L231 85H233ZM52 85H53V83H52ZM57 85H56V87L59 86V85H58V86H57ZM72 85H73V84H72ZM72 85H71V86H72ZM76 85H77V84H74L73 86H76ZM81 85H82V84H81ZM98 85H99V83H98ZM112 85H113V84H111V86H112ZM115 85H118V84H115ZM131 85H132V83H131ZM136 85L139 86V84H138L137 82H136ZM145 85H146V84H145ZM154 85H155V84H154ZM156 85H158V84L156 83ZM159 85H160V84H159ZM188 85H189V83H188ZM190 85H191V84H190ZM196 85H197V84H196ZM196 85H195V86H196ZM203 85H204V84H203ZM208 85H209V82H208ZM210 85H211V83H210ZM210 85H209V86H210ZM228 85H229V84H228ZM236 85H237V84H236ZM241 85H242V84H241ZM243 85H244V84H243ZM252 85H253V84H252ZM260 85H261V84H260ZM260 85H259V86H260ZM8 86H9V85H8ZM10 86H12V84H11ZM34 86H36V84H35ZM63 86H64V85H63ZM66 86H69V85H66ZM78 86H79V85H78ZM78 86H77V87H78ZM83 86H85V85H83ZM101 86H102V85H101ZM111 86H110V87H111ZM113 86H114V85H113ZM121 86H122V85H121ZM133 86H132V88H131V86H130V88L133 89ZM148 86H149V84H148ZM160 86H161V85H160ZM162 86H163V85H162ZM209 86H208V87H209ZM213 86H214V85H213ZM248 86L251 87V85H248ZM256 86H258V83H256ZM2 87H5V86H2ZM43 87H44V86H43ZM46 87H48V85H47ZM50 87H51V90H52V87H53V86L50 85ZM86 87H89V86H86ZM95 87H96V86H95ZM114 87L116 88V86H114ZM135 87H137V86H135ZM149 87H150V86H149ZM154 87H155V86H154ZM173 87H174V86H173ZM173 87H172V88H171V87L168 88V90H169V89L172 90V89L175 88V87H174V88H173ZM183 87H184V86H183ZM193 87H194V86H193ZM197 87H198V86H197ZM224 87H225V86H224ZM229 87H230V86H229ZM245 87H246V85H245ZM250 87H248V89H249ZM252 87H253V86H252ZM0 88H1V87H0ZM11 88H12V87H11ZM40 88H41V85H40ZM71 88H72V87H70V91H71ZM108 88H109V87H108ZM108 88H107V89H108ZM117 88H118V87H117ZM123 88H124V87H123ZM128 88H129V87H128ZM142 88H144V87H141V90H142ZM151 88H152V87H150L149 90H151ZM156 88H162V87H156ZM185 88H186V87L181 88V89H185ZM187 88H189V86H187ZM195 88H196V87H195ZM231 88H232V86H231ZM253 88H254V87H253ZM256 88H257V87H256ZM2 89H3V88H2ZM5 89H9V88H5ZM19 89H20V88H19ZM25 89H26V88H25ZM27 89H28V87H27ZM53 89H54V87H53ZM55 89H56V88H55ZM55 89H54V90H55ZM57 89H58V88H57ZM64 89H65V88H64ZM77 89H78V88H77ZM80 89H82V87H80ZM86 89H88V88H86ZM86 89H85V90H86ZM90 89H91V88H90ZM92 89H93V88H92ZM95 89H97V87H96ZM98 89H99V87H98ZM126 89H127V88H126ZM135 89H136L137 92H138V89H139V88H138V89L135 88ZM135 89L131 90L130 92L135 91ZM147 89H148V88H147ZM154 89H155V88H153V89L151 90V92H152V91L154 92ZM163 89H164V88H163ZM163 89H160V90L163 91ZM221 89H223V87H221ZM221 89H220V90H221ZM226 89H227V88H226ZM254 89H255V88H254ZM38 90H39V88H38ZM45 90H46V89H45ZM59 90H60V91L63 90V87H62V89H61L60 86H59ZM66 90H67V89H66ZM68 90H69V88H68ZM68 90H67V91H68ZM72 90H73V89H72ZM88 90H89V89H88ZM102 90H104V89H102ZM119 90H121V88H120ZM124 90H125V89H124ZM124 90L122 91V93L124 92L123 94H125V91H124ZM144 90H145V89H144ZM155 90H158V89H155ZM164 90H165V89H164ZM175 90H176V88H175ZM191 90H192V89H191ZM194 90H195V89H194ZM223 90H225V89H223ZM227 90H228V89H227ZM1 91H2V90H1ZM1 91H0V92H1ZM6 91H8V90H6ZM11 91H12V90H11ZM34 91H35V90H34ZM40 91H43V90H40ZM67 91H66V92H67ZM73 91H74V90H73ZM73 91H71V92L73 93ZM90 91H91V90H90ZM99 91H100V90H99ZM105 91H107V90H104V92H105ZM108 91H109V90H108ZM126 91H127V90H126ZM128 91H129V89H128ZM139 91H140V89H139ZM161 91H160V94H161V95H162L164 92H166V91H163V93H162ZM192 91H193V90H192ZM218 91H219V90H218ZM221 91H222V90H221ZM228 91H230V90H228ZM244 91H245V90H244ZM246 91H247V90H246ZM248 91H249V90H248ZM19 92H20V91H19ZM24 92H25V91H24ZM24 92H23L24 95L21 93V94L23 95V97L25 96V93H24ZM30 92H32V91H30ZM36 92H37V90H36ZM45 92L47 93V91H45ZM55 92H56V90H55ZM63 92H64V90H63ZM63 92H62V93H63ZM66 92H65V94H66ZM79 92H84V91H83V89H82V91L80 90ZM85 92H86V91H85ZM85 92H84V93H85ZM91 92H92V91H91ZM93 92H94V91H93ZM104 92H103V93H104ZM115 92H116V93H117V92L120 93V91H115ZM153 92H152V93H153ZM169 92H170V90H169ZM171 92H172V91H171ZM171 92H170V93H171ZM174 92H175V91H174ZM203 92H204V89H203ZM207 92H208V91H207ZM222 92H224V91H222ZM231 92H232L233 94H236V95L238 94V95H237L238 97L242 96V93L238 91V87H233L232 90H231ZM231 92H230V93H231ZM250 92H251V91H249V95H250V94H253V93H255V92H257V93L255 94L256 97H259V99L257 98V100H258L259 102L262 101V103H264V102H263V101H264V85H263V86L261 85V87H258L256 91L253 92V90H252V92H251V93H250ZM2 93H3V92H2ZM8 93H9V92H8ZM26 93H27V92H26ZM38 93H39V92H38ZM46 93H45V94H46ZM50 93H51V92H50ZM58 93H59V92H58ZM107 93H108V92H107ZM110 93H112V92L109 91V93H108L107 95L109 96ZM127 93H128V92H127ZM133 93H135V92H133ZM133 93H132V94H133ZM139 93H140V92H138V94H139ZM154 93H157V92H154ZM166 93H167V92H166ZM170 93H168V96H169ZM175 93H176V92H175ZM197 93H198V92H197ZM197 93H196V94H197ZM225 93H226V92H225ZM225 93H224V94H225ZM228 93H229V92H228ZM239 93H241V94L239 95ZM3 94H5V93H3ZM18 94H19V93H18ZM39 94H41V92H40ZM54 94H55V96H56L57 92L54 93ZM74 94H77V93H74ZM78 94H79V93H78ZM104 94H105V93H104ZM104 94H103V95H104ZM123 94H122V96H123ZM140 94H141V93H140ZM143 94H144V93H143ZM143 94H142V95H143ZM146 94H147V93H146ZM160 94H157V95H159V97H160ZM196 94H195V95H196ZM210 94H211V93H210ZM210 94H209V95H210ZM6 95H7V94H6ZM11 95H12V96H11ZM11 95H10V97H9L10 99H11V97H13V96H14V99H15V97H16V99H17V95H16V96H15V94H11ZM22 95H21V96H22ZM33 95H34V94H33ZM50 95H52V94H50ZM62 95H64V94H62ZM79 95H80V94H79ZM81 95H82V94H81ZM91 95H93V94H91ZM94 95H95V94H94ZM98 95H100V93H99ZM113 95H114V94H113ZM113 95H112V96H113ZM117 95H118V94H117ZM125 95H129V93H128V94H125ZM144 95H145V94H144ZM144 95H143V98H144ZM172 95L174 96L173 93H172ZM172 95H171V96H172ZM190 95H191V94H190ZM193 95H194V94H193ZM195 95H194V96H195ZM219 95H220V93L217 95L218 98H219ZM221 95H222V94H221ZM244 95H245V94H244ZM0 96H1V95H0ZM3 96H5V95H3ZM55 96H54V97H55ZM58 96H59V95H58ZM105 96H106V95H105ZM112 96H110V97H112ZM145 96H146V95H145ZM173 96H172V97H173ZM197 96H198V95H197ZM1 97H2V96H1ZM39 97H41V96H39ZM52 97H53V96H52ZM54 97H53V98H54ZM69 97H70V95H69ZM69 97H68V98H69ZM82 97H84V96H82ZM85 97H86V96H85ZM87 97H89V94H88ZM92 97H93V96H92ZM92 97H91V98H92ZM98 97L100 98L101 96H98ZM118 97H120V96H118ZM123 97H124V99H125V96H123ZM140 97H142V96H140ZM146 97H147V96H146ZM159 97H158V98H159ZM165 97H166V95H165ZM175 97H176V96H174V98H175ZM178 97H179V96H178ZM210 97H211V96H210ZM214 97H216V96H214ZM244 97H245V96H244ZM256 97H255V98H256ZM19 98H22V97H18V99H19ZM50 98H51V97H50ZM56 98H57V97H56ZM59 98H61V97H59ZM79 98H80V97H79ZM102 98H104V97L102 96ZM113 98H114V97H113ZM120 98H121V97H120ZM127 98H128V96H127ZM127 98H126V100H127ZM132 98L134 99V97H132ZM138 98H139V97H138ZM150 98H151V97H150ZM152 98H153V97H152ZM160 98H161L162 100H164L163 97H160ZM169 98H170V96H169ZM179 98H181V97H179ZM211 98H212V97H211ZM18 99H17V100H18ZM44 99H46V98L44 97ZM57 99H58V98H57ZM61 99H62V98H61ZM66 99H67V98H66ZM73 99H74V96H73ZM81 99H82V101H83V100L85 101V98H80V100H81ZM86 99H87V98H86ZM92 99H93V98H92ZM96 99H97V97H96ZM100 99H101V98H100ZM104 99H105V98H104ZM118 99H119V98H118ZM128 99H130V98H128ZM133 99H132V100H133ZM145 99H146V98H145ZM145 99H144V100H145ZM148 99H149V98H147V100H148ZM161 99H160V100H161ZM167 99H168V98H167ZM176 99H177V98H176ZM176 99H174V100H176ZM206 99H207V98H206ZM244 99H245V98H244ZM244 99H243V100H244ZM247 99H248V98H247ZM249 99L251 100V98H249ZM249 99H248L247 101H249ZM6 100H7V99H6ZM11 100H12V99H11ZM11 100H10V101H11ZM40 100H41V99H39L38 102H39ZM49 100H50V99H49ZM54 100H55V99H54ZM71 100H72V96H71ZM71 100H70V98H69V101H68V102H70ZM80 100H79V101H80ZM106 100H107V99H106ZM120 100H122V98H121ZM126 100H125L124 102L127 103ZM130 100H131V99H130ZM130 100H129L128 102H130ZM139 100H140V98H139ZM147 100H146V101H147ZM196 100H197V98H196ZM215 100H216V98H215ZM220 100H222V98H221ZM227 100H228V99H227ZM227 100H225V101H227ZM229 100L232 101L231 105L233 106V108H232L233 110H234V108L237 109V110H238V109L241 110V108H240V107L238 108V105H237L235 102H233L232 99H229ZM257 100H256V101H257ZM7 101H9V99H8ZM25 101H26V100H25ZM29 101H30V100H29ZM43 101H46V100H43ZM50 101H52V100H50ZM59 101H61V100H59ZM72 101H73V100H72ZM90 101H91V100H90ZM90 101H88V102H90ZM107 101H110V100H107ZM107 101H105V103H106ZM112 101H113V100H112ZM134 101H135V99H134ZM141 101L143 102V100H141ZM149 101H151V99L148 100V102L146 103V105H148V103H150ZM156 101H157V100H156ZM156 101H155V102H156ZM191 101H192V100H191ZM201 101H202V100H201ZM206 101H207V100H206ZM217 101H218V100H217ZM5 102H6V101H5ZM26 102H28V100H27ZM31 102H32V101H31ZM38 102H37V103H38ZM46 102L49 103L48 101H46ZM61 102H62V101H61ZM61 102H60V103H61ZM66 102H67V101H66ZM73 102H74V101H73ZM91 102H92V101H91ZM95 102H96V101H95ZM99 102H100V104H101V101H99ZM102 102H104L103 99H102ZM114 102H120V101H117V100H116V101H113V103H114ZM131 102H132V101H131ZM139 102H140V101H139ZM142 102H141V103H142ZM157 102H159V101H157ZM168 102H169V101H168ZM184 102H185V101H184ZM202 102H203V101H202ZM202 102H201V103H202ZM215 102H216V101H215ZM222 102H223V100H222ZM228 102H229V101H228ZM240 102H241V101H240ZM252 102H253V101H252ZM2 103H3V101L1 102V105H2ZM7 103H9V102H7ZM7 103H6V104H3V105H7ZM28 103H30V102H28ZM28 103H27V104H28ZM33 103H36V102L33 100ZM40 103H41V101H40ZM43 103H44V102H43ZM43 103H41V104H43ZM51 103L53 104V102H51ZM63 103H64V101H63ZM75 103L77 104V103H78V100L75 101ZM105 103H104V104H105ZM109 103H110V102H109ZM137 103H138V102H137ZM159 103H160V102H159ZM163 103L165 104L164 101H163ZM170 103H172V105H173V104H174V101H172V102H170ZM178 103H180V102H178ZM178 103L176 104V107H177ZM181 103H183V102H181ZM190 103H191V102H189V103L187 102V104H190ZM213 103H214V102H213ZM245 103H246V102H245ZM247 103H250V102H247ZM247 103H246V104H247ZM254 103H255V102H254ZM69 104H72V102H70ZM85 104H86V103H85ZM107 104H108V102H107ZM114 104H115V103H114ZM128 104H129V103H128ZM128 104H124V105L129 106ZM130 104H131V103H130ZM134 104H135V102H134ZM142 104H143V103H142ZM144 104H145V102H144ZM160 104H161V103H160ZM220 104H221V102H220ZM220 104H218V105H220ZM243 104H244V103H243ZM251 104H253V103H251ZM44 105L46 106L47 104H44ZM54 105H55V104H54ZM54 105H53V107H54V109H55L56 107H55ZM63 105H64L63 108H65V107H66V106H65L66 104L64 103ZM86 105H87V104H86ZM93 105H96V103H93ZM112 105H113V104H112ZM117 105H118V104H117ZM124 105H122V106H124ZM139 105H140V103H139ZM156 105H157V103H156ZM156 105H155V107H156ZM162 105H163V104H162ZM166 105H168V104H166ZM183 105H184V104H183ZM185 105H186V103H185ZM194 105H196V104H194ZM213 105H214V104H213ZM221 105H222V104H221ZM231 105H229V106H231ZM239 105H240V104H239ZM247 105H248V104H247ZM255 105H256V104H254L253 106H255ZM19 106H20V104H19ZM39 106H40V104H39ZM39 106H38V107H39ZM42 106H43V105H42ZM48 106H49V105H48ZM56 106H57V103H56ZM58 106H60L59 103H58ZM58 106H57V107H58ZM61 106H62V105H61ZM73 106H74V105H73ZM87 106H90V105H87ZM98 106H99V105H98ZM103 106H104V105H103ZM168 106H169V105H168ZM174 106H175V105H174ZM179 106H180V104H179ZM196 106H198L199 108H201V106H199V104L196 105ZM209 106H210V108H211V105H209ZM215 106H216V105H215ZM229 106H228V108H229ZM232 106H231V107H232ZM240 106H242V105H240ZM263 106H264V105H263ZM263 106H262V107H263ZM2 107H3V106H2ZM23 107H24V105H23ZM36 107H37V106H36ZM38 107H37V108H38ZM51 107H52V106H51ZM67 107H68V106H67ZM69 107H70V106H69ZM74 107H75V106H74ZM76 107H77V105H76ZM76 107H75V108H76ZM83 107H84V106H83ZM104 107H105V106H104ZM114 107H115V106H114ZM116 107H117V106H116ZM116 107H115V108H116ZM118 107H119V106H118ZM118 107H117V110L119 109ZM120 107H121V106H120ZM124 107H125V106H124ZM132 107H133V106H132ZM134 107H135V106H134ZM137 107H138V106H137ZM140 107H142V110H144L143 108H145L146 106L144 105V107H143V105H141V106H139L138 110H140ZM147 107H148V106H147ZM150 107H152V106L150 105ZM176 107H174V108H176ZM187 107H188V106H187ZM190 107H191V105H190ZM231 107H230V108H231ZM249 107H251V106H249ZM28 108H29V107H28ZM45 108H46V107H45ZM60 108H62V107H60ZM60 108H59V109H60ZM79 108H80V107H79ZM85 108H86V107H85ZM99 108H100V107H99ZM110 108H113V106L110 107ZM110 108H109V109H110ZM115 108H114V110H116ZM126 108L128 109V107H126ZM129 108H130V107H129ZM170 108H171V107H170ZM172 108H173V106H172ZM179 108H180V107H179ZM199 108H198V110H199ZM208 108H209V107H208ZM222 108H223V107H222ZM243 108L246 109L247 107H246V108L243 107ZM7 109H8V107H7ZM18 109H19V108H18ZM51 109H53V108H51ZM59 109L57 110V108H56L57 111H60ZM68 109H69V108H68ZM71 109H72V110H71ZM73 109H74L73 107L70 108V110H71V114H70V116H73V117H74L73 112H72ZM80 109H81V108H80ZM106 109L108 110V106H107V108H105V110H106ZM131 109H132V108H131ZM134 109H137V108H134ZM147 109H148V108H146L145 111H147ZM159 109H160V108H159ZM167 109H168V107H167ZM167 109H166V111H167ZM205 109L207 110L206 107H205ZM213 109H214V107H213ZM1 110H2V109H1ZM13 110H14V109H13ZM15 110H16V109H15ZM19 110H20V109H19ZM32 110L34 111V109H32ZM45 110H46V109H45ZM61 110H62V109H61ZM77 110H78V109H77ZM81 110H82V109H81ZM81 110H80V112H81ZM100 110L105 111L104 109H101V108H100ZM120 110H121V108H120ZM138 110H137V111H138ZM157 110H158V109H157ZM164 110H165V109H164ZM176 110H177V108H176ZM190 110H192V109H190ZM198 110H197V111H198ZM201 110H202V109H201ZM222 110H223V109H222ZM5 111H6V110H5ZM25 111H26V109H25ZM30 111H31V110H30ZM33 111H32V112H33ZM35 111H36V109H35ZM66 111H67V108H66ZM66 111L63 112L64 115L66 114ZM94 111H95V110H94ZM112 111H113V109H112ZM112 111H111V114H112ZM121 111H122V110H121ZM128 111H130V110H128ZM151 111L153 112L154 110H151ZM161 111H162V110H161ZM181 111H182V110H181ZM188 111H189V110H188ZM197 111H196V109H195L194 112H197ZM199 111H200V110H199ZM261 111H263V109H261ZM10 112H11V111H10ZM10 112H9V114H10ZM13 112H17V111H13ZM18 112H19V111H18ZM18 112H17V114H18ZM26 112H27V111H26ZM26 112H25V114H26ZM38 112H39V111H38ZM44 112H45V111H44ZM47 112H50V110L48 111V109H47ZM74 112H75V114H76L77 111H75V109H74ZM105 112H106V111H105ZM107 112H108V111H107ZM114 112H115V111H114ZM124 112H125V111L123 110V115H125ZM126 112H127V111H126ZM131 112H132V111H131ZM142 112H143V111H142ZM154 112H155V111H154ZM167 112H168V111H167ZM171 112H174V111H171ZM178 112H179V111H178ZM191 112H192V111H191ZM194 112H193V114H194ZM240 112H241V111H240ZM240 112H239V114H240ZM243 112H245V111H243ZM0 114H1V112H0ZM9 114H8V116H9ZM30 114H31V112H30ZM59 114H60V112H59ZM59 114H57V117H59ZM77 114H78V112H77ZM115 114H116V112H115ZM144 114H145V112H144ZM161 114H162V112H161ZM161 114H159V115H161ZM164 114H165V112H164ZM169 114H170V112H169ZM175 114H176V111H175ZM222 114H223V112H222ZM222 114H221V115H222ZM3 115H5V114H3ZM3 115L1 114V116H3ZM14 115H15V114H14ZM19 115H20V114H19ZM27 115H28V114H27ZM61 115H62V114H61ZM61 115H60V116H61ZM79 115H80V114H79ZM85 115H86V114H85ZM91 115H92V114H91ZM94 115H95V114H94V112H93V116H92V117H94ZM109 115H110V114H109ZM109 115L107 114V116H109ZM112 115H113V114H112ZM112 115H110V118H111V119H112V117H111ZM117 115H118V116H117ZM117 115H116L117 117L115 116L116 119L120 118V115L118 114V112H117ZM134 115H135V112H134ZM136 115H137V114H136ZM136 115H135V116H136ZM140 115H142V114H139L137 117H139ZM147 115L149 116V114H147ZM150 115H151V114H150ZM155 115H156V114H155ZM182 115H184V114H182ZM232 115H233V114H232ZM236 115H238V114H236ZM246 115L249 116V115H248V112H247ZM255 115H256V114H255ZM257 115H258V114H257ZM8 116H6V117H7L6 119L9 118ZM10 116H11V114H10ZM22 116H23V115H22ZM55 116H56V115H55ZM65 116H67V115H65ZM77 116H78V115H77ZM87 116H89V114H88ZM97 116H98V115H97ZM97 116H96V117H97ZM99 116H100V115H99ZM99 116H98V117H99ZM125 116H126V115H125ZM135 116H133V117H135ZM143 116H144V115H143ZM195 116H196V114H195ZM201 116L203 117V116H205V114H203V115L201 114ZM201 116H199V117L201 118ZM211 116H212V114H211ZM222 116H223V115H222ZM247 116H246V119L248 118ZM26 117H27V116H26ZM29 117L31 118V115H29ZM36 117H37V116H36ZM41 117H42V115H41ZM61 117H62V116H61ZM73 117H72V119H70V120L67 119V118H69V114H68V116H67V118H66V120H68V123H72L71 120L73 121L74 119L77 118V117H75V118H73ZM81 117H82V118H83V117L85 118V116H80L79 118H81ZM90 117H91V116H90ZM90 117H88V119H89ZM121 117H122V116H121ZM150 117H151V116H150ZM150 117H149V120H148V118H147V120H148V124H149V121H153V120H154V119H153L154 117H151L153 120H150V119H151ZM155 117H156V116H155ZM163 117H165V116H162V118H161V117H159V118H161V119H163V120H166V119H164ZM166 117H168V116H166ZM172 117H174V116H172ZM172 117H171V115H170V117H168V118L171 119ZM175 117H176V115H175ZM184 117H185V116H184ZM217 117H218V114H217ZM224 117L227 118L226 115H225ZM237 117H239V116H237ZM252 117H253V116H252ZM12 118H13V116H12ZM79 118L76 119V122H78L77 120H78ZM84 118H83V119H84ZM128 118H129V117H128ZM130 118H131V117H130ZM141 118H144L143 120L146 119L145 117H141ZM141 118H140V121H141ZM177 118H178V120L181 121V118L179 119V115L177 116ZM182 118H183V116H182ZM218 118H220V117H218ZM218 118H217V120H218ZM229 118L231 119V117H229ZM232 118H233V117H232ZM244 118H245V117H244ZM249 118L251 119V117H249ZM253 118H254V117H253ZM256 118H257V117H256ZM260 118H261V116H260ZM10 119H11V117H10ZM32 119H33V118H32ZM47 119H48V118H47ZM55 119H56V118H55ZM55 119H54V120H55ZM88 119H87V120H88ZM95 119H96V118H95ZM98 119H99V118H98ZM134 119H135V118H134ZM185 119H186V117H185ZM185 119H182L181 123L183 122V124H184L185 121H183V120H185ZM211 119H212V117H211ZM214 119H216V118H214ZM227 119H228V118H227ZM230 119H229V120H230ZM240 119H243V118H242V115H241V118H240ZM15 120H16V119H15ZM23 120H24V119H23ZM25 120H26V119H25ZM28 120H29V119H28ZM28 120H27V121H28ZM30 120H31V119H30ZM48 120H49V119H48ZM56 120H57V119H56ZM58 120L60 121V118H58ZM58 120H57V121H58ZM62 120H63V117H62V119H61L60 122H63ZM64 120H65V119H64ZM84 120H85V119H84ZM96 120H97V119H96ZM96 120H95V121H96ZM102 120H104V119L102 118ZM112 120H113V119H112ZM120 120H121L122 122H124V124L126 123L125 121H127V122H129V123L132 124L131 121H128V120L123 121L122 119H120ZM143 120H142V121H143ZM156 120H157V119H156ZM156 120H155V121H156ZM194 120H196V119H194ZM206 120H207V119H206ZM209 120H210V119H209ZM209 120H207V121H209ZM248 120H249V119H248ZM261 120H262V119H261ZM5 121L7 122V120H5ZM12 121H13V119H12ZM27 121H26V122H27ZM31 121H33V120H31ZM38 121H39V119H38ZM41 121H42V120H41ZM45 121H46V120H45ZM59 121H58V122H59ZM79 121H80V119H79ZM81 121H82V120H81ZM81 121H80V122H81ZM88 121H90V120H88ZM97 121H100V120H97ZM114 121H115V118H114ZM117 121H118V120H117ZM134 121H135V123H137V122L139 123V118H138V120L135 119ZM136 121H137V122H136ZM159 121H160V119H159ZM159 121H157V122H159ZM161 121H162V120H161ZM167 121H169V120L167 119ZM167 121H166V123H167ZM175 121H176V119H175ZM180 121H179V123H180ZM210 121H211V120H210ZM219 121H220V120H219ZM262 121H264V119H263ZM24 122H25V121H24ZM46 122H47V121H46ZM53 122H54V121H53ZM53 122H52V123H53ZM58 122H56V123H58ZM74 122H75V121H74ZM74 122H73V123H74ZM101 122H104V123L106 124L105 121H101ZM108 122H110V120H109ZM170 122H172V121H170ZM170 122H169V123H170ZM177 122H178V121H177ZM177 122H176V123H177ZM200 122H201V121H200ZM225 122H226V120H225ZM243 122H244V121H243ZM247 122H248V121H247ZM250 122L252 123V121H250ZM259 122H260V121H259ZM10 123H11V122L9 121V124H10ZM30 123H31V122H30ZM30 123H28V124H30ZM49 123H50V122H49ZM63 123H64V122H63ZM73 123H72V124H73ZM141 123H142V122H141ZM143 123H146V122H143ZM152 123H153V122H152ZM152 123H150V124H152ZM161 123H162V122H161ZM169 123H168V124H169ZM236 123H238V122H236ZM240 123H241V122H240ZM255 123H256V121H255ZM14 124H15V123H14ZM17 124H18V125H19V124H22V122H21V123H17ZM17 124H16V125H17ZM24 124H25V123H24ZM32 124H33V123H32ZM38 124H39V122H38ZM58 124H59V123H58ZM64 124H65V123H64ZM81 124H82V125L84 124L83 121H82ZM81 124H80V125H81ZM86 124H88V125L90 126L89 123L86 122ZM105 124H104V125H105ZM112 124H113V123H112ZM114 124H116V123H114ZM146 124H147V123H146ZM156 124H157V123H156ZM158 124H159V123H158ZM158 124H157V125H158ZM162 124H163V123H162ZM162 124H160L159 126H161ZM170 124H171V123H170ZM173 124H174V123H173ZM183 124H182V126H183ZM188 124H189V123H188ZM195 124H196V123H195ZM263 124H264V123H263ZM7 125H8V124H7ZM10 125H11V124H10ZM26 125H27V124H26ZM26 125H25V126H26ZM47 125H51V124H47ZM54 125H55V123H54ZM56 125H57V124H56ZM80 125H78V126H80ZM88 125H87V126H88ZM99 125H100V124H99ZM104 125H103V124L101 125V128H102L103 130H102V129H99V130H101V132H102V131H105V130L107 129L106 127H108L110 124H109L108 126H104ZM135 125H137V124H135ZM139 125L141 126V124H139ZM139 125H138V126H139ZM143 125L145 126V124H143ZM152 125H155V124L153 123ZM164 125H165V122H164ZM177 125H178V124H177ZM179 125H181V124H179ZM179 125H178V126H179ZM185 125H187V124L185 123ZM196 125H197V124H196ZM209 125H211V124H209ZM227 125H228V122H227ZM235 125H236V124H235ZM238 125H239V123H238ZM254 125H255V124H254ZM261 125H262V124H261ZM0 126H1V125H0ZM20 126H22V125H20ZM32 126H34V124H33ZM62 126H63V125H62ZM68 126H69V124H68ZM68 126H67V128H68ZM103 126L106 128L105 130H104ZM120 126H121V124H120ZM120 126H119V127H120ZM127 126H128V125H127ZM131 126L134 127L133 124H132ZM150 126H151V125H150ZM175 126H176V125H175ZM207 126H208V125H207ZM257 126H258V123H257ZM262 126H264V125H262ZM262 126H261V127H262ZM9 127H10V126H9ZM11 127H12V126H11ZM11 127H10V128H11ZM92 127H93V126H92ZM114 127H115V125H114ZM117 127H118V125H117ZM117 127H116L115 129H117ZM119 127H118V128H119ZM146 127H147V126H146ZM152 127H153V126H152ZM167 127H168V125H167ZM213 127H214V126H213ZM240 127H241V126H240ZM261 127H260V128H261ZM1 128H2V130H3V127H1ZM10 128H9L8 132H9V131L11 132V129H10ZM15 128H16V127H15ZM21 128H22V127H21ZM27 128H28V127H27ZM34 128H35V126H34ZM39 128H40V125H39ZM47 128H48V127H47ZM49 128H50V127H49ZM51 128H52V127H51ZM54 128H55V127H54ZM61 128H62V127H60V129H61ZM65 128H66V127H65ZM67 128H66V129H67ZM71 128H72V127H71ZM80 128H82V127L80 126ZM85 128H86V127H85ZM94 128H95V127H94ZM112 128H113V127H112ZM131 128H132V127H131ZM134 128H135V127H134ZM141 128H142V127H141ZM143 128H144V127H143ZM147 128H148V127H147ZM161 128H162V129H161ZM172 128H173V126H172ZM178 128H180V126H179ZM188 128H190V127H188ZM220 128L222 129L221 126H220ZM248 128H249V127H248ZM257 128H259V127H257ZM260 128H259V129H260ZM13 129H14V128H13ZM17 129H18V126H17ZM17 129H16V130H17ZM31 129H32V128H31ZM31 129H30V130H31ZM60 129H59V131H60ZM82 129H83V128H82ZM108 129H109V128H108ZM113 129H114V128H113ZM138 129H139V128H138ZM154 129H155V128H154ZM163 129H164L163 126L160 127V130H163ZM168 129H169V128H168ZM168 129H167V131H168ZM184 129H185V128H184ZM184 129H181V128H180V131H181V132H182V131L184 132ZM186 129H187V128H186ZM240 129H241V128H240ZM242 129H243V128H242ZM27 130H28V132H29V129H27ZM33 130H34V129H33ZM36 130H37V129H36ZM36 130H35V131H36ZM50 130H51V129H50ZM73 130H75V129H73ZM88 130H90V129H88ZM96 130H97V129H96ZM111 130H112V129H111ZM120 130H121V129H120ZM120 130H119V131H120ZM136 130H137V129H136ZM152 130H153V129H151L150 132H153ZM189 130H190V129H189ZM193 130H194V129H193ZM217 130H218V129H217ZM256 130L258 131V129H256ZM261 130H262V129H260V131H261ZM22 131H23V130H22ZM31 131H32V130H31ZM38 131H39V129H38ZM44 131L47 132L46 129H45ZM52 131H53V130H52ZM57 131H58V128H57L56 132H57ZM65 131H66V130H65ZM78 131H80V130H78ZM83 131H84V130H82V133H83ZM86 131H87V129H86ZM86 131H84V132H86ZM94 131H95V130H94ZM97 131H98V130H97ZM106 131L109 132L108 130H106ZM119 131H117V133H118ZM124 131H126V130L123 129V132H122V133H124ZM134 131H135V129H134ZM139 131H140V129H139ZM139 131H138V132H139ZM155 131H156V129H155ZM165 131H166V129H165ZM172 131H173V130H172ZM174 131H175V129H174ZM178 131H179V130H178ZM200 131H201V130H200ZM227 131H228V129H227ZM236 131H237V129H236ZM263 131H264V130H263ZM263 131H261V132H263ZM3 132H5V130H3ZM8 132H6V133H8ZM10 132H9V133H10ZM16 132L18 133V131H16ZM40 132H41V130H40ZM54 132H55V131H54ZM61 132H63V131H61ZM66 132L68 133L67 135H70V134H69L70 131H69V132L66 131ZM66 132H64V133L66 134ZM75 132H76V131H75ZM89 132H90V131H89ZM89 132H87V133L89 134ZM92 132H93V131H92ZM101 132L99 131L98 133H101ZM110 132H111V131H110ZM127 132H128V131H127ZM136 132H137V131H136ZM141 132H142V129H141ZM146 132H147V131H146ZM150 132H148V133H150ZM156 132H157V131H156ZM158 132H161V131H158ZM158 132H157V133H158ZM175 132H177V130H176ZM189 132H190V131H189ZM189 132H188V133H189ZM195 132H196V131H195ZM203 132H206V131L203 130ZM0 133H1V132H0ZM6 133H5V134H6ZM13 133H14V132H13ZM23 133H26V134H27V131H26V132H23ZM57 133H58V132H57ZM70 133H73V132H70ZM76 133H77V132H76ZM96 133H97V132H96ZM112 133H113V131H112ZM114 133H115V131H114ZM117 133H116V134H117ZM129 133L132 134V132H131L130 130H129ZM139 133H140V132H139ZM142 133H143V132H142ZM148 133H147V134H148ZM163 133H164V132H163ZM168 133H170V130L168 131ZM177 133H178V132H177ZM200 133L202 134V132H200ZM217 133H218V132H217ZM221 133H222V135H223V132H221ZM234 133H235V132H234ZM234 133H233V134H234ZM259 133H260V132H259ZM259 133H258V134H259ZM263 133H264V132H263ZM26 134H24V135H26ZM42 134H43V133H42ZM42 134H41V135H42ZM104 134H105V133H104ZM104 134H101V135H104ZM134 134L136 135L135 132H134ZM161 134H162V133H161ZM170 134H172L171 136H173V137H175V138L178 137V135H177V136H174L175 134H174L173 132L170 133ZM180 134H181V133H180ZM198 134H199V133H198ZM203 134H204V133H203ZM208 134H209V133H208ZM235 134H236V133H235ZM252 134H253V133H252ZM261 134H262V133H261ZM1 135H2V134H1ZM7 135H8V134H7ZM18 135H19V134H18ZM44 135H47V133L44 134ZM54 135H55V134H52V136H54ZM58 135H59V134H57V136H58ZM62 135H63V134H62ZM62 135H61V136H62ZM80 135H82V134H80ZM80 135H79V136H80ZM84 135H85V134H84ZM86 135H87V134H86ZM97 135H98V137L100 136L99 134H97ZM114 135H115V134H114ZM114 135H113V136H114ZM119 135H120V134H119ZM119 135H117V136H119ZM153 135H155V134H153ZM163 135H164V134H162V136H163ZM165 135H166V138H167V134H166V133H165ZM185 135H186V134H185ZM211 135H212V132L210 131V136H211ZM213 135H214V134H213ZM255 135H256V134H255ZM10 136H11V134H10ZM19 136H20V135H19ZM19 136H18V138H19ZM21 136H22V135H21ZM21 136H20V138H21ZM48 136H51V135L48 134ZM52 136H51V138H52ZM65 136H66V135H65ZM65 136L63 135L62 137L64 138ZM70 136H73V135H70ZM75 136L78 137L77 134H76ZM82 136H83V135H82ZM91 136H92V135H91ZM93 136H94V135H93ZM95 136H96V135H95ZM95 136H94V137H95ZM106 136H107V140H105V142L109 140V138H108L109 133H107ZM111 136H112V135H111ZM124 136H125V135H124ZM132 136H134V135L132 134ZM132 136H131V138H132ZM139 136H140V135H139ZM141 136H143V134H142ZM145 136H146V134H145ZM150 136H152V134H151ZM191 136H192V135H191ZM220 136H221V135H220ZM236 136H237V135H236ZM248 136H249V135H248ZM257 136H258V135H257ZM1 137H2V136H1ZM14 137H17V136H14ZM68 137H69V136H66V138H68ZM83 137H84L83 139H85V136H83ZM86 137H87V136H86ZM94 137H93V138H94ZM129 137H130V136H129ZM148 137H149V136H147V138H148ZM164 137H165V136H164ZM168 137H169V136H168ZM180 137H181V136H180ZM194 137H195V136H194ZM198 137H199V136H198ZM204 137H205V136H204ZM207 137H208V136H207ZM207 137H206V138H207ZM222 137H223V136H222ZM222 137H221V138H222ZM228 137H229V136H228ZM230 137H231V136H230ZM233 137H234V136H233ZM260 137H261V136H258V138H260ZM262 137H263V135H262ZM2 138H3V137H2ZM5 138H6V137H5ZM5 138H3V139H5ZM18 138H17V139H18ZM58 138H61V137H58ZM78 138H81V137H78ZM103 138H105V137H103ZM113 138H114V137H113ZM113 138H112V139H113ZM119 138H120V137H119ZM124 138H125V137H124ZM131 138H130V142H131V141L134 142V141H135L134 138H133V140H131ZM137 138H138V137H137ZM144 138H146V137H144ZM144 138H143V139H144ZM178 138H179V137H178ZM178 138H177V140H180V139H178ZM183 138L185 139V137H183ZM183 138H182V139H183ZM191 138H192V137H191ZM214 138H215V137H214ZM214 138H213V136H212V139H214ZM237 138H238V136H237ZM242 138H243V137H242ZM242 138H241V139H242ZM7 139H8V138H7ZM21 139H22V138H21ZM68 139H69V138H68ZM72 139H73V138H72ZM83 139L81 138V140H83ZM89 139H90V138H89ZM105 139H106V138H105ZM135 139H136V137H135ZM140 139H142V138H140ZM143 139H142V140H143ZM149 139H150V138H149ZM149 139H148V141H150ZM155 139H156V138H155ZM168 139H169V138H168ZM173 139H174V138H172V140H173ZM182 139H181V140H182ZM208 139H209V138H208ZM226 139H227V137H226ZM230 139H231V138H230ZM239 139H240V138H239ZM239 139H238V142H241V140L239 141ZM252 139H253V138H252ZM252 139H251V141H252ZM262 139H263V138H262ZM9 140H10V139H8V141H9ZM73 140H74V139H73ZM81 140H78V139L76 140V141H79V145H81V143H80V142H82ZM86 140H87V138H86ZM91 140H93V139H91ZM99 140H101V139L99 138ZM117 140H118V139H117ZM120 140L122 141L123 139L121 138ZM120 140H118V141H120ZM127 140H129V138H128ZM138 140H139V139H138ZM145 140H146V139H145ZM156 140H157V139H156ZM156 140H155V141H156ZM161 140H163V139H159L160 142H162ZM219 140H220V138H219ZM219 140H218V141H219ZM222 140H223V139H222ZM228 140H229V139H228ZM244 140H245V139H244ZM244 140H243V142H244ZM17 141H18V140H17ZM52 141H54V142L57 141V143H58L59 139H58V140H54V139H52ZM63 141H64V140H62V141H60V142L62 143ZM66 141H68V140H66ZM71 141H72V140H71ZM74 141H75V140H74ZM103 141H104V140H102V141H97V142H99V145H100V143H101V145L99 146V148H100L101 146H103V144H102ZM110 141H111V139H110ZM151 141H153V140H151ZM159 141H158V142H159ZM163 141H164V140H163ZM175 141H176V140H175ZM233 141H234V140H233ZM245 141H246V140H245ZM254 141H255V138H254ZM254 141H253V142H254ZM260 141H261V140H260ZM69 142H70V139H69ZM83 142H84V143H87L88 141L83 140ZM113 142H114V141H113ZM123 142H124V141H123ZM125 142H127V141H125ZM125 142H124V143H125ZM128 142H129V141H128ZM135 142H136V141H135ZM137 142H138V141H137ZM140 142H141V140H140ZM143 142H144V141H143ZM170 142H172V141H170ZM170 142H169V143H170ZM176 142L178 143L179 141H176ZM209 142H210V141H209ZM209 142H208V143H209ZM262 142H263V141H262ZM55 143H56V142H55ZM72 143H73V142H72ZM76 143H77V142H76ZM93 143H95V142H93ZM114 143H117V142H114ZM141 143H142V142H141ZM141 143H140V144H141ZM163 143L166 144L167 141H166V142L164 141ZM169 143H167V145H168ZM190 143H191V142H190ZM200 143H201V142H200ZM200 143H198V145H199ZM206 143H207V142H206ZM210 143H211V142H210ZM233 143H234V142H233ZM8 144H9V142H8ZM16 144H17V143H16ZM63 144H64V143H63ZM74 144H75V142H74ZM74 144H73V145H74ZM96 144H97V143H96ZM96 144H95V145H96ZM107 144H110V143H107ZM121 144H123V143L121 142ZM126 144H127V143H126ZM126 144H125V145H126ZM142 144H143V143H142ZM142 144H141V145H142ZM145 144L147 145V143H145ZM157 144H158V143H157ZM172 144H173V146H174L175 143H172ZM172 144H171V145H172ZM191 144H192V143H191ZM221 144H222V142H221ZM239 144H241V143H239ZM259 144H260V143H259ZM11 145H12V144H11ZM27 145H28V144H27ZM27 145H26V146L22 145V146H23V147H28ZM29 145H30V144H29ZM59 145H61V144H59ZM64 145H65V144H64ZM64 145H63V146H64ZM77 145H78V143H77ZM125 145H124V146H125ZM127 145H130V146H131V144H127ZM138 145H139V144H138ZM138 145H137V146H138ZM141 145L138 147V149L141 147ZM146 145H143V147L146 146ZM150 145H151V143H150ZM252 145H253V144H252ZM252 145H251V147H252ZM263 145H264V142H263ZM263 145H262V146H263ZM9 146H10V145H9ZM20 146H21V145H19V147H20ZM31 146H32V144L30 145V147H31ZM63 146H62V149L64 148ZM69 146H70V145H69ZM71 146H72V144H71ZM71 146H70V147H71ZM74 146H75V145H74ZM74 146H73V147H74ZM84 146H86V145H84ZM87 146H89V145H87ZM92 146H94V144H92ZM92 146H91V147H92ZM105 146H106V145H105ZM121 146H122V145H121ZM132 146H133V145H132ZM132 146H131V147H132ZM155 146H158V145H155ZM168 146H169V145H168ZM173 146H172V147H173ZM229 146H230V145H229ZM262 146H261V147H262ZM12 147H13V146H12ZM12 147H11L10 150H13ZM16 147H17V145H16ZM30 147H29V148H30ZM70 147H69V148H70ZM75 147H76V146H75ZM75 147H74V148H75ZM134 147H135V145H134ZM147 147L149 148L150 146L148 145ZM147 147H146V148H147ZM151 147H152V145H151ZM174 147H175V146H174ZM176 147H177V146H176ZM176 147H175L174 149H177ZM32 148H33V146H32ZM32 148H31V149H32ZM69 148H68V149H69ZM74 148H73V149H74ZM83 148H84V147H83ZM94 148H95V146H94ZM111 148H112V147H111ZM115 148H116V147H115ZM118 148H120V147H118ZM153 148H156V147H153ZM153 148H150V150L152 149L153 151L155 150V152H156L157 149H153ZM185 148H186V147H185ZM203 148H204V147H203ZM21 149H22V148H21ZM34 149H35V148H34ZM49 149L51 150V148H49ZM68 149H66V150H68ZM71 149H72V147H71ZM71 149H70L71 153H74V152L76 151V150H75L74 152H72L73 149H72V150H71ZM76 149H79L77 152H79V155H80V154H81L80 152H82V151H80V147H79V148H76ZM84 149H86V147H85ZM90 149H91V148H90ZM92 149H93V148H92ZM103 149H106V147H104ZM107 149H108V148H107ZM109 149H110V147H109ZM112 149H113V148H112ZM129 149H130V148H129ZM129 149H127V150H129ZM132 149H133V152H134V148H132ZM132 149H131V150H132ZM135 149H136V148H135ZM138 149H136V150H138ZM144 149H145V148H144ZM172 149H173V148H172ZM174 149H173V150H174ZM201 149H202V148H200L199 151H201ZM218 149H219V148H218ZM222 149H223V147H222ZM222 149H221V150H222ZM22 150H24V149H22ZM25 150H26V151H30V150H27V149H25ZM35 150H36V149H35ZM110 150H111V149H110ZM110 150H109L108 153H111ZM121 150H122V149H121ZM141 150H142V148H140V151H141ZM148 150H149V149H148ZM148 150H147V151H148ZM159 150H160V148H159ZM164 150H165V149H163V151H164ZM169 150H171V149H169ZM226 150H227V148H226ZM13 151H14V150H13ZM18 151H20V150L17 149V152H16V153L20 154L21 151H20V153H19ZM46 151H47V150H46ZM52 151L55 152V150H53V148H52ZM59 151H60V149H59ZM84 151H85V150H84ZM86 151H88V150H86ZM93 151L95 152L94 149H93ZM96 151H98V150L96 149ZM99 151H102V148H100ZM99 151H98V152H99ZM107 151H108V150H107ZM112 151H113V150H112ZM122 151H123V150H122ZM145 151H146V150H145ZM147 151H146V152H147ZM174 151H175V150H174ZM189 151H191V150H189ZM199 151H198V152H199ZM223 151H224V153H225V150H224V149H223ZM14 152H15V151H14ZM30 152H31V151H30ZM38 152H40V150H38L37 153H38ZM67 152H68V151H67ZM67 152H66V153H67ZM114 152H115V151H113V153H114ZM124 152L126 153V150H125ZM143 152H144V151H143ZM158 152H161V150H160V151L157 150L156 153L158 154ZM177 152H178V151H177ZM179 152H180V151H179ZM217 152H218V150H217ZM219 152H220V149H219ZM10 153H11V152H10ZM22 153H23V152H22ZM24 153L27 154V152H24ZM33 153H34V150H33ZM35 153H36V152H35ZM40 153H41V152H40ZM52 153H53V152H52ZM61 153H63V152H61ZM91 153H92V152H91ZM117 153H119V155H120V152H117ZM150 153H152V151L149 152V153H147L148 155H147L146 153H145V155L143 154V156H145V157H146V155H147V156H150V155H149ZM161 153H162V152H161ZM166 153H168V150L166 151ZM166 153L164 152L165 155H166ZM169 153H170V154H168V155H171L172 150H171ZM175 153H176V152H175ZM184 153H185V152H184ZM224 153H223V154H224ZM227 153H228V152H227ZM241 153H242V152H241ZM241 153H240V155H241ZM248 153L250 154L251 152L248 151ZM262 153H263V152H262ZM1 154H3V153H0V155H1ZM64 154H65V153H64ZM68 154L70 155V152H68ZM85 154H86V153H85ZM101 154H102V153H100V156H101ZM103 154H104V151H103ZM103 154H102V155H103ZM159 154H160V153H159ZM162 154H163V153H162ZM164 154H163V155H164ZM172 154H173V153H172ZM209 154H210V153H209ZM220 154H222V153L220 152ZM6 155H7V153H6ZM15 155H16V154H15ZM32 155H33V154H32ZM36 155H37V154H36ZM38 155H39V154H38ZM62 155H63V154H62ZM65 155H66V154H65ZM75 155H76V154H74V156H75ZM89 155H90V152L88 153V156H89ZM92 155H94V154H92ZM115 155L118 156V154H115ZM124 155H125V154H124ZM129 155H130V153H129ZM133 155H134V154H133ZM141 155H142V154H141ZM151 155H152V154H151ZM154 155H155V154H153V156H154ZM163 155H160V156L163 157ZM216 155H218V154H216ZM246 155H248V154L246 153ZM250 155H251V154H250ZM252 155H253V154H252ZM258 155H264V154H260V153H258ZM40 156H41V155H40ZM50 156H51V154H50ZM70 156H71V155H70ZM70 156H69V158H71ZM80 156H82V155H80ZM83 156H84V155H83ZM88 156H87V157L84 156V158H86V162H87V158H90L91 155H90L89 157H88ZM104 156H105V155H104ZM120 156H121V155H120ZM131 156H132V155H131ZM155 156H156V155H155ZM160 156H159V157H160ZM198 156H199V155H198ZM201 156H202V155H201ZM208 156H210V155H208ZM222 156H223V155H222ZM236 156H239V155L237 154ZM248 156H249V155H248ZM248 156H247V157H248ZM255 156H256V153H255ZM0 157H1V156H0ZM8 157H9V155H8ZM16 157H17V155H16ZM22 157H24V155H23V156H22V155L20 156V158H22ZM27 157H30V155L27 156ZM106 157H108V156L106 155ZM110 157L113 159L112 156H110ZM121 157H122V156H121ZM125 157H126V156H125ZM151 157H152V156H151ZM151 157H149L148 161L150 160ZM159 157H158L157 159H159ZM162 157H160V159H161ZM218 157H219V155H218ZM218 157H217L216 159H218ZM233 157H234V156H233ZM245 157H246V156H245ZM262 157H263V156H262ZM17 158H18V157H17ZM17 158H16V159H17ZM31 158H34V159H35L34 156L31 157ZM72 158H73V155H72ZM72 158H71V159H72ZM91 158H92V157H91ZM93 158H94V157H93ZM93 158H92V159H93ZM97 158H98V157H97ZM103 158H104V157H103ZM127 158H128V157H127ZM134 158L136 159V156H134ZM134 158H133V159H134ZM152 158H153V157H152ZM168 158H169V157H168ZM168 158H167V161L169 160ZM186 158H187V157H186ZM211 158H212V157H211ZM230 158H231V157H230ZM241 158H242V157H241ZM14 159H15V158H14ZM28 159H29V158H28ZM37 159H40V157H39V158H36V160H37ZM66 159H68V157H67ZM75 159H76V158H75ZM112 159H111V160H112ZM118 159H120L119 156H118L117 160H118ZM130 159H132V157H130L129 160H130ZM133 159H132V160H133ZM137 159H138V158H137ZM142 159H143V158H142ZM157 159H156V160H157ZM164 159H166V158H164ZM237 159H238V157H237ZM242 159L244 160V158H242ZM248 159H250V158L248 157ZM257 159H258V158H257ZM0 160H1V159H0ZM5 160H6V158H5ZM5 160H3V162H5ZM7 160H8V159H7ZM10 160H11V159H10ZM19 160H20V159H19ZM24 160H27V159H24ZM78 160H80V159H78ZM93 160H97V159L95 158V159H93ZM115 160H116V158L114 159V162L112 161L113 164L115 163ZM129 160H128V161H129ZM132 160H131V162H132ZM139 160H140V159H139ZM146 160H147V157H146ZM146 160H145V162H146ZM152 160H153V159H151V161H152ZM162 160H163V159H162ZM162 160H159V162L162 161ZM232 160H233V159H232ZM234 160H235V159H234ZM22 161H23V159H22ZM32 161H33V160H32ZM41 161H42V159H40V163H41V164L44 163V160H43V162H41ZM104 161H105V160H104ZM108 161H110V159H109ZM108 161H106V163H107ZM122 161H123V160H122ZM122 161H121V162H122ZM134 161H136V160H134ZM151 161H149V162H151ZM169 161H170V160H169ZM212 161H213V160H212ZM219 161H220V160H219ZM219 161L217 160L218 163H219ZM248 161H249V160H248ZM257 161H258V160H257ZM260 161H261V160H260ZM263 161H264V158H263ZM17 162H18V160H17ZM29 162H30V160H29ZM45 162H46V161H45ZM69 162H70V161H69ZM88 162H89V164H90V161H88ZM88 162H87V164H88ZM97 162H98V161H97ZM112 162H110V163H112ZM119 162H120V160H119L118 162H116V163H119ZM131 162H130V163H131ZM155 162L158 163V161H153V163H155ZM163 162H164L165 164L168 163V162H166V160L163 161ZM205 162H206V161H205ZM221 162H222V161H221ZM226 162H227V161H226ZM233 162H234V161H233ZM233 162H232V163H233ZM251 162H252V158H251ZM6 163H7V162H6ZM6 163H5V164H6ZM10 163H11V162H10ZM12 163H13V162H12ZM19 163H20V162H19ZM26 163H28V162L26 161ZM26 163H24V161H23V164H26ZM30 163H32V162H30ZM38 163H39V161H38ZM40 163H39V164H40ZM70 163H72V162H70ZM74 163H75V162H74ZM84 163H85V160H84ZM91 163H92V162H91ZM95 163H96V161H95ZM98 163H99V162H98ZM100 163H101V160H100ZM123 163H124V162H123ZM125 163H126V161H125ZM134 163H137V164H138L139 162L136 161V162H134ZM134 163H133V164H134ZM142 163H144V162L142 161ZM142 163H141V164H142ZM146 163H147V162H146ZM146 163H145V164H146ZM156 163H155V164H156ZM210 163H212V162L210 161L209 164H210ZM235 163H236V161H235ZM253 163H254V162H253ZM2 164H3V163H2ZM2 164H1V165H2ZM5 164H3V165H5ZM7 164H9V160H8V163H7ZM21 164H22V163H21ZM28 164H29V163H28ZM35 164H37V163H35ZM39 164H38V168H39ZM77 164H78V162H77ZM93 164H94V163H93ZM104 164H105V162H104ZM107 164H108V163H107ZM127 164H128V163H127ZM127 164H124V165H127ZM133 164L131 163V165H129V166H131L130 168H132V167L134 166ZM189 164H191V163L189 162ZM194 164H195V163H194ZM209 164H208V165H209ZM216 164H217V163H216ZM227 164H228V163H227ZM247 164H248V163H247ZM254 164H258V162H255ZM16 165H17V164H15V166H16ZM32 165H34V163H33ZM44 165H45V163H44ZM81 165H82V164H80L79 166L81 167ZM101 165H102V164H101ZM110 165H111V164H110ZM110 165H108V166H110ZM121 165H122V164H121ZM132 165H133V166H132ZM149 165H150V164H148L147 166H149ZM160 165H161V164H160ZM162 165H164V164H162ZM170 165H171V164H170ZM185 165H186V164H185ZM185 165H184V166H185ZM197 165H200V163H199V164L197 163ZM211 165H212V164H211ZM232 165H233V164H231V166H232ZM242 165H243V163H242ZM248 165H250V164H248ZM261 165L263 166V164H261ZM261 165H260V166H261ZM11 166L13 167V165H10V167H11ZM15 166H14V167H15ZM45 166H46V165H45ZM55 166H56V165H55ZM58 166H59V165H58ZM69 166H70V165H69ZM75 166H76V169H75V170H77V169H78V168H77V165H75ZM91 166H92V164H91ZM91 166H90V167H91ZM95 166L97 167V165L94 164V166H93L92 168H94ZM102 166H103V165H102ZM102 166H101V167H102ZM106 166H107V165H106ZM111 166H112V165H111ZM113 166H114V165H113ZM113 166H112V167H113ZM152 166H153V165H152ZM152 166H151V167H152ZM155 166H156V165H154V169H155ZM173 166H174V165H173ZM186 166H187V165H186ZM186 166H185V167H186ZM234 166H235V165H234ZM234 166L231 168V170L234 168ZM236 166H237V165H236ZM250 166H251V165H250ZM252 166H253V164H252ZM256 166H257V165H256ZM0 167H1V166H0ZM18 167H19V166H18ZM23 167H24V166H23ZM49 167H50V166H49ZM51 167H52V166H51ZM56 167H57V166H56ZM72 167H73V166H72ZM80 167H79V168H80ZM82 167H83V166H82ZM96 167H95L94 169H96ZM112 167L109 168V170H110V169H114L116 166L113 167V168H112ZM117 167H118V165H117ZM145 167H146V166H145ZM145 167H142V168L145 169ZM151 167H150V169H151ZM162 167H165V170H166V166H162ZM189 167H190V166H189ZM211 167H212V166H211ZM223 167H224V166H223ZM248 167H249V166H248ZM1 168H2V167H1ZM6 168H7V167H6ZM15 168H16V167H15ZM28 168H29V167H28ZM42 168H43V167H42ZM45 168H46V167H45ZM62 168H63V167H62ZM62 168H61V169H62ZM83 168H84V167H83ZM103 168H104V167H103ZM103 168H102V171L104 170ZM105 168H106V167H105ZM120 168H121V167H120ZM120 168H117V169L120 170ZM122 168H125V167H122ZM135 168H136V167H135ZM139 168H140V166L138 167V169H139ZM142 168H140V169H142ZM147 168H148V167H147ZM147 168H146L145 170H148V169H149V168H148V169H147ZM156 168H158V166H157ZM159 168H160V166H159ZM167 168H168V167H167ZM187 168H188V166H187ZM192 168H193V167H192ZM195 168H196V167H195ZM198 168H199V166H198ZM207 168H210V166L207 167ZM227 168H228V167H227ZM9 169H10V168H9ZM24 169L27 170V167L24 168ZM30 169H31V168H30ZM49 169H50V168H49ZM61 169H60V170H61ZM65 169H66V168H65ZM65 169H64V170H65ZM80 169H81V168H80ZM84 169H85V168H84ZM84 169H83L82 171H84ZM94 169H93V170H94ZM97 169H98V168H97ZM125 169H126V168H125ZM125 169H123V170H125ZM133 169H134V168H133ZM136 169H137V168H136ZM136 169H134V171H135ZM177 169H179V168H177ZM223 169H224V168H223ZM251 169H252V168H251ZM251 169H250V171H251ZM2 170H3V168H2ZM5 170H6V169H5ZM5 170H3V171H5ZM14 170H15V169H14ZM19 170H21V169H17V171H19ZM40 170H41V169H40ZM40 170H38V171H40ZM53 170H54V167H53ZM55 170H56V169H55ZM66 170H67V169H66ZM66 170H65V171H66ZM68 170H69V169H68ZM68 170H67V171H68ZM88 170H89V169H88ZM91 170H92V169H91ZM98 170H99V169H98ZM100 170H101V169H100ZM107 170H108V167H107ZM107 170H106L105 172H107ZM121 170H122V169H121ZM121 170H120V171H121ZM127 170H128V169H127ZM127 170H126V171H127ZM142 170H143V169H142ZM158 170H159V169H158ZM161 170H162V169H161ZM161 170H160V172H161ZM175 170H176V169H175ZM212 170H213V169H212ZM0 171H1V170H0ZM42 171H43V170H42ZM46 171H47V169H46ZM49 171H50V170H48V173H49ZM69 171H70V170H69ZM73 171H74V170H73ZM82 171H80V172H82ZM86 171H87V169H86ZM113 171H115V169H114ZM126 171H125V172H126ZM150 171H152V169H151ZM233 171H234V170H233ZM247 171H248V169H247ZM261 171H263V170H261ZM21 172H22V170H21ZM21 172H20V173H21ZM29 172L31 173L30 170H29ZM54 172H55V171H54ZM74 172H75V171H74ZM77 172H78V170H77ZM92 172H93V175L96 174L95 171H92ZM94 172H95V174H94ZM109 172H111V174H112V171H109ZM115 172H116V171H115ZM137 172L140 173V171H137ZM137 172H136V173H137ZM148 172H149V170L147 171V174L149 175L150 173H148ZM157 172H158V171H157ZM157 172H156V174H157ZM162 172H163V170H162ZM166 172H167L166 174H168V171H166ZM172 172H173V170H172ZM180 172H181V171H180ZM180 172H179V173H180ZM184 172H185V171H184ZM186 172L188 173V171H186ZM213 172H214V171H213ZM226 172H227V171H226ZM245 172H246V171H245ZM11 173H12V172H11ZM22 173H23V172H22ZM32 173H33V171H32ZM37 173H38V172H36L35 174H37ZM44 173H45V171H44ZM58 173H59V172H58ZM66 173H67V172H66ZM101 173H102V172H101ZM116 173L118 174V172H116ZM116 173H115V174H116ZM121 173H122V172H121ZM121 173H119L118 176H120ZM176 173H177V172H176ZM181 173H182V172H181ZM181 173H180V174H181ZM228 173H230V169H229V172H228ZM231 173H232V172H231ZM250 173H251V172H250ZM38 174H40V173H38ZM53 174H54V173H52V175H53ZM87 174H88V172H87ZM87 174H86V175H87ZM102 174H103V173H102ZM107 174H108V173H107ZM128 174H130V172L127 173V175H128ZM131 174H132V173H131ZM143 174H146V172L143 173ZM143 174H142V175H143ZM156 174H155V175H156ZM158 174H159V172H158ZM160 174H161V173H160ZM160 174H159V175H160ZM226 174H227V173H226ZM232 174H233V173H232ZM232 174L230 175V177L233 176ZM243 174H244V173H243ZM245 174H246V173H245ZM257 174H259V172H258ZM7 175H9V174H7ZM7 175H5V176H7ZM13 175H14V174H12V176H13ZM16 175H17V174H16ZM21 175H22V174H21ZM23 175H24V174H23ZM26 175H27V174H26ZM40 175H42V172H41ZM44 175H45V174H44ZM47 175H48V174H47ZM52 175H50V173H49V176H50V177H51ZM70 175H71V174H70ZM83 175H85V174H82L81 176L83 177ZM88 175H89V174H88ZM100 175H101V174H100ZM100 175H98V176H100ZM132 175H133V174H132ZM151 175H152V174H150V176H151ZM195 175H196V174H195ZM202 175H203V174H202ZM253 175H254V172H253ZM14 176H15V175H14ZM18 176H19V174H18ZM53 176H54V175H53ZM76 176L78 177V175H76ZM81 176L79 175V177H81ZM91 176H92V175H91ZM111 176H112V175H110V177H111ZM118 176H117V177L115 176V179H117V178L119 179ZM123 176H124V175L122 174V176H121V178H120L119 180L123 181V179H122ZM138 176H139V175H138ZM138 176H136V177H138ZM140 176H141V175H140ZM156 176H158V175H156ZM164 176H166V175H164ZM173 176H174V174H173ZM249 176H251V175H249ZM249 176H247V177H249ZM256 176H257V175H256ZM260 176H263V175L260 174ZM260 176H259V177H260ZM8 177H9V176H8ZM22 177H24V176H22ZM26 177H27V176H26ZM29 177H32V175L29 176ZM40 177H41V176H39V179H40ZM43 177H44V176H43ZM43 177H41V179H43ZM82 177H81V178H82ZM102 177H103V176H102ZM128 177H129V176H128ZM134 177H135V176H134ZM134 177H133V181H134ZM143 177H144V175H143ZM151 177H152V176H151ZM162 177H163V175H162ZM185 177H187V176H185ZM185 177H183L182 179H184ZM222 177H223V176H222ZM230 177H227V178H229V180H230ZM263 177H264V176H263ZM0 178H1V177H0ZM20 178H21V177H20ZM34 178L37 179V177H34ZM46 178H47V177H46ZM74 178H75V174H74ZM83 178H84V177H83ZM97 178H98V177H96V179H97ZM103 178H104V177H103ZM105 178H107V177H105ZM105 178H104V179H105ZM108 178H109V177H108ZM111 178H112V182H111V183H113V178H114V177H111ZM123 178H125V177H123ZM131 178H132V176H131ZM139 178H140V177H139ZM141 178H142V177H141ZM144 178H147V177H144ZM148 178H149V176H148ZM148 178H147V179H148ZM160 178H161V177H160ZM170 178H172V177H170ZM200 178H201V176H200ZM227 178H225V179H227ZM242 178H244V177L242 176ZM251 178H253V177L251 176ZM261 178H262V177H261ZM2 179H3V178H2ZM23 179H25V178H23ZM27 179H31V178H27ZM78 179H79V178H77L76 180L78 181ZM90 179H91V178H90ZM104 179H102V181H104ZM150 179H151V178H150ZM154 179H155V178H154ZM156 179H157V177H156ZM156 179H155V183L158 182V181L156 182ZM158 179H159V177H158ZM158 179H157V180H158ZM163 179H165V178H163ZM167 179H168V177H167ZM172 179H173V178H172ZM248 179H249V178H248ZM255 179H256V178H255ZM34 180H35V179H34ZM47 180H48V178H47ZM63 180H64V179H63ZM80 180H82V179H79V181H80ZM91 180H93V179H91ZM106 180H107V179H106ZM108 180L111 181V179H108ZM119 180H118V181H119ZM125 180L128 181V179H125ZM130 180H131V179H130ZM138 180H139V179H138ZM138 180H137V183H138ZM161 180H162V178H161ZM200 180H201V179H200ZM235 180H236V179H235ZM251 180H252V179H251ZM0 181H1V180H0ZM6 181H7V180H6ZM23 181H24V180H23ZM31 181H32V180H31ZM38 181H39V180L37 179V181H34V182L37 183ZM44 181H46V180H44ZM53 181H54V180H53ZM53 181H52V182H53ZM59 181H60V180H59ZM66 181H67V180H66ZM86 181H87V180H86ZM93 181H94V180H93ZM97 181H98V180H97ZM97 181H95V182H97ZM100 181H101V180H99V183H100ZM135 181H136V180H135ZM142 181H143V180H142ZM142 181H141V184L144 183V181H145V183L147 184L146 180H144L143 182H142ZM208 181H209V180H208ZM223 181H224V180H223ZM226 181H227V180H226ZM231 181L234 182L233 180H231ZM257 181H258V180H257ZM262 181H264V180H262ZM262 181L260 180L259 182L261 183ZM46 182H48V181H46ZM52 182H51V183H52ZM80 182H81V181H80ZM82 182L84 183V181H82ZM105 182H106V181H105ZM116 182H117V181L115 180V182H114L113 184H111V185H114V184L116 185ZM129 182H130V181H129ZM131 182H132V181H131ZM163 182H164V181H163ZM199 182H201V181H199ZM204 182H205V181H204ZM213 182H214V181H213ZM219 182H220V181H219ZM243 182H244V183H248V182H245V181H243ZM243 182H242V183H243ZM251 182H252V184L255 183V182L253 183V180H252ZM251 182H250V183H251ZM14 183H15V181H14ZM14 183H13V184H14ZM24 183H25V182H24ZM24 183H23V184H24ZM36 183H34V184H36ZM41 183H42V182H41ZM41 183H39V184H41ZM77 183L79 184V182H77ZM77 183H75V185L78 187V184H77ZM87 183H88V182H86V184H87ZM107 183H108V182H107ZM109 183H110V182H109ZM132 183H133V182H132ZM145 183H144V184H145ZM150 183H154V182H150ZM158 183H160V182H158ZM158 183H157V184H158ZM161 183H162V182H161ZM224 183H226V182H224ZM229 183H230V181H229ZM234 183H236V181H235ZM15 184H16V183H15ZM34 184H33V185H34ZM47 184H48V183H47ZM64 184H65V183H64ZM68 184H69V183H68ZM86 184H85V186H86ZM88 184H89V183H88ZM94 184H95V183H94ZM102 184H103V182H102ZM118 184H120V182H119ZM135 184H136V182H135ZM139 184H140V183H139ZM139 184H138V185H139ZM165 184L167 185V183H165ZM176 184H177V186H178V183H176ZM213 184H214V183H213ZM217 184H218V183H217ZM220 184H221V183H220ZM222 184H223V183H222ZM237 184L239 185L240 183H237ZM252 184H251V185H252ZM256 184H257V183H256ZM0 185H1V184H0ZM17 185H19V184H17ZM36 185H38V184H36ZM41 185H42V184H41ZM45 185H46V184H45ZM45 185H44V182H43V186H45ZM49 185H50V184H49ZM59 185H60V184H59ZM69 185H71V184H69ZM81 185H82V184H81ZM90 185H91V183H90ZM96 185H98V182H97ZM100 185H101V183H100ZM109 185H110V184H109ZM120 185H121V184H120ZM120 185H117V187L120 186ZM123 185L125 186V183H124ZM127 185H128V184H126V187H127ZM129 185H130V184H129ZM129 185H128V186H129ZM147 185H148V187L150 186V184H147ZM147 185H146V186H147ZM152 185H153V184H152ZM223 185L225 186V185H227V184H223ZM241 185H242V184H241ZM248 185H250V184H248ZM14 186H16V185H14ZM29 186H30V184H29ZM31 186H32V185H31ZM38 186H39V185H38ZM52 186H53V185H52ZM56 186H57V185H55L54 188H56ZM62 186H64V185H62ZM76 186H75V188H76ZM101 186H102V185H101ZM103 186H104V185H103ZM103 186H102V189H103ZM124 186H123V187H124ZM131 186H134V185H131ZM131 186H130V187H131ZM146 186H145V188H146ZM159 186L161 187L160 184H158V187H159ZM164 186H165V185H164ZM164 186H162V188H163ZM179 186H182V185L179 184ZM209 186H210V185H209ZM231 186L234 187V184L231 185ZM235 186H236V185H235ZM3 187H5V184H3ZM22 187H23V186H22ZM24 187H26V186H24ZM41 187H42V186H41ZM57 187H58V186H57ZM60 187H61V186H60ZM71 187H73V186H71ZM71 187H70V188H71ZM99 187H100V186H98V188H99ZM115 187H116V186H114V188H115ZM117 187H116V188H117ZM134 187H135V186H134ZM141 187H142V186H141ZM141 187H140V188H141ZM152 187L154 188L155 186H152ZM158 187H157V188H158ZM207 187H208V186H207ZM221 187H222V186H221ZM221 187H220V188H221ZM227 187H229V186H227ZM241 187H242V186H241ZM245 187H246V186H245ZM248 187H250V186H248ZM6 188L8 189L9 187L6 186L5 188H2V189L5 190ZM14 188H15V187H14ZM20 188H21V187H20ZM20 188H19V190H20ZM29 188H30V187H29ZM31 188H32V187H31ZM43 188L45 189V188H47V186H45V187H43ZM43 188H42V189H43ZM48 188H49V187H48ZM48 188H47V189H48ZM51 188H52V187H51ZM65 188H66V187L64 186V192H66V190H67V189L65 190ZM70 188H69V189H70ZM91 188H92V187H91ZM104 188H106V187H104ZM107 188H108V186H107ZM114 188H113V189H114ZM116 188H115V189H116ZM120 188H121V186H120ZM127 188H129V187H127ZM150 188H151V187H150ZM165 188H167V187L165 186ZM165 188L163 189L164 192L167 191V189H166V191H165ZM184 188H187V186H186V187L184 186ZM231 188H232V187H231ZM235 188H236V187H235ZM242 188L244 189V186H243ZM254 188H255V187H254ZM257 188H258V187H257ZM7 189H6V190H7ZM25 189H27V188H25ZM34 189H35V187H34ZM38 189L40 190V187H39ZM61 189H62V187H61ZM61 189H60V190H61ZM77 189H78V188H77ZM80 189H84V185H83V188H80ZM80 189H79V190H80ZM89 189H90V188H89ZM89 189H88V190H89ZM92 189L95 190V188H92ZM121 189H122V188H121ZM133 189H134V188H133ZM136 189H137V188L135 187V192H136ZM143 189H144V188H143ZM147 189H148V188H147ZM177 189H178V188H177ZM207 189H208V188H207ZM207 189H206V190H207ZM218 189H219V188H218ZM224 189H225V188H224ZM224 189H223V190H224ZM245 189H247V187H246ZM250 189H251V188H250ZM252 189H253V185H252ZM252 189H251V190H252ZM259 189H260V188H259ZM0 190H1V189H0ZM22 190H23V189H22ZM45 190H46V189H45ZM52 190L55 191V189H52ZM70 190H71V189H70ZM70 190H68V191H70ZM72 190H73V189H72ZM79 190H76V191H79ZM84 190L86 191V189H84ZM103 190H104V189H103ZM107 190H108V189H107ZM109 190H110V189H109ZM109 190H108V191H109ZM125 190H126V189H125ZM127 190H128V189H127ZM127 190H126V191H127ZM139 190H140V189H139ZM149 190H150V189H149ZM151 190L154 191V190H156V189H151ZM157 190H160V189H157ZM170 190H171V188H170ZM214 190H215V189H214ZM220 190H221V189H220ZM229 190H231L230 187H229ZM232 190H233V188H232ZM236 190H238V188H237V189H234L233 191L235 192ZM7 191H8V190H7ZM7 191H6V192H7ZM41 191H42V190H41ZM58 191H59V190H58ZM62 191H63V190H62ZM89 191H90V190H89ZM89 191H88V192H89ZM91 191H92V190H91ZM91 191H90V192H91ZM96 191H98V190H96ZM96 191H94V192H96ZM104 191H105V190H104ZM111 191H112V190H111ZM117 191H120V190L117 188ZM128 191H129V190H128ZM132 191H133V190H132ZM153 191H149V193H150L151 195H153V194H152ZM163 191H162V192H163ZM168 191H169V190H168ZM221 191H222V190H221ZM227 191H228V190H227ZM227 191H224L223 194H224L225 192H227ZM249 191H250V190H249ZM256 191H258V190H254V192H256ZM8 192H10V191H8ZM20 192H21V191H20ZM47 192H49V189L47 190ZM64 192H62V193L64 194ZM70 192H71V191H70ZM86 192H87V191H86ZM90 192H89V193H90ZM98 192H99V191H98ZM98 192H97V193H98ZM109 192H110V191H109ZM109 192H108V193H109ZM112 192H113V191H112ZM112 192H111V193H112ZM115 192H116V191H115ZM122 192L124 193V191H122ZM130 192H131V191H130ZM137 192H138V190H137ZM144 192H145V191H144ZM151 192H152V193H151ZM177 192H178V191H177ZM239 192H241V191H238V193H239ZM259 192H260V191H259ZM259 192H258V193H259ZM2 193H3V191H2ZM14 193H15V192H14ZM32 193H33V192H31V194H32ZM34 193H35V192H34ZM36 193H38V191H36ZM49 193H50V192H49ZM51 193H52V192H51ZM60 193H61V191H60ZM62 193H61V194H62ZM77 193H80V191L77 192ZM89 193H87V194L89 195ZM92 193H93V192H92ZM100 193H103V195L105 194L104 192H100ZM111 193H110V194H111ZM113 193H114V192H113ZM116 193H117V192H116ZM142 193H143V192H142ZM145 193H148V191L145 192ZM159 193H160V196H157V198L155 197V200H158V197H162V196L164 195V194L161 195V192H158V194H159ZM216 193H217V191H216ZM228 193H230V192H228ZM231 193H232V191H231ZM238 193H237V194H238ZM244 193H248V191L246 190V192L244 191ZM252 193H253V192H252ZM256 193H257V192H256ZM0 194H1V192H0ZM7 194L9 195V193H7ZM11 194H13V192H12ZM11 194H10V195H11ZM15 194H16V193H15ZM18 194H20V193L18 192ZM22 194H25V193L22 192ZM42 194L44 195V192H43ZM61 194H60V195H61ZM66 194H67V192H66ZM69 194H71V193H69ZM72 194H73V192H72ZM72 194H71V195H72ZM75 194H76V192H75ZM75 194H74L73 196H74V199H75V202H76V198H77V197L75 198V196H76ZM110 194H109V195H110ZM117 194L120 195L119 192H118ZM117 194H115V195H117ZM124 194H126V193H124ZM201 194H202V193H201ZM235 194H236V193H235ZM235 194L232 193V195H234V197H235ZM240 194H241V193H240ZM240 194H239V195H240ZM242 194H243V193H242ZM242 194H241V195H242ZM13 195H14V194H13ZM26 195H27V194H26ZM36 195H37V194H36ZM45 195H47V194L45 193ZM45 195H44V196H45ZM52 195H53V194H52ZM54 195L56 196V194H54ZM54 195H53V196H54ZM88 195H87V196H88ZM90 195H92V194L90 193ZM98 195H99V194H98ZM98 195H97V196H98ZM105 195H107V194H105ZM109 195H108V196H109ZM127 195H128V194H127ZM129 195H130V194H129ZM142 195H143V194H142ZM142 195L139 194V196H141V197H143L145 194H144L143 196H142ZM147 195H149V194H147ZM147 195H146V196H147ZM151 195H149V196L151 197ZM156 195H157V193H156ZM217 195H221V192H220V193H217ZM241 195H240V196H241ZM244 195H246V194H244ZM249 195H250V193H249ZM249 195H248V196H249ZM256 195H257V194H256ZM263 195H264V194H263ZM0 196H1V195H0ZM24 196H25V195H24ZM27 196H28V195H27ZM34 196H35V195H34ZM73 196H71V197H73ZM80 196H81V195L79 194V198L81 199ZM92 196H93V195H92ZM99 196H100V195H99ZM108 196H107V197H108ZM123 196H125V195H123ZM130 196H132V195H130ZM130 196H129V197H130ZM133 196L135 197L136 195H133ZM137 196H138V195H137ZM213 196H214V195H213ZM224 196H225V194H224ZM251 196H252V195H251ZM1 197H2V196H1ZM14 197H15V199H16V196H14ZM14 197H12V199H13ZM35 197H36V196H35ZM45 197H46V196H45ZM61 197H62V196H61ZM84 197H85V196H84ZM105 197H106V196H105ZM110 197H111V196H109V198H110ZM119 197L121 198V196H119ZM126 197H127V196H126ZM141 197H139V198H141ZM144 197H145V196H144ZM178 197H179V196H178ZM202 197H203V196H202ZM215 197H216V196H215ZM230 197H231V195H230ZM230 197L228 196V198H230ZM232 197H233V196H232ZM234 197H233V198H234ZM254 197H255V196H254ZM260 197H261V196H260ZM2 198H3V197H2ZM23 198H24V197H23ZM26 198H31V196H30V197H26ZM32 198H33V197H32ZM40 198H42V197H40ZM48 198L51 199L50 196H49ZM48 198H47V199H48ZM68 198H69V197H68ZM87 198H88V197H87ZM94 198H95V196L93 197V201H94ZM115 198H117V197H115ZM135 198H136V197H135ZM135 198H134V199H135ZM137 198H138V197H137ZM139 198H138V199H139ZM190 198H191V197H190ZM190 198H189V199H190ZM209 198H210V197H209ZM237 198H238V197H237ZM237 198H236V199H237ZM239 198H241V199L244 200V198H242V197H239ZM239 198H238V199H239ZM248 198H249V197H248ZM257 198L260 199L258 196H257ZM261 198H262V197H261ZM7 199H8V198H7ZM15 199H13L14 202H15ZM21 199H22V198H21ZM50 199H49V200H50ZM56 199H57V197H56ZM60 199H61V198H60ZM60 199L58 198L57 200H60ZM64 199H65V198H64ZM80 199H79V200H80ZM89 199H90V198H89ZM91 199H92V198H91ZM100 199H101V198H100ZM102 199H104V198H102ZM122 199H123V198H122ZM127 199H128V198H127ZM130 199H131V201L134 202V200H133L132 197H130ZM147 199H149V197H147ZM150 199H151V198H150ZM153 199H154V198H153ZM160 199H161V201L163 200L162 198H160ZM234 199H235V198H234ZM238 199H237V200H238ZM252 199L254 200V198H252ZM252 199H251V200H252ZM10 200H11V198L9 199V201H10ZM38 200H39V199H38ZM42 200H43V199H42ZM44 200L46 201V199H44ZM51 200L53 201V199H51ZM57 200H56V202H57ZM65 200L68 201L67 199H65ZM71 200H72V198H71ZM77 200H78V199H77ZM87 200H88V199H86V201H87ZM110 200H111V199H110ZM116 200H117V199H116ZM120 200H121V199L118 198V201H119V202H120ZM123 200L125 201V197H124ZM123 200L121 201V206H123V205H122ZM142 200H143V198H142ZM144 200H146V199L144 198ZM144 200H143V201H144ZM195 200H196V198H195ZM209 200H210V199H209ZM214 200H215V199H214ZM214 200H213V201H214ZM220 200H221V199H220ZM222 200H224V199L222 198ZM231 200H232V199H231ZM237 200H236V202H237ZM245 200H246V199H245ZM9 201H8V202H9ZM11 201H12V200H11ZM33 201H34V200H33ZM47 201H48V200H47ZM52 201H51V202H52ZM61 201H63V199H61ZM66 201H65V202H66ZM69 201H70V200H69ZM100 201H101V200H100ZM100 201H99V202H100ZM139 201H140V200H139ZM158 201H159V200H158ZM215 201H216V200H215ZM215 201H214V202H215ZM224 201H225V200H224ZM226 201H229V200H226ZM255 201H256V200H255ZM17 202H19V201H17ZM17 202L14 203L15 206H16ZM56 202H55V203H56ZM58 202H59V201H58ZM65 202H64V203H65ZM70 202H71V201H70ZM91 202H92V201H91ZM91 202H90V204H91ZM97 202H98V200H97ZM103 202H106V203H107L106 200L103 201ZM114 202H115V204H114L115 206H118V204H120V203H118V204L116 205V201H113V203H114ZM137 202H138V200H137ZM137 202H134V203H137ZM146 202H148V205H149V201H146ZM152 202H153V205H155V204L157 203L156 201H155V202L152 201ZM159 202H160V201H159ZM210 202H211V201H210ZM210 202H209V204H210ZM218 202H219V200H218ZM222 202H223V201H221V204H223ZM229 202H230V204H231V201H229ZM236 202H235V203H236ZM248 202H249V200H248ZM251 202H252V201H251ZM0 203H1V202H0ZM10 203H11V202H10ZM12 203H13V201H12ZM42 203H45V202L43 201ZM42 203H40V204H42ZM48 203H49V202H48ZM53 203H54V202H53ZM60 203L62 204V202H60ZM64 203H63V204H64ZM67 203H68V202H67ZM67 203H66V204H67ZM71 203H72V202H71ZM77 203H79V202H77ZM100 203L103 204V206H105L104 203H102V201H101ZM100 203H99V204H100ZM106 203H105V204H106ZM138 203H139V202H138ZM141 203H143V202L141 201ZM154 203H155V204H154ZM161 203H162V202H161ZM161 203H160V204H161ZM224 203H226V202H224ZM227 203H228V202H227ZM227 203H226V204H227ZM243 203H244V201H243ZM249 203H250V202H249ZM253 203H255V202H253ZM262 203L264 204V202H262ZM262 203L259 202V204H262ZM8 204H9V203H8ZM18 204L20 205V203H18ZM18 204H17V205H18ZM26 204H27V202H26ZM26 204H25V205H26ZM35 204H36V207H37V203H35ZM51 204H52V203H51ZM58 204H59V203H56V205L53 204V205L55 206V208H53V206H52V208H53L52 210H56V206H57ZM63 204H62V205H63ZM72 204H74V202H73ZM80 204H82V203H80ZM84 204H85V203H84ZM88 204H89V203H88ZM125 204H126L125 207H128V206H127V201H126ZM128 204H129V203H128ZM132 204H133V203H132ZM132 204H130V205H132ZM139 204H140V203H139ZM150 204H151V202H150ZM158 204H159V203H158ZM193 204H194V203H192V205H193ZM211 204H213V203H211ZM216 204H217V202H216ZM230 204H229V205H230ZM244 204H245V203H244ZM256 204H257V203H256ZM263 204H262V205H263ZM19 205L15 207L16 211H18L17 209L19 208ZM45 205H46V204H45ZM45 205H44V206H45ZM75 205H76V204H75ZM75 205H74V206H75ZM82 205H83V204H82ZM86 205H87V203H86ZM94 205H95L96 207H98V206H97L98 204H97V205L94 204ZM110 205H111V201H110ZM112 205H113V204H112ZM146 205H147V204H146ZM180 205H181V204H180ZM206 205H207V204H206ZM214 205H215V204H214ZM217 205H219V204H217ZM217 205H216V206H217ZM224 205H225V204H224ZM229 205H227V206H229ZM231 205L233 206V204H231ZM236 205H237V203H236ZM257 205H258V204H257ZM7 206H9V205H7ZM7 206H6V207H7ZM31 206H34V205H32V203H31ZM49 206H50V205H49ZM49 206H48V207H49ZM59 206H60V205H59ZM59 206H57V207H59ZM87 206H90V205H87ZM121 206H120V208H121ZM132 206H133V205H132ZM132 206H131V207H132ZM140 206H141V205H140ZM182 206H183V204H182ZM196 206H197V205H196ZM216 206H214V207H216ZM220 206H221V205H219L218 207H220ZM240 206H242V205H240ZM247 206H248V205H247ZM0 207H1V206H0ZM6 207H5V208H6ZM11 207H12V205H11ZM17 207H18V208H17ZM50 207H51V206H50ZM60 207H61V206H60ZM105 207H106V206H105ZM110 207H111V206H110ZM112 207H113V206H112ZM131 207H128V209L131 208ZM134 207H135V206H134ZM223 207H224V206H223ZM223 207H222V208H223ZM26 208H27V206H26ZM28 208H29V207H28ZM32 208H33V207H32ZM46 208H47V207H46ZM62 208H63V207H62ZM68 208H69V206H68ZM90 208H93L94 210H96V208H94V207H92V206L89 207L88 209H90ZM98 208H99V207H98ZM120 208H119V207H118V208L116 207V209H120ZM136 208H138V207L136 206ZM157 208H158V205H157ZM165 208H167V207H165ZM168 208H169V207H168ZM170 208H171V207H170ZM191 208H192V207H191ZM212 208H213V207H212ZM224 208H225V207H224ZM229 208H230V207L227 208V211L229 210ZM251 208H252V210H255V208L253 209V207H250V209H251ZM257 208H258V207H257ZM260 208H261V207H260ZM262 208H264V207H262ZM9 209H10V208H9ZM24 209H25V208H24ZM48 209H49V208H48ZM63 209H64V208H63ZM73 209H76V208H73ZM78 209H79V207H77V210H78ZM81 209L83 210V207H82ZM88 209H86V210L88 211ZM104 209L106 210V208H104ZM108 209H109V212H110V208H109V207H108ZM116 209H115V207H114V210H116ZM131 209H133V208H131ZM140 209H141V207H140L139 209H137V210L140 211ZM142 209H143V208H142ZM142 209H141V210H142ZM144 209H145V208H144ZM154 209H155V208H154ZM202 209H203V208H202ZM217 209H218V208L216 207L215 210H217ZM231 209H232V208H231ZM233 209H235V208H233ZM1 210H8V207H7V209H2V208H1ZM10 210H11V209H10ZM49 210H50V209H49ZM65 210H66V209H65ZM69 210L71 211V209H68V212H70ZM94 210H93V212H95ZM111 210H112V209H111ZM133 210H134V211H137V210H135V208H134ZM145 210H146V209H145ZM150 210H151V208H150ZM152 210H153V209H152ZM184 210H185V209H184ZM186 210H187V209H186ZM257 210H258V209H257ZM259 210H262V209H259ZM259 210H258V211H259ZM16 211H14V212H16ZM21 211H22V210L20 209V212H21ZM46 211L48 212V210H46ZM87 211H86V214H87ZM90 211H91V210H90ZM90 211H89V213H90ZM99 211H101L100 208H99ZM106 211H107V210H106ZM124 211H125V210H124ZM142 211L144 212V210H142ZM154 211H156V210H154ZM195 211H196V209H195ZM210 211H211V209H210ZM227 211H226V213H227ZM1 212H2V211H1ZM1 212H0V213H1ZM3 212H5V211H3ZM3 212H2V213H3ZM9 212H10V211H9ZM11 212H12V210H11ZM11 212H10V214H11ZM18 212H19V211H18ZM23 212H24V211H23ZM27 212H28V214H29V213H30V210L27 211ZM40 212H41V211H40ZM40 212H39V214H40ZM64 212H66V211H64ZM68 212H66V213H68ZM76 212H78V211H76ZM79 212H80V211H79ZM81 212H83V211H81ZM84 212H85V210H84ZM96 212H97V211H96ZM116 212H117V211H116ZM120 212H122V211L119 210L118 213H120ZM125 212H127V211H125ZM137 212H138V211H137ZM143 212L141 213V215H143ZM148 212H149V210H148ZM150 212H151V211H150ZM198 212H200V208H199V211H198ZM220 212H221V211H220ZM220 212H219V213H220ZM228 212L231 213L232 210H231V212H230V211H228ZM237 212H239V211H237ZM240 212H241V211H240ZM243 212H244V211H242V213H243ZM245 212H246V211H245ZM250 212H252V211L250 210ZM6 213H7V212H6ZM6 213H3V215H5ZM12 213H13V212H12ZM41 213L43 214V211H42ZM57 213H58V212H57ZM57 213H55L56 216H57ZM113 213H115V211H113ZM127 213H128V212H127ZM127 213H126V215H127ZM132 213H133V212H132ZM146 213H147V212H145V214H146ZM152 213H153V214H157V213L151 212V214H152ZM178 213H179V211H178ZM209 213H210V212H209ZM211 213H212V212H211ZM214 213H215V211H214ZM222 213L224 214L225 212H222ZM256 213H257V212H256ZM39 214H38V215H39ZM60 214L64 215V214L62 213V211H60ZM68 214H70V213H68ZM68 214H66V215H68ZM81 214H83V213H80V215H81ZM84 214H85V213H84ZM84 214H83V215H84ZM101 214H102V212H101ZM121 214H122V213H121ZM124 214H125V213L122 214L123 217L126 216V215H124ZM148 214H149V213H148ZM148 214H147V215H148ZM168 214H169V213H168ZM215 214H218V213H215ZM259 214H260V213H259ZM3 215H2V216H3ZM14 215H15V213H14ZM16 215H18V213H17ZM30 215H31V213H30ZM32 215H34V214H32ZM43 215H45V213H44ZM70 215H71V214H70ZM75 215H77V214H75ZM83 215H82V216H83ZM111 215H112V214H111ZM111 215L108 214V217L111 216ZM113 215H115V214H113ZM116 215H117V214H116ZM122 215H120V217H121ZM131 215H134V214H131ZM139 215H140V212H139ZM147 215H146V216H147ZM158 215H159V213H158ZM158 215H157V216H158ZM196 215H197V214H196ZM208 215H209V214H208ZM208 215H206L205 218H206V221L209 222V220H207V219H209ZM225 215H226V214H225ZM233 215H234V214H233ZM237 215H238V214H237ZM260 215H261V214H260ZM262 215H263V214H262ZM262 215H261V216H262ZM20 216H21V215H20ZM24 216H25V215H24ZM40 216H42V215H40ZM48 216H49V215H48ZM50 216H51V215H50ZM71 216H72V215H71ZM95 216H96V214H95ZM99 216H100V215H99ZM101 216H102V215H101ZM103 216L105 217V215H103ZM103 216H102V217H103ZM128 216H129V215H128ZM135 216H136V215H135ZM135 216H134V217H135ZM144 216H145V215H144ZM148 216H150V215H148ZM148 216H147V217H148ZM198 216H199V218H200L201 215H198ZM213 216L216 218L215 215H212L211 217L213 218ZM221 216H222V215H221ZM221 216H218V217L221 218ZM231 216H232V215H231ZM250 216H251V215H249V217H250ZM256 216H258V215L256 214ZM15 217H16V216H15ZM25 217H26V216H25ZM57 217H58V216H57ZM60 217H61V216H60ZM69 217H70V216H69ZM69 217H68V218L65 217V218H67L68 220H70V222H71L72 225H73V224H76V223H74V222H77V218H76L77 216L75 217L76 220L74 219V220H75L74 222H72L73 219H69ZM87 217H88V216H87ZM91 217H92V216H91ZM112 217H113V216H112ZM112 217H111V219H112ZM114 217H116V216H114ZM120 217H118L119 220H120ZM130 217H131V216H130ZM134 217H131V218H134ZM138 217H139V216H138ZM147 217H146V218H147ZM151 217H152V216H151ZM151 217H150V218H151ZM154 217H155V216H153V219H154ZM232 217H233V216H232ZM238 217H239V216H238ZM238 217H237V218H238ZM9 218H10V216H9ZM19 218H20V217H19ZM21 218H22V216H21ZM21 218H20V219H21ZM23 218H24V217H23ZM28 218H29V216H28ZM46 218H47V217H46ZM50 218H51V217H50ZM62 218L64 219V217H61L60 220H61ZM73 218H74V217H73ZM80 218H81V217H80ZM88 218H90V217H88ZM88 218H87V219H88ZM92 218H94V217H92ZM92 218H91V220H92ZM95 218H97V217H95ZM139 218H140L141 221H142V220L144 221V220L146 219V218H144V217H143L144 219H141V217H139ZM139 218H138V219H139ZM155 218H156V217H155ZM168 218H169V216H168ZM180 218H181V216L179 217V219H180ZM199 218H198V219H199ZM212 218H210V219H212ZM215 218H214L213 220H215ZM220 218H219V220H221L223 217H222L221 219H220ZM226 218H227V217H226ZM240 218L242 219V216H241ZM250 218H251V217H250ZM7 219H8V217H7ZM17 219H18V217H17ZM29 219H31V217H30ZM44 219H45V218H44ZM63 219H62V221H63ZM78 219H79V218H78ZM105 219H109V218H105ZM115 219H116V218H115ZM126 219H127V218H126ZM135 219H137V218H135ZM147 219H149V218H147ZM151 219H152V218H151ZM151 219H150V220H151ZM153 219H152V221H153ZM171 219H172V218H171ZM171 219H169V221H170ZM196 219H197V218H196ZM229 219H231V218L229 217ZM9 220H11V218H10ZM13 220H15V219L13 218ZM31 220H32V219H31ZM54 220H55V217H54ZM54 220H51V222H50V219H49V223L53 224L52 222H54ZM64 220H65V219H64ZM71 220H72V221H71ZM81 220L84 221V217H83V219H81ZM96 220H97V219H96ZM127 220H128V219H127ZM131 220H132V219H131ZM157 220H158V218L155 219V221H157ZM224 220L226 221V219H224ZM235 220H237V219H235ZM235 220L232 219L231 221H233V223H235ZM238 220H239V219H238ZM243 220L245 221V216H243ZM43 221H44V220H43ZM107 221H110V219L107 220ZM113 221H114V220H113ZM116 221H117V220H116ZM128 221H129V220H128ZM134 221H135V220H134ZM136 221H137V220H136ZM181 221H182V220H181ZM210 221H211L210 223H212V224H213V223H214V224L216 223V221H215V222H212V220H210ZM217 221H218V220H217ZM222 221H223V220H222ZM244 221L242 222L243 224H244ZM252 221H253V219H252ZM20 222H21V221H20ZM24 222H25V218H24L23 223H24ZM44 222H45V221H44ZM66 222H67V221H66ZM66 222H65V223H66ZM70 222H69L68 224H70ZM87 222H89V221L87 220ZM93 222H94V220H93ZM104 222H105V221H104ZM121 222H122V219H121ZM137 222H138V221H137ZM144 222H147V221H144ZM166 222H167V221H166ZM173 222H174V220H173ZM208 222H205V223H208ZM219 222H221V221H219ZM12 223H14V224L17 225V223H15V222H13V221H12ZM49 223H47L48 226L51 225V224H49ZM55 223H56V221H55ZM77 223H78V222H77ZM101 223H103V222H101ZM109 223L111 224V222H109ZM147 223H149V220H148ZM155 223L157 224V222H155ZM217 223H218V222H217ZM222 223H223V222H222ZM229 223H230V221H229ZM233 223H232V225H233ZM237 223H239V221H237ZM252 223H253V222H252ZM26 224H28V223L26 222ZM29 224H31V222H30ZM45 224H46V223H45ZM57 224H58L57 227H55V226L53 225V226L55 227V229H58V227H59V223H58V222H57ZM81 224H83V223H81ZM81 224H79V225H81ZM104 224H105V223H104ZM113 224H115V223H113ZM116 224L118 225V223H116ZM123 224H124V219H123ZM127 224H128V223H127ZM127 224H126V222H125V226H126ZM130 224H132V223L130 222ZM139 224H140V222H139ZM144 224H145V223H144ZM161 224H162V223H161ZM166 224H167V223H166ZM226 224H227V223H226ZM245 224H246V223H245ZM248 224H250V223L248 222ZM255 224H256V221H255ZM20 225H21V224H20ZM22 225H24V224H22ZM61 225H62V224H61ZM76 225L79 226L78 224H76ZM84 225H85V224H84ZM87 225H92V224H87ZM94 225H97V223L94 224ZM107 225H109V224H107ZM117 225H115V226L112 225L113 227H111V228H113V231L115 230L114 228L117 227ZM137 225H138V224H137ZM142 225H143V224H142ZM216 225H217V224H216ZM216 225H214V227H215ZM234 225H235V224H234ZM246 225H247V224H246ZM250 225H251V224H250ZM25 226L28 227L27 225H25ZM29 226L31 227V225H29ZM36 226H38V225H36ZM77 226H74V227H77ZM99 226H101V225L99 224ZM105 226H106V225H105ZM128 226H130V225L128 224ZM132 226L134 227V230H135V231H138V230H136L137 228H135L134 225H132ZM144 226H145V225H144ZM144 226H141V224H140V227H139L138 229L141 230V229H142L141 227L144 228ZM202 226H203V224H202ZM205 226H206V225H205ZM208 226H210V225H208ZM211 226H212V225H211ZM223 226H224V225H223ZM226 226H228V225H226ZM238 226H239V225H238ZM262 226H263V224H262ZM16 227H17V226H16ZM18 227H19V226H18ZM38 227H39V226H38ZM38 227H37V228H38ZM44 227H45V226H44ZM49 227H51V226H49ZM62 227H63V226H62ZM71 227H73V226H71ZM80 227L82 228L83 226H80ZM80 227H79V228H80ZM85 227H86V226H85ZM101 227H102V226H101ZM101 227H100V228H101ZM103 227H104V226H103ZM121 227H124V226H121ZM133 227H132V228H133ZM146 227H148V226H146ZM162 227H163V224H162ZM178 227H179V226H178ZM197 227H199V226H197ZM219 227H220V224H219ZM219 227H218V229H219ZM242 227H245V226L242 225V226L237 227V228L241 229ZM250 227H251V226H250ZM258 227H260V225H259ZM28 228H29V227H28ZM31 228H32V227H31ZM79 228L77 227V229H79ZM83 228H84V227H83ZM93 228H95V227H93ZM108 228H109V227H108ZM130 228H131V227H129L128 231H129V230H130V231L133 230V229H130ZM149 228L151 229V225H149ZM149 228H148V229H149ZM166 228H167V227H166ZM199 228H200V227H199ZM199 228H198V230H199ZM203 228H204V227H203ZM203 228H202V231H203ZM206 228H208V227H206ZM227 228H228V227H227ZM232 228H235V227L232 226ZM23 229H24V228H23ZM38 229H39V228H38ZM42 229H43V228H41L40 232L42 231ZM53 229H54V228H52V229L49 228V230H53ZM55 229L53 230L54 233H55ZM95 229L98 230L97 228H95ZM119 229H120V228H119ZM121 229H122V228H121ZM176 229H177V228H176ZM178 229H179V228H178ZM200 229H201V228H200ZM209 229H211V228H209ZM209 229H208V230H209ZM221 229H222V227H221ZM225 229H226V228H225ZM230 229H231V228H230ZM230 229H229V230H230ZM235 229H236V228H235ZM239 229H238V231H240ZM247 229H249V228L246 227V231H247ZM252 229H253V228H252ZM263 229H264V228H263ZM10 230H11V229H10ZM14 230H15V229H14ZM30 230H31V229H30ZM32 230H34V229L32 228ZM35 230H36V229H35ZM44 230L47 231L48 229L46 228V229H44ZM44 230H43V231H44ZM66 230H67V229H65V231H66ZM68 230H70V229L68 228ZM71 230H73V228H72ZM75 230H76V229H74L73 231L76 232ZM80 230H81V229H79L78 231H80ZM85 230H86V229H85ZM92 230H93V229H92ZM101 230H102V229H101ZM101 230H99V231H101ZM106 230H107V229H106ZM106 230H105V231H106ZM110 230H111V229H110ZM123 230H124V228H123ZM134 230H133V231H134ZM165 230H166V229H165ZM184 230H185V229H184ZM215 230H216V227H215ZM215 230H214V231H215ZM255 230H256V229L254 228V231H255ZM15 231H16V230H15ZM20 231H21V229H20ZM28 231H29V230H28ZM57 231H58L59 234H63V233L59 232L60 230H57ZM63 231H64V230H63ZM82 231H84V230H81V232H82ZM93 231H94V230H93ZM99 231H97V232H99ZM116 231H118V230L116 229L115 232H116ZM124 231H127V229L124 230ZM124 231H123V233H125ZM145 231H146V230H145ZM145 231H143V232H145ZM154 231H155V230H154ZM176 231H177V230H175L174 233H177ZM200 231H201V230H200ZM205 231H206V230H205ZM214 231H213V232H214ZM230 231H233V230H230ZM238 231H237V233H238ZM242 231H243V230H242ZM249 231H251V230L249 229ZM260 231H261V230H260ZM262 231H263V230H262ZM262 231H261V232H262ZM8 232H11V231H8ZM25 232H26V231H25ZM85 232H86V231H85ZM87 232H88V231H87ZM95 232H96V231H94V233H95ZM107 232H108V231H107ZM107 232H106V233H107ZM109 232H110V231H109ZM120 232H121V230H120ZM209 232H210V230H209ZM224 232H226V231H224ZM251 232H252V234H254L253 231H251ZM255 232H256V231H255ZM18 233H19V232H18ZM20 233H21V232H20ZM33 233H34V231H33ZM36 233L39 235L38 231H36ZM36 233H35V234H36ZM51 233H52V232H51ZM51 233H50V234H51ZM82 233H83V232H82ZM88 233H89V232H88ZM88 233H87V237H88V235H89ZM100 233L102 234L103 231L100 232ZM110 233H113V232H110ZM110 233H109V234H110ZM121 233H122V232H121ZM149 233H150V231H149ZM149 233H148V234H149ZM179 233H180V232H179ZM203 233H204V232H203ZM215 233H216V232H215ZM226 233H227V232H226ZM226 233H223V234L228 235V234H226ZM241 233H242V232L240 231V234H241ZM13 234H14V236H15V233H14V232H13ZM22 234H23V233H22ZM26 234H27V233H26ZM47 234H48V233H47ZM64 234H65V232H64ZM76 234H77V233H76ZM85 234H86V233H85ZM103 234H104V233H103ZM128 234L131 235L132 232H131V233H128ZM133 234H135V232H133ZM133 234H132V235H133ZM138 234H141V233L139 232ZM142 234H143V233H142ZM150 234H151V233H150ZM157 234L159 235L160 233H157ZM172 234H173V232H172ZM183 234H184V233H183ZM199 234H200V232H199ZM219 234H221V233H219ZM235 234H236V233H235ZM235 234H234V235H235ZM245 234H246V233H245ZM10 235H11V234H10ZM17 235H18V234H17ZM20 235H21V234H20ZM41 235H42V234H41ZM43 235H44V234H43ZM43 235H42V236H43ZM55 235H57V234L55 233ZM66 235H68V234H66ZM70 235H74V234L70 233ZM124 235H125V234H124ZM126 235H127V234H126ZM132 235H131V237L134 236V235H133V236H132ZM144 235H146V234H144ZM152 235H153V237H154V234H153V228H152ZM152 235H151V236H152ZM170 235H171V234H170ZM194 235H195V234H194ZM197 235H198V233H197ZM207 235H208V234H207ZM214 235H215V234H214ZM225 235H224V236H225ZM255 235H256V234H255ZM50 236H52V235H50ZM53 236H54V235H53ZM61 236H62V235H61ZM61 236H60V237H61ZM74 236H75V235H74ZM84 236H85V235H84ZM92 236H93V235H92ZM98 236H99V233H98ZM106 236H107V234H106ZM109 236H112V235H109ZM115 236H116V235H115ZM115 236H113V238H115ZM135 236H136V235H135ZM192 236H193V235H192ZM192 236H191V237H192ZM212 236H213V235H212ZM217 236H218V235H217ZM217 236H216L215 238H217ZM224 236H222V237H224ZM232 236H233V235H231V237H232ZM238 236H239V235H238ZM246 236H247V235H246ZM248 236H252V235L250 234V235H248ZM253 236H254V235H253ZM256 236H257V235H256ZM259 236L262 237V235H259ZM259 236H257V238H258ZM12 237H13V235H12ZM22 237H23V236H21V238H22ZM33 237H34V236H33ZM54 237H55V236H54ZM54 237H53V238H54ZM66 237H68V236H66ZM71 237H72V236H70L69 238H71ZM81 237L84 238L83 235H82ZM101 237H103V235H102ZM131 237H129V238H131ZM137 237H138V236H137ZM137 237H135V238H137ZM149 237H150V235H149ZM156 237H157V236H156ZM164 237H165V236H164ZM164 237H163V239H164ZM193 237H194V236H193ZM220 237H221V235H220ZM225 237H226V236H225ZM236 237H237V236H236ZM24 238H25V236H24ZM48 238H49V236H48ZM48 238H46V239L48 240ZM53 238H52V239H53ZM55 238L57 239V236H56ZM61 238H63V236H62ZM73 238H74V237H73ZM78 238H79V237H77L76 240H78ZM82 238H81V239H82ZM91 238H93V237H91ZM95 238H96V237H95ZM122 238H123V237H122ZM122 238H121V240H122ZM127 238H128V237H127ZM140 238H141V237H140ZM146 238H148V236H147ZM154 238H155V237H154ZM157 238H158V237H157ZM171 238H172V236H171ZM179 238H181V237H179ZM183 238H184V240H185L186 237L184 236ZM198 238H199V237H198ZM205 238H206V237H205ZM239 238H240V237H239ZM242 238L244 239L243 235H242ZM246 238H247V237H246ZM254 238H255V237H254ZM15 239H16V237H15ZM33 239H34V238H33ZM46 239H43V240H44V243H45V240H46ZM56 239H54V242L51 241V242L54 243V245L57 243V242L55 241ZM89 239H90V237H89ZM89 239H88V240H89ZM133 239H134V237H133ZM158 239H159V238H158ZM191 239H192V238H191ZM208 239H209V237H208ZM218 239H219V238H218ZM218 239H217V240H218ZM228 239H229V238H228ZM234 239H235V238H233V241H235ZM240 239H241V238H240ZM243 239H241L242 241H241V240H239V241H240V242H243V241L245 240V239H244V240H243ZM247 239H248V238H247ZM252 239H253V238H252ZM258 239H260V238H258ZM29 240H30V239H29ZM47 240H46V242H48V244H49V240H48V241H47ZM59 240H60V238H59ZM59 240L57 239L58 242H59ZM62 240L64 241V238H63ZM66 240H67V239H66ZM66 240H65V241H66ZM74 240H75V238H74ZM82 240H83V239H82ZM96 240H97V239H96ZM103 240H104V239H103ZM115 240H118V239H115ZM121 240H119V241L121 242ZM127 240H128V239H127ZM127 240H126V242H127ZM131 240H132V239H131ZM141 240H143V239H141ZM141 240H140V241H141ZM149 240H151V239L148 238V240H147V244L145 243V244H146L145 247H146V249H147V252H148V248H149V247H147V245H150V244H149ZM193 240H195V239H192V241H193ZM210 240H211V239H210ZM213 240H214V239H213ZM215 240H216V239H215ZM263 240H264V239H263ZM263 240H262V241H263ZM35 241H36V240H35ZM63 241H61V242H63ZM65 241L63 242V244L65 243ZM78 241H79V240H78ZM85 241H86V240H85ZM85 241H84V242H85ZM89 241H90V240H89ZM94 241H95V240H92L91 242H94ZM101 241H102V240H101ZM104 241H105V240H104ZM134 241L137 242V245H140V244H138V241H137L136 239H134ZM151 241H152V240H151ZM151 241H150V242H151ZM162 241H163V240H162ZM173 241H174V239H173ZM173 241L171 240V245H173V244H172ZM185 241H186V240H185ZM200 241H201V240H200ZM202 241H203V240H202ZM204 241L207 242L208 240L204 239ZM204 241H203V242H204ZM221 241H224V240H221ZM226 241H227V238H226ZM226 241H225V242H226ZM237 241H238V238H237ZM239 241H238V242H239ZM246 241H247V240H246ZM248 241H249V243H250L252 240L250 241V240L248 239ZM253 241H255V240H253ZM258 241H259V240H258ZM18 242H19V240H18ZM20 242H21V240H20ZM23 242H24V241H23ZM25 242H26V241H25ZM30 242H33V241H30ZM55 242H56V243H55ZM80 242H82V241H80ZM107 242H108V241H107ZM107 242H106V244L104 245V246H106V247L110 245V244L108 245ZM111 242H112V241H111ZM116 242H117V241H116ZM120 242H119V244L121 245L122 242H121V243H120ZM136 242H135V243H136ZM143 242H144V240H143ZM195 242H197V240H196ZM208 242H209V241H208ZM208 242H207V243H208ZM231 242H232V241H231ZM231 242H230V244H231ZM263 242H264V241H263ZM59 243H60V242H59ZM86 243H87V242H86ZM86 243H85V244H86ZM109 243H110V240H109ZM123 243H124V241H123ZM123 243H122V247H124V246H123ZM139 243H140V242H139ZM154 243H156V241L153 242L152 248H154L153 246H155ZM157 243H158V241H157ZM184 243H185V242H184ZM197 243H198V242H197ZM207 243H205V245H207ZM212 243H213V242H212ZM219 243H220V242H219ZM219 243H218V244H219ZM233 243H234V242H233ZM22 244H23V243H22ZM25 244H26V243H25ZM25 244H24V246H25ZM30 244H31V243H30ZM30 244H29V246L32 245V244H31V245H30ZM46 244H47V243H46ZM50 244H51V243H50ZM66 244L68 245L69 243L66 242ZM77 244H78V243H77ZM80 244L82 245V244H84V243H83V242H82V243H79V246H80ZM101 244L103 245L104 243H101ZM114 244H116V243H114ZM159 244L161 245V241H160ZM164 244H165V243H164ZM185 244H186V243H185ZM187 244H189V243H187ZM187 244H186V245H187ZM199 244H201L200 247H203V246H202V245H203L202 243H199ZM213 244H214V243H213ZM213 244H211V245H213ZM230 244H229V245H230ZM236 244H237V243H236ZM236 244H234V245H236ZM244 244H246V243H244ZM244 244H243V245H244ZM254 244H256V243H254ZM254 244L252 243V246H253ZM26 245H27V244H26ZM33 245H34L35 248H36V244H33ZM58 245H59V244H58ZM61 245H62V244H60V246H61ZM75 245H76V244H75ZM102 245H101V246H102ZM117 245H118V243H117ZM128 245L130 246L131 244H128ZM134 245H135V244H134ZM143 245H144V243H143ZM143 245H142V246H143ZM162 245H163V244H162ZM176 245H177V244H176ZM183 245H184V244H183ZM189 245H191V243H190ZM194 245H195V244H194ZM209 245H210V244L208 243V246H209ZM237 245H239V244H237ZM240 245H242V244H240ZM243 245H242V246H243ZM248 245H249V244L247 243V246H248ZM27 246H28V245H27ZM29 246H28V247H29ZM49 246H50V245H49ZM51 246H52V245H51ZM60 246H59V247H60ZM68 246H69V245H68ZM76 246H78V245H76ZM79 246H78V248H79ZM95 246H96V244H95ZM95 246H94V248H95ZM97 246H98V245H97ZM125 246H127V244H126ZM129 246H128V247H129ZM135 246H136V245H135ZM142 246H141V248H142ZM156 246L158 247L157 244H156ZM164 246H165V248H166V245H164ZM179 246H181V245H179ZM195 246H196V245H195ZM198 246H199V245H198ZM215 246L218 247V245H214L213 247H215ZM232 246H233V245L231 244V246H228V247H232ZM254 246H255V245H254ZM256 246H258V244H257ZM256 246H255V247H256ZM260 246H261V244H260ZM45 247H46V246H45ZM53 247H54V246H53ZM63 247H66V246H63ZM70 247H71V246H70ZM84 247H85V248H88V247H86V245H85ZM90 247L92 248V244H91ZM90 247H89V248H90ZM118 247H119V246H117V248H118ZM162 247H163V246H162ZM173 247H177V246H174V245H173ZM191 247H194V246H191ZM191 247H189V249H190ZM222 247H223V246H222ZM222 247H221V248H222ZM235 247H236V246H235ZM235 247H234V248H235ZM238 247H239V246H237V248H238ZM243 247H244V246H243ZM243 247H241V248L243 249ZM255 247H252V249L254 250ZM263 247H264V246H263ZM49 248H50V247H49ZM51 248H52V247H51ZM66 248H67V247H66ZM74 248H75V246H74ZM80 248H81L82 251H83V248H82V247H80ZM91 248H90V250H91ZM102 248H103V247H101V249H102ZM117 248H116V249H117ZM137 248H140V247L137 246ZM158 248H159V247H158ZM170 248H171V250L173 249L172 246H171ZM183 248L185 249V247H183ZM204 248H205V247H204ZM209 248L211 249L210 246H209ZM219 248H220V247H219ZM223 248H224V247H223ZM225 248H226L225 250L228 249L226 246H225ZM258 248H259V246H258ZM56 249L58 250L57 246H56L55 250H56ZM75 249H76V248H75ZM81 249H80V250H81ZM95 249H96V248H95ZM99 249H100V248H99ZM99 249H98V250H99ZM103 249H104V248H103ZM108 249H110V248L108 247ZM111 249H112V247H111ZM121 249H123V248H121ZM126 249H127V247H126ZM126 249H125L124 253H128V252H126ZM128 249H130V248H128ZM143 249H144V248H143ZM149 249H150V248H149ZM162 249H163V248H162ZM162 249L160 248L161 251H162ZM166 249H167V248H166ZM196 249H197V248H196ZM196 249L194 248V250H196ZM201 249H202V248H201ZM201 249H200V250H201ZM232 249H233V248H232ZM235 249H236V248H235ZM252 249H249L248 251H250V250H252ZM33 250H34V248H33ZM35 250H36V249H35ZM48 250H49V249H48ZM53 250H54V249H53ZM57 250H56V251H57ZM68 250H71V249L69 248ZM68 250L66 251L67 255H68ZM73 250H74V249H73ZM80 250H79V252H80ZM84 250H86V249H84ZM88 250H89V249H87V252H88ZM92 250H93V249H92ZM98 250H97V252L100 251V250H99V251H98ZM106 250H107V249H106ZM112 250H113V249H112ZM118 250H120V249H118ZM118 250H117V253H118ZM136 250H137V249H136ZM173 250H174V249H173ZM177 250H178V249H177ZM191 250H192V248H191ZM202 250H203V249H202ZM206 250H207V249H206ZM211 250H212V249H211ZM230 250H231V249H230ZM230 250H229V251H230ZM238 250H240V249H238ZM238 250H237V252L239 253ZM245 250H246V249H245ZM253 250H252V252H253ZM255 250H257V249H255ZM260 250H261V249H259V251H260ZM45 251H46V250H45ZM50 251H51V250H50ZM74 251H75V250H74ZM101 251H102V250H101ZM113 251H114V250H113ZM129 251H130V250H129ZM132 251H133V249H132ZM134 251H135V250H134ZM150 251H152V250H150ZM154 251H155V250H154ZM164 251H165V250H164ZM167 251L170 252V249H169V250L167 249ZM187 251H190V250H188V248H187ZM204 251H205V250H204ZM213 251H214V250H213ZM219 251H221V250H219ZM219 251H218V252H219ZM53 252H54V251H53ZM53 252H52V253H53ZM62 252H64V254H65V251H64V250H63ZM76 252H78V250H77ZM87 252H85V253H87ZM95 252H96V251H95ZM119 252H120V251H119ZM137 252H139V249L137 250ZM141 252H142V251L140 250L139 253L142 254ZM182 252H184V251H182ZM190 252H191V251H190ZM190 252H189V253H190ZM192 252H193V251H192ZM194 252H195V251H194ZM200 252H201V251H200ZM205 252H207V251H205ZM205 252H204V253H205ZM230 252H231V251H230ZM234 252H235V251H234ZM237 252H236V253H237ZM240 252H241V250H240ZM243 252H244V250H243ZM243 252H242V254H243ZM260 252H261V251H260ZM263 252H264V250H262L261 253H263ZM36 253L38 254V252H36ZM39 253H40V252H39ZM42 253H43V252H42ZM48 253H49V252H48ZM48 253H47V254H48ZM54 253H55V252H54ZM54 253H53V254H54ZM56 253H57V252H56ZM59 253H60V251H59ZM85 253H84V254H85ZM88 253H89V252H88ZM88 253H87V254H88ZM92 253H93V252H92ZM111 253H112V252H111ZM114 253H116V252L114 251ZM114 253H113V254H114ZM117 253H116V254H117ZM130 253H131V252H130ZM130 253H129V254H130ZM135 253H136V252H134V254H135ZM143 253H145V252H143ZM151 253H153V252H151ZM151 253H148V254H151ZM176 253H178V252H176ZM184 253H186V255L188 254V252H186V251H185ZM204 253H202V254H204ZM208 253H210V252H208ZM208 253H207V255H208ZM216 253H217V252H216ZM221 253H223V252H221ZM231 253H232V252H231ZM231 253H227V254H231ZM238 253H237V254H238ZM249 253H250V252H249ZM258 253H259V252H258ZM61 254H62V253H61ZM73 254H75V253H73ZM87 254H85V256H86ZM89 254H90V253H89ZM102 254H103V253H102ZM108 254H109V253H108ZM108 254H107V256H109ZM116 254H114V255H116ZM119 254H120V253H118V255H119ZM156 254H157V253H156ZM158 254H159V252H158ZM158 254H157V256H158ZM160 254H161V253H160ZM162 254H163L165 257L168 258V259H167V262H170V264H171V262L173 261V258L170 256L171 254H169V253H168V254H167V253H166V254L162 253ZM162 254H161V255H162ZM182 254H183V253H182ZM196 254H197V252H196ZM196 254L194 253V256H195L196 259H193L195 263L197 262V261H195V260H197V258L200 260V257H196ZM211 254H213V253H211ZM211 254L208 255V256H211ZM244 254H245V253H244ZM244 254H243V256H244ZM246 254H248V252H247ZM246 254H245V255H246ZM254 254H255V253H253V254L251 253V255H254ZM44 255H45V254H44ZM57 255H58V254H57ZM57 255H56V256H57ZM67 255H66V256H67ZM80 255H81V254H80ZM92 255H93V254H92ZM94 255H97V256H98V255H101V254L96 253V254H94ZM105 255H106V254H105ZM105 255L103 254V256H105ZM110 255L112 256V254H110ZM125 255H126V257H127V254H125ZM132 255H133V253H132ZM135 255H137V254H135ZM138 255H139V254H138ZM138 255H137V256H138ZM143 255H144V254H143ZM143 255H142V256H143ZM163 255H162V257H163ZM177 255H178V254H177ZM184 255H185V254H183L182 256L184 257ZM190 255H191V254H190ZM198 255H199V253H198ZM207 255H206V258H205V259H207V263H206V264L209 263L208 259L210 258V257L208 258ZM219 255H220V254H219ZM233 255H235V254H233ZM240 255H241V254H240ZM249 255H250V254H249ZM40 256H41V255H40ZM77 256H78V255H77ZM122 256H123V254H122ZM122 256H121V257H122ZM142 256H140V255H139L138 257L133 256L132 259H131V261L133 262L135 259H139V260H143V261H144L145 259L148 258V257H145V256L142 257ZM148 256H149V255H148ZM151 256H152V254H151L149 257H151ZM157 256H156V257H157ZM192 256H193V254L191 255V257H192ZM199 256H202V255H199ZM203 256H204V255H203ZM225 256H226V255H225ZM227 256H228V255H227ZM262 256H264V255H262ZM41 257H44V256H41ZM64 257H65V256H63V257L61 258V255H60V258H59V259H62L61 261H64V260H63ZM68 257L71 258V257H72L71 254L68 255ZM68 257H66V258H68ZM80 257H82V256H80ZM88 257H89V255H88ZM90 257H91V255H90ZM124 257H125V256H124ZM130 257H131V256H130ZM178 257H180V256L178 255ZM183 257H182V258H183ZM191 257H190V256L188 257L190 261L192 260V259H190ZM211 257L214 258L215 256L212 255ZM218 257H219V256H218ZM221 257H222V256H221ZM231 257H232V256H231ZM235 257H236V256H235ZM70 258H69V259H70ZM72 258H74V256H73ZM83 258H84V256H83ZM100 258H101V257H100ZM110 258H111V257H110ZM110 258H109V259H110ZM112 258H113V257H112ZM115 258H118V257L115 256L113 259H115ZM143 258H145V259H143ZM180 258H181V257H180ZM182 258H181V259H182ZM193 258H194V257H193ZM233 258H234V257H233ZM248 258L250 259L251 257H248ZM253 258H254V257H253ZM257 258H258V256H257ZM263 258H264V257H263ZM44 259L49 260L47 257L44 258ZM55 259H56V258H55ZM74 259H75V258H74ZM96 259H97V258H96ZM102 259H104V257H103ZM105 259L108 260V257L105 258ZM119 259H120V257H119ZM119 259H118V260L116 259V262H119ZM121 259H124V260H125V258H121ZM127 259H128V258H127ZM127 259H126V260H127ZM153 259H156V258H153ZM159 259H160V258H159ZM159 259H158V261H159ZM181 259H180V260H181ZM185 259H187V257H185ZM185 259H184V261H185ZM203 259H204V258H203ZM210 259H211V258H210ZM215 259H216V257H215ZM215 259H213V260H215ZM246 259H247V258H246ZM254 259H255V258H254ZM254 259H253V260H254ZM258 259H260V257H259ZM67 260H68V259H67ZM81 260H82V258H81ZM83 260H84V259H83ZM189 260H187V264L190 263V262L188 263ZM213 260H212V261H213ZM216 260H217V259H216ZM220 260H221V258H220ZM222 260H225V259H222ZM222 260H221V261H222ZM230 260H231V259H230ZM230 260H229V261H230ZM233 260H234V259H233ZM55 261H58V258H57V260H55ZM89 261H92V259H90ZM93 261H95L94 258H93ZM96 261H97V260H96ZM96 261H95V262H96ZM127 261H128V260H127ZM147 261H148V259H147ZM151 261H152V258H151ZM158 261H157V262H158ZM161 261H162V259H161ZM176 261H177V260H176ZM203 261L206 262V260H203ZM212 261H210V263H212ZM217 261H219V260H217ZM217 261H216V262H217ZM234 261H237V260H234ZM242 261H243V259H242ZM242 261H241V262H242ZM254 261H255V260H254ZM256 261H257V260H256ZM258 261H259V260H258ZM260 261H261V260H260ZM49 262H52V260H51V261L49 260ZM58 262H59V261H58ZM58 262H56V264H59ZM76 262H77V261H76ZM84 262H85V261H84ZM99 262H101V261H99ZM113 262H114V261H113ZM121 262H122V261H121ZM123 262H124V261H123ZM123 262H122V264H124ZM128 262H129V261H128ZM144 262H146V260H145ZM159 262H160V261H159ZM159 262H158V264H160ZM180 262H181V264H182V263H183V260L179 261V263H180ZM185 262H186V261H185ZM194 262H192V263H194ZM237 262H238V261H237ZM241 262L239 261L238 264H240ZM248 262H249V261H248ZM263 262H264V261H263ZM63 263H64V262H63ZM65 263H66V262H65ZM93 263H94V262H93ZM96 263H97V262H96ZM111 263H112V262H111ZM111 263H110V264H111ZM137 263H138V262H137ZM172 263H173V262H172ZM179 263H178V264H179ZM197 263H199V264H200V263L205 264V263L200 262V261L197 262ZM219 263H221V262L219 261ZM229 263L231 264V262H229ZM229 263L227 262V264H229ZM61 264H62V262H61ZM66 264H68V262H67ZM70 264H71V262H70ZM73 264H74V263H73ZM81 264H82V263H81ZM84 264H86V263H84ZM88 264H90V263H88ZM97 264H98V263H97ZM99 264H100V263H99ZM103 264H104V262H103ZM108 264H109V263H108ZM114 264H115V263H114ZM118 264H120V263H118ZM141 264H145V263H143V262L141 261ZM149 264H151V262H150ZM152 264H157V263H155V261H154V262H152ZM165 264H166V263H165ZM167 264H168V263H167ZM175 264H176V263H175ZM213 264H215V263H213ZM216 264H217V263H216ZM256 264H257V262H256ZM259 264H260V263H259Z\"/></svg>","mask_w":264,"mask_h":264}]
</instances>
